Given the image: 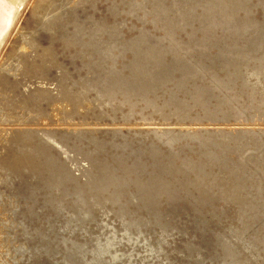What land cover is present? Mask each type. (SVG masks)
Listing matches in <instances>:
<instances>
[{"label":"rangeland","instance_id":"obj_1","mask_svg":"<svg viewBox=\"0 0 264 264\" xmlns=\"http://www.w3.org/2000/svg\"><path fill=\"white\" fill-rule=\"evenodd\" d=\"M40 1H41V0H32V3L30 2V3L28 4V6H26V7L23 9L22 14H21L22 16H20L21 18H19L20 20L18 19L19 22L17 21V22H18V23L16 24L17 26H15L16 28L13 29L11 35L8 37L9 41H8V39H7L6 42H5V44H4L3 47L1 48V51H0V54H1V55H0V58H1V60H0V61H1V62H0V69H1V70H0V72H2V73H6V74H10V73H13L15 70H16L17 72L19 71V70H18V69H19V66H18L19 64H18V63H15L14 61H15V55L20 54V51L22 50V48H19V46L22 45V43H20V42H21V40L23 41V38H22L23 36H24V38L27 36L26 39H29V38H30V39H33V38H35V36L38 37V39H39V37H40L39 40H41V42H42L43 44H44V43H45V45H47V44L49 45V44H50V42H49L48 39L45 40V37H47V36H46V33H45L43 30H41V31H42L45 35H44L43 33H41L40 28H37L36 25L34 24L33 11H34V9L36 8L37 3H39ZM84 1H85V2H84ZM84 1H83V0H82V1L79 0V2H78L77 0H73V2H72V0H67L68 5L71 4V3H72V5H73L74 2H75V4H74L73 7L77 9V12H78V9H79V8H80V10H82V9L84 8V10H82L81 12H84V11H85V13H86V11L88 12V10H89L90 13H87V14H85V13H81L80 10H79L80 13L78 12V15L80 14L82 17H87V15H88V16L91 15V18L94 16V18H96V19L93 18V19H90V20H93V21H96V20H97V21H98V22H97L98 24H96V22H94L95 25H96L95 28H96L98 25H99L98 27L100 28V26H102V24H103V23H101V21L103 20L102 22H104V20H106L107 22H106V21L104 22V24H103L104 26H105V24L108 23L106 26H107V28H110V29H111V28H112L111 26L113 25L112 23L115 22L114 25H117V26H116L117 28H115V26L113 25V29L115 28V29H117V30H115V29L113 30V29H112V30H110V32H109V29H106V26H105V27H102V28H104L105 30H108V32H109V36H108V32L103 31L104 29L102 30V28H100V32L103 31V34L101 33V36L103 35V36H104V40L107 41V42L109 41V42L112 44L113 48H112V46H110L111 44H110L109 42H108L109 44H108L107 42H104L105 44H104V43H103V44H98V46H99V45H102V46H99V47H101V48H97L98 46H97L96 44H97L100 40H101L100 42H103V41H104V40L102 39L103 36L101 37L100 35H98V34H100V32H98L99 30H98L97 32H93V31H94V30H93L94 26H91V25H94V24L91 23L90 20H89V21L86 20V19H88V18H90V17H88V18H86V19L84 18L85 21H88V22L91 23V24H89V23L87 22V23H88V24H87L86 22H83V21H84V20H82L83 18L79 15V18H80V17L82 18V19L80 18V20H81V22H82L81 25L83 24V25H82V26H83V27H82V30H83V31H82L83 36H84V32L87 31V33L85 32V33H86L85 36H86L87 38L84 36V39H85V40H88V41L85 42L86 45L88 44L87 42H91V44H93V45H92L93 47H96V46H97L96 48L98 49V51H100V53H101V49H102V50H103L102 53L104 52V53L106 54V56L103 55L104 53H103V54H102V53H101V54L99 53L100 55H99V54H98V55H95V53L97 52V49L94 48V50H93V47H92L91 45H90L91 47L88 46V45L90 44V43H89V44L87 45L88 47H87V46H84L85 49L82 48L81 52L78 54L79 56H77V57H78V60H76V58H73L74 56L71 57L72 54H70L69 51H68L67 49H65L66 47H65L61 42L58 43V41H57V42L55 43L56 46H55L54 43H53L54 45L51 44V45H52V48L55 47L54 50L56 51V53L59 54L60 58L62 57V58H61L62 64L64 63V64H63V67H64L63 69H66L67 71H65V72H66V73H69V74L67 75V74L64 72L65 76H69V75L72 73L70 76L72 77V79H73V77H74V83H73V80H71V77H70V78H69V77L67 78V79L69 80V82L72 81V82L69 84V86H67V87L69 88L70 85L72 84V85H71V88H69V89H71L70 91H71V92H75V90H76V92L80 91V94H81V95H82V92L84 91V92H83V95H84V96L82 95L83 100H82L81 103L79 104V107H78V109H77V112H76L75 114H74V112L69 113V112H70V108H69V106H70L69 104H70V103H69V101H65V100H66V97H65L64 100L61 101V102H59V101H58V102H57V101H54L55 103H54V102H50V103L46 104V109H47V110H45V113L40 114L39 112H34L33 115H32V117H30L28 120L25 119L26 121L24 120V118H22V119H20V120L18 119V120H19L18 122L15 121V122H13L14 124L12 123L13 125H15V127H14L9 121H7L6 119H4V118H0V119H2V120H0V121H1V122H0V126H2V127L4 126L3 128L0 127V129H1V130H0V133H1V134H0V135L7 133V130H8V134L2 135V136H3V140L1 139L2 136H0V144H1L2 142H4V141H7L9 138H14V137L17 136V135H21L20 132H22V131H23V134H24V132H26V131H28V132L30 133V135H31V133H32L31 137L34 136V137L32 138V139H33V140H32V145H36V144H37V141H39V139H41V138H43V137L46 138L48 135H50L49 137L52 136L51 138H53L54 140H56L55 138L60 137V138L57 139V142H59L60 145L62 144L61 146H63V147H62V148H63V151H62V153H61V155H63V157L60 156V158L63 159V160H61V159L59 158L58 155H60V154H59L56 150H54L53 147H51L52 150H51V148L49 149V154H50L51 151H53V152H51V154H52V153L54 154V151H56L55 153H58V154L49 155V158L52 159V158H53L52 156H54V158H53L54 160H57V159H58V161H59V160L63 161V162H61V164H60V161H59V163H58L59 166L64 165V164H65V165L69 164V165L72 167L71 170L69 169L70 166L65 167L66 169H67V168L69 169V170H68V169H67V170H68V173H69V174H72V178L74 177V178H73V181H72V180H71V181L74 182L75 185L72 184V182H71L70 184H72V185L69 184V185L72 187V188H71V187H68V186H69L68 184H66V183H69V181H70V177L68 176L69 179L67 178V176H66V175H67V170H66L64 167H62V168L65 169V170H63L62 168H59V169H58V168H55L56 166H53V167H52L51 165H48L47 163H45L46 161L43 160V159H39V160H38V158H37V159L35 160V163H37V164H35V167H36V169H37V174H36L35 176H34V175H31V176L34 177V179L36 178L34 181H33V178H32V182L35 183V181H37V179L40 177V178H41V181L43 180L41 183H42V184L45 183V184H44L45 187H44L41 183H39V182H40V178L38 179L39 182H37V184L35 183V184L33 185V183H32L33 187H34V186H35V187L37 186L36 189L39 190V191H38V194L40 193V195L37 194V190H35V187H34L33 189H34L35 193H33L34 196L31 198L32 200L29 201V204H30L29 207L31 206L30 208H31V209L33 208V209H32L33 212H36V214L38 215V217L32 215L33 212L31 211L30 213H31L32 217L30 216V213H29V215H27V218H26L27 221L25 220V221H26V224H25V225H28V222H29V225L31 226V227H29V225H28V226L26 227L27 230L29 231V235H30V239H29L28 242H27V247L35 246V245L37 244L38 241H40V242H47V241H48V242H47L48 245L51 246V247H49L50 251H49V253H47L46 256L44 255V256L41 258L42 260L40 259V261L42 262L41 264H44V262H45V264H47V263H49V264H51V263H52V264H56V262H57V264H58V263L60 264V262L64 264V263H65L64 261H66V263L68 262L67 264H72V263H73V264H74V263L76 264L77 262L80 261V262H79V264H80V263L82 262L81 258H82L83 256H84V257H83L82 259H83L84 262H82L81 264H85V263L88 262V261L92 262V260H90V259H92V256H93V255H89L88 253L93 254L92 251H93V249L95 248L94 246H96V245H98V244L100 243V242H98L100 239H102V241L100 240V241H101L100 244L104 245V242H106L107 240H109V241H111L110 244H112V245H110V247H108V248H110V250L106 249V250H105L106 253L103 252V255H102V259H103V260L100 259V260H101V263H100V262H99V263H95V262H97V261L94 260V261H93L94 264H107V261H108V260H109L108 263L110 264V262H111V264H112V260L110 261V259H106V258H110V257H112V254H113V257H116V259L118 260V261H117V260L115 259V263L113 262V264H116L117 262H120V261H122V262L117 263V264H122V263H123V264H128L129 261H130L129 259H132V260L134 261L135 264H137L138 261H139V264H140V263H141V264H142V263L144 264L145 262H147V261H145L147 258H148V259H147L148 262H147L146 264H148V263H149V258H150L151 255L153 256V257H151L153 261H152L151 258H150V261H151V262H150L149 264H151V263H152V264H155V263H156V264H163V262H164V264H177V263H178V264H181V263H182V264H188L189 262H190V264H191V262H192L193 259H195V258H196V262H195V260H194V261H193L194 263L192 262V264H199L197 260H199V262H201L200 260L205 261V256H206V259H208V260H206L205 262L202 261L203 264H208V261H210V260H211V261L209 262V264H210L211 262H213V263H211V264H214V262H215V264H216V263L218 264V263L221 261L220 258H222V257H221V253H220V252H221V248H220L219 246H218V247H219V248H218L217 245H215V244H216V242H215V241H216V240H215L216 237H215V236H216V235L220 236V234H221V232H222V235L220 236V238H221L222 236H223V237H222L221 239H227V240L229 239V240H230L231 238H233V239H231V241H230V242L233 243V247L238 248V249H239V250L237 249L238 251L241 250V251L244 252V253H243V252L240 251L241 253H240V252L238 253L240 257L244 255L243 258H246V257L249 255L251 258H253V256H251V255H252L253 252H255L256 255L259 254V256L257 255V257H258V258L260 257L259 259L256 260V262H258L259 264H264V263H263V262H264V257H262V256H264V253H262V252H264V249H263V248H264V242L260 243L262 240L264 241V235H263V234H264V231H263V230H264V226H262V225H264V221H263V220H264V217L261 216V215L264 216V212H263V211H264V209H263V207H264V205H263V204H264V203H263V202H264V201H263V200H264V198H263L264 195H263V194H264V193H261V192H264V191H263V190H264V185H263V184H264V163H263V162H264V158H261V157H262L261 155H264V150H263V149H264V144H263V141H264V136H263V135H264V115L261 114L262 112H260L258 109L253 108V107H252L253 105H250V104L252 103V101L250 100L251 98L249 99V96L247 95V92L245 91V92H246V93H245L243 88L240 87V90H239V89H238L239 86H236L237 84L231 86V88H232L231 91H232V92L234 91V90H233V89H235L234 87L237 88V91H238L239 93L236 92V91L233 92V93H234V95L237 93V94H239V95L241 96V99H242V101H243L244 106H243V104L240 105L242 101H240L241 99L239 98V95H235V96H236L235 98H236L237 101L239 100V101H238V102L240 103L239 105H240V107L242 106L243 108H245L244 110H246V108L248 107L247 110H248L249 112L246 111V113H249L250 115H249V114L246 115V117L248 118V119H247L245 116H243V117L241 116V118H240V116L237 117V116L231 114L230 109L228 110L229 113H228V112H224V111H225L224 109L226 108L225 106H227V108H226V111H227V109H228V105H226L225 103H221V102L219 101V99H218L219 97H218V93H217L218 91L215 90V88H214V87L212 86V84H211V81H213V80H215V79H216V80L219 79L218 81H220V78H221V81H222L223 83L227 81V79H226L227 76H225L226 73H223L224 70H223L221 64L219 63V65H220L221 67L218 66V62H217L216 65H213L214 62H215L214 59L212 58L213 55H214V54H218L217 52H219L220 54H225V53H226V55H227V52H228L229 50L232 51V50H234V49H238L239 47L243 49L242 45H235V44H234V45L237 46V47L233 46L232 49H231V46H230V45H232V44H230V45H229V49H228V48H226V47H228L227 44H226L227 41L224 42V40H222V37L218 38L219 36H218V37H214L215 39L213 38L212 40H213V41L216 40L215 42H212V40H210L211 42L209 41L208 44L205 43V45H204V46H206V45H208V46L215 45L214 47L212 46L213 49L215 48V49H214V52L216 51V52L214 53V52H213V49H212V48H209L208 46H207V47H208L209 49H208L207 47L205 48V47H203V46H202V47L200 46V47H199V50H198V46L190 45L191 47H189L190 49H188L187 47H188L189 45L186 46L185 44H182V43H181V44H180V43H179V44L176 43L178 46L180 45V46L186 47V48L188 49V50H187V49L185 48V50H187V53H188V52H189V53H188V54L185 53V54H184L185 56L182 57L183 59H185V60H184V61H185L184 65L186 64V61L188 60V61H187L188 64L190 63L192 66H196L195 68H198L197 66H200V65H201L199 69L201 70V69L203 68L201 71H202V72H203V70L205 71V72H204V73H205V77H203V78H205V79H203V78H201V79H203L202 81H204V82H205V81H210V83H209V82H206V83H205V84H207V86L204 84L205 86L200 87L201 84L204 83V82L202 83V81H200L201 83L199 82L200 85L198 86V85H197V84H198L197 81H198L199 79H197V80H196V79H191L192 81H193V80H195V81H194V82L190 81L189 83H190V84H191V83H192V84H195V82H197V84H196L197 87H198L200 90L202 89V90L205 92V96H204V95L201 96L200 94H201L203 91H200V90L198 91V90H196V87H195L196 85H195V86H192V85H191L192 87H190V90H192V88L195 87V89L192 91V94H193V96H194L193 98L197 97L198 99L200 98V100H202V101H203L204 99L207 100V101L209 100V102L212 100V102H210V103H212L213 106L211 105V108H210V106H209V108H210V110H211V111H210L209 108H208L207 106H206V107H203V106H205V102H206L205 100L202 102L204 105H203V106H200V105H202V104H198V103H201V102H199L200 100H198L197 98H195V99H196L198 102H196L195 99H194L195 101L192 100V99H193V98L191 97L192 95H191L190 93H188V92H190V91H189V86H190V85L187 84L188 81H189L187 75H189L190 78H191V76H190L189 73L187 74V71L183 68V67H184L183 63H182L183 67H181V68H183V69H181V68H179V66H182V65L179 64L180 61H178V64H179V65H178V64H177V61H175L176 59H172L171 54H168V53H167V54H168L167 56H166V55H163L164 51H165V50L167 51V48H169V47L167 46V44L169 45V44L171 43V46H172V44H175V43H173V42H171V41H172V40H174V41L176 40V42H179V39H180V42H182V41L184 42L185 40H187L188 35H187V33H186L185 31H181V30H179V31L176 32L177 34H175V35H173V37H171V39L168 38V41L171 40L170 42H168L167 39H166V41H167L168 43L165 41V39H164L165 42L163 41V38H164V37L161 38L162 40L159 39V38L162 36V33L158 32V29H154V27H153V25H152V23H151V20H152V19L150 18V16H152V18L154 17L156 20L159 19V16H160V15L156 14L157 12L155 13V10H156L157 7L159 6L158 4L161 3V2H159V1H161V0H159V1L156 0V3H157V1H158L157 4L154 2L155 0H154V1L150 0V1H152V2H150V1L145 2L146 0H144V1H142V0H140V1H139V0H136V1H135V0H126V1H128L129 3L132 2V1H133V3L135 2L137 7H138V6H139V7H143V5H145V4L148 5V6H149V4H150V7H151V5H152V7H154L153 5H155V7H156V9H155V8H152V7H151V8H150V7H147V6L145 5V6H144V9H143V8H140L141 11H140V9H138L139 11H135L136 14L139 13L138 15H135V12H133V14L135 15L134 17H132L133 14H130V13H124V12H123L122 15H120V14L122 13L121 11L124 10V7H123L122 5L127 3V2H126V3H124V2L120 3L121 0H113V1H111V0H108V1H107V0H103V1H102V0H96V1H95V0H92V1L95 2V3L93 2V4H96V3L98 2V3L96 4V5H98V6H96V5L93 6L91 0H90V2H91L92 5L89 4V3H90L89 0H84ZM87 1H88L89 3H87ZM99 1H100V2H99ZM104 1H107V2H104ZM109 1H110V2H109ZM114 1H115V3H114ZM123 1H125V0H123ZM205 1H208V2H209V1H214V0H203V1H200V2L203 3V2H205ZM217 1H219V0H217ZM223 1H225V0H220L219 2H223ZM226 1H227L228 6H227L226 3H222V6H220L219 9L221 10L222 7H223V8L226 7L225 9H222V11H223V10H226V11H225V15H227V18H228V16L231 17V15L234 16V17H232L233 20H231V18L229 19V22H231V24H233V25H237V24H238V21L242 22V21H247V20H248V21H249V20H250V21H255V20H256V21L253 22V23H256V24H257L256 26H257L258 28L255 27V30L253 29L251 32H248L249 34H246L244 38H248V40H250V41H252V39H254L253 41H258V42H259L261 39L263 40V39H264V35H262L261 32H262V30L264 29V26H263L264 24H262V23L264 22V21H263V20H264V16H261V15L264 14V11H262V13H263V14H262V13L260 12V10H263V9H264V7H262V6H264V4H263L264 1H263V0H254V1H257V2H254L253 0H246V1H244V0H235V2H234V0H226ZM226 1H225V2H226ZM237 1H238V2H237ZM241 1H242V2H241ZM243 1H244L245 3H243ZM248 1H249V3H252V1H253L254 4H252V6L254 5L253 7H255V10H254V9L252 10V8H251L252 6H251L249 3H247ZM250 1H251V2H250ZM258 1H259V2H258ZM262 1H263V2H262ZM77 2H78L79 4H78ZM116 2H117V3L119 2V3L121 4V8H120V5L117 6L119 3H118L116 6L114 5V4H116ZM138 2H139V3H138ZM168 2H170V0H168V1L166 2V4L169 5ZM81 3H83V4H82L83 6L81 5ZM85 3H87L88 5H86ZM99 3L102 4V6H101V5L99 6ZM104 3L107 4V5H108V4L110 5V3H112V5H113V7H114L115 9L111 7L112 5H110V7L112 8V9H111V8L109 7V5H108V7H107V5H105ZM113 3H114V4H113ZM141 3H142V4H141ZM147 3H149V4H147ZM151 3H153V4H151ZM201 3H200V5H197V8H199V6H201V7H200L199 9H197L198 11H196V12H199V11L201 12V10H202V11L204 10V7H203V5H202ZM242 3H243L244 5H245V4H247V5H246L245 7H243L244 5H243ZM255 3H257V4H255ZM76 4H77V5H76ZM84 4L86 5V7L84 6ZM223 4H224L225 7L223 6ZM261 4H262V5H261ZM68 5H67V6H68ZM72 5H70L71 8H73ZM80 5H81L82 9H81V7H79ZM141 5H142V6H141ZM156 5H157V6H156ZM237 5H238V6H237ZM240 5H241V6H240ZM249 5H250V6H249ZM259 5H260V6H259ZM34 6H35V7H34ZM76 6H78V8H77ZM87 6H88L89 8H91V6H92V9H94L95 11L92 10V9H89ZM230 6L232 7V9H231ZM239 6H240V7H239ZM248 6H249V7H248ZM256 6H258L259 8H262V9H259V8H257ZM93 7H94V8H93ZM116 7H118L119 10H120V9H121V10L119 11L118 8L116 9ZM122 7H123V8H122ZM145 7H146L147 9H145ZM160 7H161V4H160ZM242 7L244 8V10L241 9ZM68 8H69V7H68ZM86 8H88V9H86ZM97 8L102 9L101 11H100L99 9L97 10V12L100 11L99 14L96 12V9H97ZM106 8H107V9H106ZM108 8L111 9V10H114V11H111V10H109ZM148 8H149V9H148ZM186 8H188V9L185 10ZM201 8H203V9H201ZM228 8H229V9H228ZM235 8H236V9H235ZM249 8H251V9H250L249 11H247ZM85 9H86V10H85ZM150 9H151V10H150ZM152 9H155V10H153L154 12H152ZM183 9H184V10H182V11H185V12L189 11V12H190V13L188 12L189 14H187V13H186V14L188 15V17H190V20H191V21L189 20V24L192 25V30L194 31V33H196V31L194 30V28H195V27H196L195 29H198V28H197L196 24H195V25L192 24V23H196V22H194V21L192 20L193 17H192L191 14H194V15L196 14V15H198L200 12H199V13H196V12L191 13L192 11L189 10V9H191V7L189 8L188 6H185V8H183ZM200 9H201V10H200ZM237 9H238V10H237ZM107 10H109L110 13H109V11H107ZM116 10H118V11H116ZM142 10H145V11H142ZM146 10H147V11H146ZM148 10H149V12H151V13H153V14L150 15L151 13H148ZM228 10H229V12H227ZM235 10H236V11H235ZM239 10H240V11H239ZM93 11H94V12H93ZM156 11H157V10H156ZM164 11H165L164 15L168 12L167 15H165L166 17L169 16V17L167 18V20L170 18V19H169V21H170L171 19L174 18L173 20H171V21H174L176 18H178V17L176 16L177 14H174V13H176V12H175V10H174L173 8H172V9H168V11H166V10H164ZM242 11H243V12H242ZM251 11H252V12L254 11L253 14L255 13V15H253ZM92 12H93V13H92ZM113 12H117L118 14H119V12H121V13L119 14L121 17H119V15H118V17H119L121 20H120L118 17H117V18H118V20H117V18H116V16H115V15H117V13H115V14L113 15ZM142 12H144V13H142ZM146 12H147L148 14H145ZM226 12L229 13V14H226ZM244 12L248 13L247 16L244 15V14H246V13H244ZM91 13H92L93 15H92ZM94 13H95V15H94ZM100 13H101V14H100ZM250 13H251V14H250ZM84 14H85V15H84ZM128 14H130V15L127 16ZM155 14L158 15V16H156ZM99 15H100V16H99ZM131 15H132V16H131ZM143 15H145V17H146L147 19H146L145 17H144V19H143ZM147 15H149V16H147ZM154 15H155V16H154ZM164 15H163V16L161 15L162 18H161V16H160V20H161V21H163L164 19H165V21H167L166 18H164ZM111 16H112V18H111ZM113 16H114V19H113ZM122 16H125V17L127 16L128 18H127V17L124 18V17H122ZM136 16H137V17L140 16V17H138V18H136V19H133V20L131 19V18H135ZM173 16H174V17H173ZM184 16H185V18L187 17L185 14H184ZM236 16H237V18H236ZM255 16H256V17H255ZM129 17H131V18H129ZM188 17H187V18H188ZM252 17H253V18L255 17V19L253 20ZM99 18H100V19H99ZM109 18H110V19H109ZM123 18H124V19H127V20L124 21ZM163 18H164V19H163ZM191 18H192V19H191ZM108 19H109V20H108ZM137 19L139 20V22H138ZM145 19H146L147 21L143 22V20H145ZM149 19H150V20H149ZM162 19H163V20H162ZM237 19H238V20H237ZM262 19H263V20H262ZM100 20H101V21H100ZM114 20H116V21H114ZM128 20H129V23L126 22V21H128ZM131 20H132V21H131ZM136 20H137V22H136ZM140 20H142V21L140 22ZM230 20H231V21H230ZM236 20H237V21H236ZM241 20H242V21H241ZM109 21H110V22H109ZM117 21H122V22H120V24H121L120 26H119L118 24H116ZM123 21H124V22H123ZM130 21H131V23H132L133 26H134V25H137V23H138V25H137L138 28H137L136 26L133 27V26L131 25ZM134 21H135V22H134ZM232 21H233V22H232ZM31 22H32V23H31ZM111 22H112V23H111ZM142 22H143V24H142ZM85 23L87 24V26H84V25H86ZM99 23H100V24H99ZM118 23H119V22H118ZM123 23H124V24L126 23V24L124 25ZM127 23H128V24H127ZM133 23H135V24H133ZM234 23H235V24H234ZM258 23L260 24L261 28H259L260 26H258V25H259ZM29 24H30V25H29ZM261 24H262V25H261ZM32 25H34V27H32ZM89 25H90V26H89ZM110 25H111V26H110ZM123 25H124V27H126V25H127V26L129 25L128 27H130V28H127V27H126V28H124L125 30L123 29L124 31H122L121 29L123 28ZM142 25H143L144 28L142 27ZM88 26H89V27H88ZM139 26H140V30H139ZM35 27L37 28V30H36ZM86 27H88V28H86ZM90 27H91V28L93 27V28H92V31H91V30H90V31L94 33V36H93L94 39H92V38H93V37H92L93 34H92L90 31H89L90 33L88 32V30L90 29ZM98 27H97V28H98ZM118 27H120L121 33H119L120 30H119ZM131 27H132L133 29L136 27L137 29L135 28V29L133 30ZM150 27H151V28H150ZM28 28H29V29H28ZM97 28H96V30H97ZM99 28H98V29H99ZM262 28H263V29H262ZM38 29H39V30H38ZM86 29H87V30H86ZM144 29H146V31L148 30V31H147L148 34L145 32V35L143 36V34H144L143 31H145ZM256 29H260V30H258L259 32H258V31L255 32ZM261 29H262V30H261ZM29 30L32 31V33H31ZM96 30H95V31H96ZM118 30H119V31H118ZM136 30H139L140 33H138ZM141 30H143V31H141ZM152 30H154V31L151 32ZM155 30H156V32H155ZM111 31L114 32V33H112ZM116 31H117V33H115ZM28 32H29V33H28ZM33 32H35V33H33ZM38 32H40V33L37 34ZM104 32H106L107 34H106V33L104 34ZM136 32H137L138 34H137ZM150 32H151V34L149 35ZM26 33H28V34H26ZM97 33H98V34H97ZM118 33L121 34V35H119ZM142 33H143V34H142ZM199 33H200V32H199V29H198V33L195 34V37L198 38V39H200V37H201V35H200L201 33H200V34H199ZM250 33H251V34H250ZM254 33H255V34L257 33V34L255 35ZM19 34H22V35L19 36ZM25 34H26V35H25ZM30 34H33V35H30ZM34 34H35V36H34ZM88 34H92V35H91V36H90V35L88 36ZM95 34H96V35H95ZM110 34H115V35H118V36L115 37L114 35H111V38H110ZM136 34H137V35L141 34L142 36L139 35V36L136 37ZM153 34H154V35H153ZM198 34H199V35H198ZM253 34H254V35H253ZM37 35H39V36H37ZM146 35H147V36H146ZM148 35H149L151 38H152V35H153L154 37L151 39L150 37H148ZM160 35H161V36H160ZM257 35H259L260 37L257 36ZM28 36H29V37H28ZM33 36H34V37H33ZM96 36L99 38V40H98V38H95ZM157 36H158L159 38H158ZM198 36H199V37H198ZM16 37H17V38H16ZM91 37H92V38H91ZM112 37H114V38H112ZM118 37H120V38L123 37V38H121V39H122L121 43H119V42H120V38H118ZM138 37H141V38H140V39H141V44H137V43H136V42L140 43V41H138ZM143 37H144V39H143ZM147 37H148V38H147ZM174 37H176L177 39H176V38L173 39ZM252 37H253V38H252ZM256 37H257V38H256ZM261 37H262V38H261ZM20 38H21V39H20ZM90 38H91L92 40H95V39H96L95 42H94V41H90V40H91ZM130 38H131V40L134 38V39H133V40H134V43H133V41L130 40ZM146 38H147V39H146ZM149 38H150V40H151L150 45L147 44V43H149V42H148V41H149ZM156 38H158V39H159L158 41H161V42H158V41L156 42V40H157ZM217 38H218V39H217ZM15 39H16V40H15ZM89 39H90V40H89ZM135 39H136L137 41H136ZM140 39H139V40H140ZM145 39H146V40H145ZM155 39H156V40H155ZM169 39H170V40H169ZM223 39H224V38H223ZM97 40H98V42L96 43ZM102 40H103V41H102ZM116 40L119 41V42L117 41V43H119L120 45H119V44H117V45L114 44V42H116ZM127 40H129V43H128L127 45L130 44L129 46L132 45V47H129V46L126 45V43L128 42ZM144 40H145V41H144ZM154 40H155V43L152 44V41H154ZM262 40H261V41H262ZM14 41L16 42V45H15V42H14ZM18 41H20V42H18ZM130 41H131V43H133V44H131ZM142 41H143V42H142ZM146 41H147V42H146ZM222 41H223L224 43H222ZM261 41H260V42H261ZM46 42H47V43H46ZM100 42H99V43H100ZM122 42H125V44L122 43ZM185 42H186V41H185ZM106 43H107V44H106ZM142 43L149 45L148 47H147V45H146V47H145V48H146V51H145L144 46L141 47L142 45H144V44H142ZM156 43H157V44L160 43L161 46H162V45H164V46H162V47L160 48V45H159V46L157 47ZM209 43H210V45H209ZM212 43H213V44H212ZM215 43H216V44H215ZM13 44H14L16 47H15ZM18 44H19V45H18ZM121 44H122V45L124 44V46L126 45L128 48H127V47H124L125 49H124L123 47L121 48V47H120V46H122ZM134 44H135V45L137 44V45L134 46ZM151 44H152V45H151ZM263 44H264V43H263ZM263 44H262V46H263ZM84 45H85V44H84ZM94 45H95V46H94ZM106 45H108V46H106ZM140 45H141V46H140ZM155 45H156V46H155ZM225 45H226V46H225ZM12 46H13V47H12ZM61 46H62V47H61ZM104 46H105V48L107 47L106 49H109V50H108L109 52H111L112 50L114 51V48H116L115 46L120 47V48H116V49H115V53H112V52H111L112 54H111V53L109 54V52L106 53L107 50L104 51V50H105ZM153 46H154V47H153ZM171 46H170V47H171ZM180 46H179L180 49H179V48H178V49L181 50L180 52H181V54H182V53H184L185 50H184L183 47H180ZM193 46H194V48H193ZM218 46H219V47H218ZM5 47H6V48H5ZM17 47H18V48H17ZM58 47L61 48V49L63 48L62 50L65 49L67 52H66V51L64 52V51H62L61 49H58ZM86 47H87V48H86ZM89 47H90V48H89ZM102 47H103V48H102ZM110 47L112 48V50H110ZM133 47H134L135 49H138V47H139V49L136 50V51H138V52H139V50H140V51L142 50V51H141L140 53L135 52V51H134L135 49H134ZM166 47H167V48H166ZM195 47H196L197 50L195 49ZM257 47H258V48H253V51H254L255 54H260L259 52H262L261 49H263L264 46H263L261 49H259L260 46H257ZM16 48H17V51H18V52H16V50H15ZM129 48H130V49H129ZM142 48H144V49H142ZM164 48H166V49H164ZM202 48H203V49H202ZM222 48H223V49H222ZM225 48H226V49H225ZM19 49H20V50H19ZM95 49H96V50H95ZM118 49H119V50H118ZM121 49L125 50L126 52H128V51H130V52L125 53V51H123V50H121ZM126 49H127L128 51H127ZM182 49H183L184 51H183ZM191 49H192V51H191ZM200 49H202L201 52H200ZM205 49H206V50L208 49L209 51H206ZM217 49H218V50H217ZM2 50H4V51H2ZM117 50H118V53L116 52ZM158 50H160V51H158ZM162 50H163V52H162ZM204 50H205V52L207 53V54H206V53H204V54H205L206 56L208 55V56H207V59H209V53H210V55L213 53V54L211 55L212 57L210 56L213 60H211V59H209V60H205V58H206L205 55L202 54L203 57H202V55H200V53H203ZM211 50H212V51H211ZM220 50H221V51H220ZM226 50H228V51H226ZM248 50H249V49H248ZM12 51L14 52V53H13L14 56H13V54H12ZM61 51L64 52L65 54H62ZM93 51H94V53H93ZM121 51L124 52L123 55L121 54ZM166 51H165V53H166ZM195 51H196V53H195ZM223 51H224L225 53H224ZM3 52H4V53H3ZM134 52H135V53H134ZM142 52H143V53H142ZM156 52H158L157 56H156ZM167 52H168V51H167ZM185 52H186V51H185ZM197 52H198V53H197ZM208 52H209V53H208ZM8 53H9V54H8ZM60 53H61L62 55H61ZM67 53H68L69 55H68ZM92 53H93L96 57H95L94 55H92ZM119 53H120L121 55H120ZM137 53H138V54H137ZM152 53L155 54V57L153 56ZM159 53H160V54L162 53V55H161L162 57L159 56ZM165 53H164V54H165ZM190 53H191V55H190L191 57L189 56ZM228 53H230V52H228ZM250 53H251V52H250ZM96 54H97V53H96ZM107 54L110 55L109 58H110V61H112V62H110V61H109V58H108V62H107V60H106V63H105V61L102 60V61L104 62V64H103V62L101 61V59H103V58H104V59H105V58L107 59V57H108ZM114 54H115V55H116V54L119 55V56H118V59H117V57H116L117 55L114 56ZM149 54L152 55V56H149ZM192 54H194L195 56L192 55ZM230 54L233 55L232 52H231ZM230 54H228V55H230ZM11 55L13 56V60H11V59H12V56H11ZM64 55H66V56H64ZM70 55H71V56H70ZM111 55H113L114 58L116 57L117 61H115L116 59L113 60V59H112L113 57H112ZM136 55H139V56H137V57L140 59V62H141V60H143V59H141V58L147 59V58L151 57V58L147 59L148 62H149L150 60L153 61V60H155V58H157L158 60L156 59V60H157L156 62H155V61H153V62L150 61V62L153 63V67H154L153 69H154V70L157 68V67H156L157 65H159V69H156V71H153V69H152V63L149 62L150 65H151V66H150L149 63L147 62V60H145V61H146V63H145L146 66L144 65V62H145L144 60H143L144 62H141L144 66H142L141 63L138 64L137 61H139V59H137ZM146 55H148V57H147ZM182 55H183V54H182ZM197 55H198V56L200 55V57H198ZM1 56H2V57H1ZM5 56H7V57H5ZM8 56H9V57H8ZM97 56H99V57H97ZM100 56H103V57H100ZM104 56H105V57H104ZM120 56H122V57H120ZM140 56H141V57H140ZM10 57H11V58H10ZM64 57H65V58H66V57H67V58L70 57L69 59L72 58V59H71L72 62H73V63L76 62V64H73V63L71 64V63H70L71 61H69V65H68V61H67V60H69V59H67V58L65 59ZM91 57H93V58H91ZM94 57H95V58H94ZM111 57H112V58H111ZM135 57H136V58H135ZM145 57H146V58H145ZM153 57H154V59H152ZM159 57H160V59H159ZM165 57H166V58H165ZM189 57L191 58V60L193 59L194 61L192 60V61H193V62H192V61L190 60ZM193 57H194V58L196 57V58L194 59ZM63 58H64V59H63ZM97 58H100V59H99V61H101L100 64H103V66H105V67H106L105 64H108L107 67H109V68L106 69L105 67H102V65H101V66H100V64L98 65V62H97L98 60L96 61ZM163 58L166 59V62H167L168 65L166 64L165 60H163ZM187 58H188V59H187ZM203 58H204V59H203ZM7 59H8V62H7ZM62 59H63L64 61H63ZM111 59H112V60H111ZM135 59H136V61H135ZM186 59H187V60H186ZM198 59H199V60H198ZM202 59L204 60V61H203V63H204L203 65H202V62H201ZM9 60H11L12 62H10ZM73 60H74V61H73ZM189 60H190V61H189ZM196 60H197V62H195ZM4 61H5V63H7L6 65L3 64ZM94 61L97 62L96 65H98V67L100 66V67H99L100 69H99V68H98V69L96 68L97 66L95 65V62H94ZM114 61H115V63L117 62V65L115 64V66L112 64V63H114ZM134 61H135V62H134ZM158 61H159V62H158ZM172 61H173V62H172ZM198 61L200 62V65H198V64H197V65H194L195 63H199ZM210 61H211V62H210ZM13 62H14V64H12ZM66 62H67V63H66ZM93 62H94V64H93ZM157 62H158V64H157ZM160 62H161V63H160ZM163 62H164V64H163ZM77 63H78V64H77ZM110 63H111L112 65H111ZM136 63H137L138 65H140V67H139V66H138V67L141 68L143 71H142L141 69H139L138 67L135 66V65H137ZM154 63H156V65H155ZM208 63H209V64H208ZM212 63H213V64H212ZM215 63H216V62H215ZM16 64H17V65H16ZM70 64H71L74 68H73L72 66H71V68H70V67H69ZM109 64H110L112 67L109 66ZM147 64H148V65H147ZM165 64H166V66H165ZM171 64H172V66H174L175 64H177V65L174 66L173 70H171V69H172ZM190 64H189V65H190ZM207 64H208V65H207ZM211 64H212V65H211ZM3 65H5V66H3ZM7 65H9V66H7ZM14 65H15V66H14ZM64 65H65V66H64ZM66 65H67V66H66ZM74 65H75V66H74ZM78 65H79V66H78ZM162 65H164L165 67H162ZM205 65H206V66H205ZM2 66H3V67H2ZM6 66H7V69L9 68V70H10V67L12 66L11 68H12V70H14V71L11 70L12 72H10L9 70L6 69ZM16 66H18V67H16ZM77 66H78V70H79V69L81 70V71L79 70V71H80V72H78L79 74L75 73L76 71H78L77 69H75ZM176 66H178L179 71L182 70V72H178V68H177ZM186 66H187V64H186ZM203 66H204L205 68H204ZM208 66H209V67H208ZM211 66H213V67L211 68ZM215 66H218V67H215ZM1 67H2V68H1ZM65 67H68V68H65ZM81 67H82V69H81ZM93 67H95V68L97 69V71H96V69H94ZM101 67H102V70H103V71H105V70H110V69L112 70L113 67L115 68V69L113 68L114 71H115L116 68H117L118 71H117V70H116V71H117L118 74L120 75V78L122 77L121 79H120V78H119V79L121 80V82H122V80H123L124 83H128V82H125V81H129L128 79H129V77H131V74H133V76H136V77H135L136 79L134 78V81H135L134 84H132V82H134L133 80H132V82H131V79L133 78V76H132L131 79H130V81H129V82H131V83H129V85H128V84H125V85H128V87H130V86H131L130 84H132V87H130L129 89H130V90L133 89L134 91H135V90L137 91V88H139V87H142V88H143V89L140 88V90L142 89V91H137L138 96H137V94H135L136 91H135V93H134V91H133V93H134L136 96L133 94L135 97L132 98V101H133V104L135 103L134 106H135V107H136V106L138 107V108L136 107L137 110H135V108L133 107V110L135 111L134 114H136V115H138V116H135V115L133 114V115H134L133 117H132V115L128 117V114H126V112L128 113V110H127V108H126L125 106L123 107V109H122L121 107H119V110H117V108H114V111H115V112L112 111L113 109H112L111 107L105 105L103 102H100L99 100H97L96 97H95V99H94V96H95V94H96V92H97V90H98V89H96V88H94V89H96V91H95L94 89H93L94 91L92 90L93 92L89 89L90 92H92V93L94 94L93 97L91 96L92 93H90V92L88 93V96H87V94H86V95L84 94L85 92H86V93L88 92V88L85 87V86H87V84H91L92 81H93L94 79H95V80H94V83H92V84L95 85V83H96L95 81L97 80L96 78L99 76V73H102V74H101L102 76H100L101 78L98 77V80H97V83H96V84H100L101 81H102V79H106L105 76L107 77L106 81H107V80H111V79L114 78L115 76L117 77V75H118L117 72H116L117 75H114V74H115L114 71L111 72V70H110V72H109V71H107V72H106V71H105V72H102ZM110 67H111V68H110ZM142 67H148L149 69L144 68V69H145V72H144V69H143ZM160 67H161V68H160ZM214 67H215V68H214ZM4 68H5L6 70H5ZM15 68H16V69H15ZM103 68H104L105 70H104ZM136 68H137V69H136ZM216 68H217V70H214V69H216ZM219 68H220V70H219ZM3 69H4V71H2ZM88 69H89V71L87 72ZM90 69H91V71L94 69L92 72H94V74H95L94 77H95V76H96V77L93 78V79H92V77H91L93 73H90V72H91ZM138 69L141 71V73H142V72H143V73H142V74L139 73L138 75H136L135 72H136V70H138ZM176 69H177V70H176ZM206 69H207V70H206ZM212 69H213V70H212ZM231 69H232V68H231ZM99 70H101V72H100ZM119 70H120V73H119ZM164 70H165L166 72H165ZM210 70H211V71H210ZM218 70H219V71H218ZM221 70H222V71H221ZM69 71H71V72H69ZM95 71L98 73V75L96 74ZM98 71H99V72H98ZM121 71H122V72H121ZM140 71H138V72H140ZM163 71H164V74L166 73L165 75L162 73ZM209 71H210V72H209ZM220 71H221V74H220ZM7 72H8V73H7ZM108 72H109V73H108ZM131 72H133V73H131ZM138 72H137V73H138ZM146 72H147V73H146ZM172 72L174 73V75H175V73L184 74V76L187 74V75L185 76V78H184V79H187V83L185 82L186 80H183V77H184V76H182V79L180 80L181 75L179 74L180 76H178V74H176V75L174 76V75L172 74ZM183 72H184V73H183ZM185 72H186V73H185ZM104 73H106L105 76H103ZM107 73H108V74H107ZM123 73H124V74H123ZM161 73H162V75H161ZM170 73H171V74H170ZM222 73H223V74H222ZM0 74H1V73H0ZM76 74H77V75H76ZM87 74H90L91 76H90V75H87ZM109 74H111V75L113 74V75H112L113 77H110L111 75L108 76ZM121 74H122L123 76H122ZM134 74H135V75H134ZM143 74H144V76H145V74H146V77H144ZM206 74H207V75H206ZM214 74H215V75H214ZM11 75H12V74H11ZM75 75H76L77 77H76ZM124 75H125V76H124ZM163 75H164V76L167 75V76H166L165 78H163V77H164ZM168 75H169V76H168ZM212 75H213V76H212ZM217 75H218L220 78H218ZM78 76H79V77H78ZM80 76H81V77H80ZM86 76H88V79L86 78ZM161 76H162V78H161ZM170 76H171V77H170ZM75 77H76V79H77V78L79 79V83L76 81ZM89 77H90V78H89ZM102 77H103V78H102ZM108 77H109L110 79H109ZM116 77H115V78H116ZM123 77H124V78H123ZM125 77H127V79H126ZM140 77H141V78H140ZM142 77H144V78H142ZM157 77L159 78L158 80H157ZM177 77H178V78H177ZM186 77H187V78H186ZM206 77L208 78V80H207ZM215 77H217V78H215ZM81 78H82L83 81L86 82V83H83V81H80V80H82ZM85 78H86L88 81H87ZM115 78L112 79L111 81H113V80L115 81ZM139 78H140V80H138ZM154 78H156V79H155L156 82H157L156 85H157V86L159 85L158 87L155 86V87H157V88L154 87V85H155L154 83H153V84H154L153 86H152V84H151V81H152V82H153V81L155 82V80H153ZM160 78H161V79L169 78V79L167 80V81H168V84L170 83V86H169V87L171 88V87L173 86V87H172L173 89L171 88V90H170V88H169L168 85L166 84V80H163V81H164V84H165V85H164V84H163V85L165 86L166 89H167V87H168V88H169V91H170L171 93H170L168 90H167V91L165 90V88H164L163 85L161 84V83H163V81H162ZM176 78H177L178 80H180V81H183V83L185 82V84H181V85L178 84V82H179V83H182V82L178 81ZM212 78H214V79L212 80ZM223 78H225V79H223ZM252 78H253V77H250V79H252ZM78 79H77V80H78ZM89 79H91V80H89ZM99 79H100V80H99ZM119 79H118V77H117V78H116V81L118 82ZM125 79H126V80H125ZM174 79H175V80H174ZM201 79H200V80H201ZM222 79H223V80H222ZM253 79H255V77H254ZM68 80H67V85H68V83H69ZM85 80H86V81H85ZM120 80H119V81H120ZM136 80H137V81H136ZM159 80L161 81V83H160V82H159V83H160L162 86L158 83ZM171 80H172V81H171ZM75 81H76V82H75ZM89 81H90L91 83H90ZM98 81H99V82H98ZM116 81H115V82H116ZM170 81H171L172 83H171ZM253 81H254V82H253ZM253 81H252V80H248L247 84L250 83V85H251L253 88H252L250 85H248L247 89L249 90L248 93H251L252 95H254V94L257 95V96H256V98H257V97L259 96L258 94L261 93V89L263 88L262 90H264V82H263V81H257V79H255V80H253ZM256 81L259 83L258 86H259V85L261 86V87L259 86L260 89L257 88V82H256ZM81 82H82V83H81ZM87 82H88V83H87ZM104 82H105V81H104ZM156 82H155V83H156ZM260 82L263 83V86H262V84H260ZM102 83H103V82H102ZM122 83H123V82H122ZM124 83H123V84H124ZM175 83H176V84H175ZM254 83H256V85H255ZM73 84H74V85H73ZM76 84H77V85H76ZM79 84H80V86L83 85L84 88H82V87L79 88V87H80V86H78ZM84 84H85V85H84ZM150 84H151V85H150ZM210 84H211V85H210ZM252 84H253V85H252ZM148 85L154 87V89H158L159 87H160L161 89L164 88V90H162L164 93H165V91H166V93H167L168 95H170V94H172V93H173L174 95H170V98H169L168 95H165L163 92L159 91V90H161V89H158V91L154 90V92H153V94H152V89H153V88L151 89V87H148ZM175 85H176V86H175ZM178 85H179V86H178ZM188 85H189V86H188ZM254 85H255V86H254ZM74 86H75V88H74ZM77 86H78V87H77ZM143 86H146V87L144 88ZM166 86H167V87H166ZM177 86H178V87H177ZM180 86H184V89H185L184 92H185V93L183 92V89H182L183 87L181 88ZM72 87H73V88H72ZM179 87H180L182 90H181ZM209 87H210L211 90H210V89H207V88H209ZM212 87H213V88H212ZM254 87L256 88V90L254 89ZM77 88H78V89H77ZM86 88H87V89H86ZM186 88H187V90H186ZM198 88H197V89H198ZM203 88H204V89H203ZM205 88H206L207 90H206ZM74 89H75V90H74ZM79 89H81V90H79ZM83 89H84V90H83ZM145 89H147V90H145ZM148 89H149V90L151 89L150 94H152L151 96H154V99H156V101L158 100L157 103H155V100H153V97H151L149 94H147V93H149V92H148V91H149ZM251 89H253L252 92H250ZM258 89H259V90H258ZM73 90H74V91H73ZM82 90H83V91H82ZM85 90H87V91H85ZM143 90L147 91V92H146L147 95H146V94H145V95L143 94ZM175 90H177V91H176V93L178 92L177 94H179V93H180V90H181V92L184 93L185 95L183 94V95H184V96L182 95L183 97H182V96L179 97L177 94H175ZM208 90H210V91H208ZM241 90H243V91H241ZM257 90H258V91H257ZM81 91H82V92H81ZM98 91H99V90H98ZM155 91H156L157 93H155ZM172 91H173V92H172ZM187 91H188V92H187ZM196 91H198L199 93L196 92ZM255 91H257L258 93H255ZM259 91H260V93H259ZM76 92H75V93H76ZM138 92H142V94H143L144 96H146V97H147V96H150V97H147L148 100H149L150 102H147V101H146L147 99H146L143 95H142V96L144 97L145 100L142 98V96L139 97V94L141 95V93H138ZM160 92H161V93H160ZM193 92H196V93H195L196 95L199 94L198 96H201V97H203V98H204V97H207V98H210V99H207V98H204V99H203V98H201V97L195 96V94H194ZM206 92H209V94H210L212 97H211L210 95L208 96V93L206 94ZM213 92H214V93H213ZM240 92H242L243 94L240 93ZM75 93H73V95H75ZM154 93H155V94H154ZM182 93H181V94H182ZM187 93H188V94H187ZM253 93H254V94H253ZM89 94H91V95L89 96ZM156 94H157V95H156ZM181 94H180V95H181ZM189 94H190L191 96H189ZM203 94H204V93H203ZM241 94H242V95H241ZM251 94H250V95H251ZM155 95H156V97H157V96H158V97L156 98ZM160 95H161V96H160ZM164 95H165V96H164ZM175 95H176L177 97H176ZM206 95H207V96H206ZM246 95H247V96H246ZM255 95H254V96H255ZM85 96H86V97H85ZM172 96H173V97H172ZM185 96H187V97L185 98ZM188 96H189L190 99L188 98ZM216 96H217V98H216ZM254 96H253V97H254ZM138 97H139L140 99H138ZM164 97H165V100H164V101L166 102V104L164 103V101H162V99H164ZM171 97L173 98V102L171 101V100H172ZM175 97H176L178 100H177V102H175V105H174L173 103H174V101H175L174 99H176ZM178 97H179V98H178ZM181 97L183 98V100L185 99V100H184V104H185V106L183 105V102H182V98H181ZM243 97H244V98H243ZM247 97H248V100H247ZM134 98H137L138 100H137V99H134ZM141 98H142V101L144 100V101L146 102V104H145L144 101H143V102L139 101V100H141ZM158 98H159V99H158ZM180 98H181V102L179 103L178 101H179ZM238 98H239V99H238ZM256 98L254 97V99H256ZM160 99H161V102H162V103L159 101ZM167 99H169V100L171 99L170 101L168 100V104H169V105L167 104ZM186 99H188V100L186 101ZM252 99H253V98H252ZM0 100L2 101V97H1V95H0ZM135 100H136V101H135ZM152 100L154 101V105L156 104V106H157V104H158L159 107H156V106L152 105L153 109H151V108H152V107H151V104H153V103H151ZM249 100H250V101H249ZM138 101H139V104H141V106L138 104ZM185 101H186V103H185ZM191 101H192V102H191ZM214 101H215V102H214ZM244 101H245V102H244ZM56 102H57V103H56ZM136 102H137V104H136ZM158 102L161 103V104H163L162 107H161V104H159ZM169 102H172V104H170ZM188 102H189V103H188ZM193 102H196V103H194V106L196 107L197 105H199V106H197V107H199L200 109H199V108H195V107L192 105ZM209 102H206V105H207V103H208V105H210ZM247 102H248V103H247ZM51 103H53V104H51ZM100 103H101V104L103 103L104 107H102V105H101ZM143 103H144V105H143ZM149 103H150V105H149ZM176 103H177V104L179 103V105H180V106H179V105L177 106V107H179L177 110L175 109V108H177V107H176ZM181 103H182V104H181ZM187 103H188V105H187ZM245 103H246V104H245ZM92 104H93V105H92ZM195 104H197V105H195ZM221 104H223V106H224V104H225V106H224L225 108H224V107L222 108ZM253 104H254V103H253ZM51 105H52V106H51ZM53 105H54V107H53ZM145 105H146V106H145ZM170 105L172 106L171 108H170ZM181 105H183L184 107L187 106L186 108H188V109H184L183 106L181 107ZM190 105H191L192 107L195 108V109L193 108L192 111H193V110L196 111V109H197V111H196V112H194V111H193V112L190 111L191 108H192V107L190 108ZM248 105H250V106H248ZM49 106H51V107L49 108ZM56 106H57V107H56ZM90 106H92V107H90ZM100 106H101V107H100ZM144 106H145V108L147 107V111H146L145 108H143ZM165 106H167V108L169 107V109H166ZM99 107H100V109H99ZM106 107H107V108L109 107L108 109H110V110L112 111V112L109 113L110 115H108V113H107V112H109L110 110L107 109V111H105V110H106ZM149 107H150V109H149ZM160 107H161V110L163 109V107H165V108H164V109H165V112H164V111H162V112H164L165 114H167L168 117H170V119L168 118L169 120L166 121L167 116H166L164 113H162L161 111H159V110H160ZM173 107H175V108H173ZM202 107H203L204 109H202ZM213 107H215V109H216V110H215V112H216V116L213 115V117H212V114H213V112H214V108H213ZM242 107H241V108H242ZM250 107H252L254 110H253L252 108L250 109ZM51 108H52V109H51ZM54 108H55V109H54ZM64 108H65V109H64ZM104 108H105V109H104ZM155 108H156V109L159 108V109L157 110V114H158V112H159V114H158L159 116L156 115V113H154V112H156ZM172 108H173V109H172ZM180 108H181L182 111H184L185 114L182 113V111H180L181 113H179L178 110H180ZM207 108H208V109H207ZM220 108H222L224 111H221L222 109L220 110ZM49 109H50V112H49ZM101 109H102V111H101ZM103 109H104L105 112L103 111ZM121 109H122V110H121ZM144 109H145V110H144ZM171 109H172V110H171ZM174 109H175L176 112L178 113L177 116H176V118H175V115H173V114H176V112L172 113ZM183 109H184V110H183ZM189 109H190V110H189ZM198 109H199V110H198ZM64 110H65V111H64ZM139 110H140V111H139ZM143 110H144V111H143ZM151 110H152V112H151ZM166 110H170V111H166ZM175 110H174V111H175ZM185 110H186V111H185ZM187 110H188V112H187ZM200 110H201V112H200ZM203 110H204V111H203ZM257 110H258V112H257ZM99 111H100V112H99ZM119 111H121L122 114H120ZM142 111H143V112H142ZM145 111H146V112H145ZM148 111H150L151 114H148V113H149ZM153 111H154V112H153ZM171 111H172V112H171ZM198 111H199V112H198ZM202 111H203V113H202ZM212 111H213V112H212ZM217 111H218V113H217ZM220 111H221V112H220ZM252 111H253L254 113H253ZM46 112H47V113H46ZM64 112H66V114H64ZM116 112H117V113H116ZM123 112H124V113H123ZM136 112H137V113H136ZM167 112H169V113L171 114V116H169L170 114L167 113ZM197 112L200 113V115L198 114V118H199V119L196 118V117H197V114H196V115L194 114V113H197ZM211 112H212V113H211ZM67 113H68V114H67ZM105 113H106L107 115H106ZM142 113H143V114H142ZM152 113H154L155 115L153 114V116H152ZM161 113H162V115H160ZM189 113H190V114H189ZM191 113H192V115H194V116H196V117L194 118V116H191ZM208 113H210V114H208ZM224 113H225V116H224ZM226 113H227V117H226ZM37 114H38V115H37ZM45 114H48V115H45ZM73 114H74V115H73ZM76 114H77V115H76ZM101 114H102V115H101ZM103 114H105V115H103ZM123 114H125V116H124ZM147 114H148V115H147ZM180 114H181V115H180ZM201 114H202V115H201ZM214 114H215V113H214ZM221 114H222L223 117L221 116ZM228 114L231 115V116H230L231 118L228 117V116H229ZM252 114H253V115H252ZM258 114H259V115H258ZM40 115H41V116H40ZM62 115H63V116H62ZM64 115H65L66 118L64 117ZM66 115L69 116V117H67ZM139 115H140V116H139ZM142 115H143V116H142ZM146 115L149 116V117H147ZM163 115H165L166 117H165V116H164L165 118L162 117ZM178 115H179V116H178ZM183 115H184V117L181 118ZM205 115H206V116H205ZM260 115H261V116H260ZM33 116H34V117H33ZM42 116H43V117H42ZM47 116H48V119H47ZM107 116H109V117H107ZM122 116H123V117H122ZM126 116H127V117H126ZM151 116H152V117H151ZM160 116H161V117H160ZM173 116H174V117H173ZM204 116H205V118H204ZM220 116H221V117H220ZM250 116H251L252 118H251ZM256 116H257V117H256ZM259 116H260V117H259ZM40 117H42L41 121H40ZM143 117L145 118V119H143L144 122L141 121ZM158 117H159V118H158ZM171 117H172V118H171ZM215 117H216V118H215ZM217 117H218V119H217ZM236 117H237V119H235ZM258 117H259V118H258ZM261 117H262V119H260ZM44 118H45V120H44ZM129 118L132 119V120H130ZM140 118H141V119H140ZM146 118H147V121H145ZM162 118H163L164 120H163ZM177 118H178V119H177ZM179 118H181V119H179ZM192 118H194V119H192ZM202 118H203V119H202ZM211 118H212V119H211ZM219 118H220L222 121L219 120ZM227 118H228V119L230 118V119L228 120ZM243 118H245L246 120H245V119L243 120ZM250 118H251V119H250ZM30 119H31V120H30ZM133 119H134V120H133ZM216 119H217V120H216ZM223 119H225V120H223ZM239 119H240V120H239ZM241 119H242V120H241ZM4 120L7 121V122H5ZM22 120H24L25 122H24V121L22 122ZM42 120H44V121H42ZM137 120H138V121H137ZM212 120H213V121H212ZM261 120H262V121H261ZM27 121L30 122V123H28ZM4 122H5V123H4ZM26 122H27V123H26ZM42 122H45L46 124L43 125ZM147 122H148V123H147ZM16 123H17V124H16ZM21 123H22V124L24 123L23 125H26L27 128H26V126L24 127L23 125H21ZM31 123H32V125H30ZM40 123H41V124H40ZM3 124H4V125H3ZM18 124H19V125H18ZM27 124H28V125H27ZM5 125H6V126L9 125V126H10V127H8L9 129H8ZM16 125H18V126L21 125L20 127H22V129L19 128V127L17 128ZM11 126H13V128H12ZM29 126H33V127H34V130H33V127H30L31 130H33L32 132H31ZM39 126H40V127H39ZM44 126H46V127H44ZM149 126H153L152 128H155V129H151V128H149ZM42 127H43V128H42ZM147 127H148L149 129H147ZM4 128H5V129H4ZM10 128L12 129V131H11ZM14 128H15V129H14ZM16 128H17V131H16ZM25 128H26V129H25ZM35 128H36V129H35ZM45 128H47V130H45ZM157 128H161L162 130H161V129H157ZM13 129H14V130H13ZM19 129H20V130H19ZM42 129H43V131H42ZM156 129H157V130H156ZM187 129H189L188 132L186 131L187 133H184V132H185L184 130H187ZM18 130H19V131H18ZM35 130H37V132H36ZM49 130H50V131H49ZM112 130H114V131H116V132L113 133L114 131H112ZM153 130H155V131H153ZM158 130H159V131H158ZM181 130H182V131H181ZM245 130H247V131L250 130V131L247 132V131H245ZM5 131H6V132H5ZM41 131H42V132H41ZM54 131H55L56 134H58L59 132L62 133V134H58V135H56V134L54 133ZM56 131H57L58 133H57ZM71 131H72V132L74 131L73 134H72ZM80 131L82 132V134H81V133H80V134L83 135V136H84V134L87 132V134L85 135L87 138H85V136L82 138L81 135H78ZM109 131L112 132L111 135H112L113 137H111V135H109V134L111 133V132L108 133ZM117 131H118L119 133H118ZM143 131H145V132H143ZM164 131H166L167 133H165ZM168 131H169V133H168ZM170 131H171V132H170ZM183 131H184V132H183ZM190 131H191L190 134H192L194 131H196L197 133H198V131H199L198 135H199V134L201 135V131H203L202 134H204V138H203V135H202V137L200 138V137H199L200 135L198 136L197 134L195 135V132L193 133L194 136H196V137H194L195 140H197L198 137H199L200 139H203V140L206 139V138L208 139V136H209L208 143H209V142L212 143V144L209 143V147L211 148V149H208L209 152H207V150H205V148H203V149L205 150V151H203L201 145L198 144V141L193 140L194 142H197V143H194L193 141H191L190 139H193L192 137H191V138L189 137L190 139H188L187 134H189ZM218 131H219V132H218ZM220 131L224 132V133H225L224 135H226V136L224 137V136L222 135V132L220 133ZM2 132H5V133H2ZM9 132H10V133H9ZM11 132H13L14 135H13ZM16 132H17V133H16ZM33 132H34V133H33ZM44 132H45V133H44ZM50 132H51V134H50ZM65 132H67V135H69L68 133H71V134L69 135V137H67V135H66ZM130 132H131V133H130ZM136 132H137V133H136ZM141 132H142V133H141ZM146 132H147L148 134H147ZM153 132H154V133H153ZM155 132H157V133L160 132L161 134L159 133V134L157 135V133H155ZM162 132H163V133H162ZM215 132L218 133V134H216ZM240 132H243V133H240ZM244 132H245V133L247 132V133L245 134ZM15 133H16L17 135H15ZM19 133H20V134H19ZM43 133H44V134H43ZM52 133L54 134L55 138H54V136L52 135ZM74 133H75V134H74ZM76 133H77V134H76ZM89 133H90V135H91V138H90V136H89ZM106 133H108V134L106 135ZM132 133H133V134H132ZM143 133H144V134H143ZM172 133H173L174 135H173ZM175 133H176V134H175ZM178 133H180V135H179L180 139H182V140H184V141L181 140V141L179 142V137L177 138V136H178L177 134H178ZM182 133H183V134H182ZM208 133H209V135H208ZM211 133H212V134H211ZM227 133H228V136H227ZM236 133H237V135L240 133V134H239L240 136L238 135V136L236 137ZM248 133H249V135H248ZM250 133H251V134H250ZM11 134H12L14 137H12ZM40 134H41V135H40ZM46 134H47V135H46ZM64 134H65L66 136H65ZM113 134H114V135H113ZM115 134H116V135H115ZM119 134H121V135H119ZM145 134L147 135V137H145V136H146ZM153 134H154V136H152ZM155 134H156L157 136H159L160 139H161L162 136H165V137H163V139L160 140L161 142H159V138H158L157 136L155 137ZM162 134H164V135H162ZM210 134H211L213 137H210V136H211ZM215 134H216V136H214ZM219 134H221L222 136L219 135ZM234 134H235V135H234ZM243 134L245 135V137L242 136ZM252 134H253L254 136H256V137L258 136V137H257L258 140H257L256 137H254ZM6 135H7L8 137H9V135H11V136L8 138V137H6ZM43 135H46V136H43ZM60 135H63V136H60ZM71 135H72V136L74 135V139H72L73 137H72ZM77 135H78L79 137H78ZM133 135L136 136V137H137V136H140V135H142V136H140L139 138H138V137L135 138ZM144 135H145V136H144ZM169 135L173 136V141L175 140L174 142H170L171 144H173V148H174V149H171V148H172V147H171V146H172L171 144L168 145V147H170V149H169L168 147H166V143L169 144V142H166V141L169 140V139H168ZM175 135H176V136H175ZM185 135H186V139H184V138H185ZM205 135L207 136L206 138H205ZM229 135H230V136H229ZM233 135H234L235 137H234ZM246 135H247V136H246ZM106 136H107L108 138H110V139H106V138H107ZM109 136H110V137H109ZM114 136H115V138H114ZM118 136H119V138H122V139L124 138L125 141L122 140V139H119ZM120 136H121V137H120ZM122 136H123V137H122ZM132 136H133V137H132ZM149 136H151V138H150ZM160 136H161V137H160ZM174 136H175V137H174ZM183 136H184V137H183ZM219 136H220L221 138H220ZM231 136H232V139H231ZM248 136H250V137L253 136V138H249ZM62 137H63V139L68 138L69 141H68V139H66V140L61 139ZM92 137H94V139H93ZM104 137H105V138H104ZM125 137H126V139H125ZM144 137H145V138H144ZM148 137H149V138H148ZM181 137H183V138H181ZM214 137H215V139H217L216 137H219L220 141L223 139L222 137H224L223 142L227 139V140L224 142V143L226 144V146H225L224 143H223V144H224V146H223L222 142H220V141L215 142L216 140H214ZM238 137H239L240 140H236V138L238 139ZM247 137H248V138H247ZM260 137H261V138H260ZM35 138H36V139H35ZM77 138H78V139L80 138V139L78 140ZM88 138H89V140H88ZM98 138L102 141V143L104 142V141H103L104 139H105V141L107 140L108 144H109V142L112 141V138L116 139V141L113 139V141H112L111 143H113V142H118L119 144L121 143L120 145L122 146L124 153L121 152L122 150H119V149H121V147H119V149L117 148L116 145H119L118 143H115V144H116V145H115L116 147H113V148L111 147V146L114 144V143H113V144H110L111 146L108 145V146H109V148H108V146L105 147V146L107 145V144H106L107 142H104L103 144H102V143H99V142L97 141V140H99ZM103 138H104V139H103ZM133 138H134V139H133ZM152 138H154L155 140H154V139L152 140ZM156 138H158V140H157ZM164 138H166V140H165ZM210 138H212V139H210ZM225 138H226V139H225ZM228 138H229V141H228ZM233 138H235V140H234ZM242 138H243V139H242ZM244 138H245L246 140H244ZM254 138H255V140H254ZM259 138L262 139V142H261V140H259ZM5 139H6V140H5ZM60 139L63 140V142H64V141H65V142H64V143H61L62 141H61ZM70 139H71L72 141H73V140H74V141L76 140V142H72ZM83 139H84V140H83ZM95 139H97V140H95ZM102 139H103V140H102ZM117 139H119V140H117ZM127 139H128V140H127ZM140 139H143V141L140 140ZM145 139L148 141V143H151V145H152V143H154V142H155L156 144L154 143V144L152 145V148H151V145H150V147L148 148V146H147L148 144H147V141H145ZM148 139H151L153 142L150 141V140H148ZM200 139H198V140H200ZM207 139L204 140V141H207ZM249 139H250V140H249ZM35 140H37V141H35ZM91 140H92V141H91ZM94 140H95V141H94ZM109 140H110V141H109ZM121 140H122L123 142H122ZM185 140H186V142L188 141L187 144L185 143ZM203 140H202V141H203ZM211 140H212V141H211ZM217 140H218V139H217ZM247 140H248V141H247ZM1 141H2V142H1ZM34 141H35L36 144H33ZM70 141H71V142H70ZM81 141H83V142H81ZM86 141H88V142L91 141V142L88 143V142H86ZM93 141H94L95 145H94V143L92 144ZM101 141H100V142H101ZM141 141H142V142H141ZM149 141H150V142H149ZM157 141H158V142H157ZM164 141H165V142H164ZM169 141H170V140H169ZM232 141H233V142L236 141L237 144H240V145H239L240 147H241V146L243 147V149L237 147L238 145L236 144V142L233 143ZM251 141H252L253 143H252ZM256 141H258L259 143L261 142V143H260V144H259L258 142L256 143ZM66 142H67V143L69 142V145H68ZM79 142H80V144H79ZM178 142H179V144H177ZM189 142L192 143L191 145H192L193 147H191V145H190ZM199 142H201V141H199ZM240 142H241V143H240ZM244 142H245V143H244ZM70 143H71V144H70ZM97 143H99L100 146L106 144L105 146H103L104 148H103V147H100V148H103L104 150H103V149H100L99 147H97V145H98ZM122 143H123V145H122ZM124 143H125V146H124ZM127 143H128V144H127ZM139 143H140V144H141V143H142V144H143V143H146L145 145L143 144V147L146 146V149H145V147H144V149H143V147L140 148V147L138 146V145H140ZM159 143H160L161 147H160V145H158ZM162 143H164L165 145L162 144ZM174 143H176L177 145L174 144ZM180 143H182L183 146H181ZM183 143H185L186 145H184ZM188 143H189L190 146L188 145ZM213 143H214V145H216V146H214ZM251 143H252L254 146H253ZM74 144L76 145L77 148L75 147ZM83 144H84V145H83ZM87 144H89V145L91 144V145H90L91 147H90L89 145H88V147H85ZM129 144H130V145H129ZM142 144H141L140 146H142ZM195 144H196V145H195ZM227 144H228V145H227ZM230 144H231V145H230ZM233 144H236L235 146H236L237 148H239V149H237ZM241 144H242V145H241ZM248 144L251 146L250 148H249V145H248ZM73 145H74V146H73ZM78 145H81V146H78ZM99 145H98V146H99ZM131 145H132V146H131ZM134 145H136L137 147L134 146ZM154 145L159 146L160 149H159V147H156V149L158 148L159 150L154 149V147H155ZM174 145L180 147L179 149H180V153H181V154H179V149H178V147L176 148V146H174ZM197 145H199V146H197ZM218 145H221V147L219 146L221 149H219ZM232 145H233V146H232ZM247 145H248V147H247ZM259 145H260V147H258ZM261 145H263V146H261ZM0 146H1V145H0ZM66 146H68V147L70 146V147H69V148H68V147L66 148ZM113 146H114V145H113ZM126 146H127L128 149H129V150H128V153L124 150V149H127ZM153 146H154V147H153ZM186 146H187V148H185ZM188 146H189V148H188ZM194 146H196V147L194 148ZM212 146H213L214 148H216V149L212 148ZM231 146H232V147H231ZM71 147H72V148L75 147V148L72 149ZM80 147H81V149H79ZM89 147H90L91 151L93 150L92 153H91L90 149H88ZM92 147H93V148L95 147V148L92 149ZM129 147H130V148H129ZM132 147H133L134 150H135L134 147H136L138 150L136 149L135 152H134V151H130V149H131ZM162 147H163L164 149H166V150H163ZM181 147H184V148L182 149ZM222 147H223V148H222ZM253 147H254V148H253ZM255 147H256V148H255ZM261 147H262V148H261ZM86 148H87V149H86ZM96 148H97V149H96ZM105 148H107L108 150L105 149ZM111 148H112V149H111ZM114 148H115V150H113ZM150 148H151V151L153 150V152H154V150H155V153H156V151H157L156 155L154 154V155H155V157H153L154 160H151L152 157H150V156H153V155H152L153 152L149 153V152H150ZM175 148H176V149H175ZM191 148H192V150L194 149L193 151H194L195 153H194L193 151H191V154H192V155L194 154V155H193L194 157H189V155L191 156L190 153L187 154L188 151H190V150H188V149H191ZM251 148H252L253 150H252ZM71 149H72V150H71ZM75 149L77 150V151H76L77 153H78V152H81V151H79V150H83V149H84L85 152H86V154L84 153V150H83V151H82V152H83V153H82V156H83V157H80V156H81V153H78V155H77L75 152H74V153L72 152V151H75ZM98 149H100V150H98ZM133 149H131V150H133ZM139 149H140V150H139ZM142 149H143V151H144V150H145V151L148 150L149 152L147 151L146 153L144 152L145 154H141V153H143V151H141ZM185 149H187V150H185ZM197 149L200 150V152H199ZM201 149H202V150H201ZM206 149H207V148H206ZM213 149H214L215 151H214ZM218 149H219V151H218ZM247 149H249V150H247ZM254 149H256V150H254ZM259 149L262 150V151H259ZM50 150H51V151H50ZM64 150H66V152H67L68 155L71 154V155H70L71 157H72V156L74 157V155H75V160H77V161H76V165H75L76 167L74 166V164H75V162H74L75 160H73L74 158L72 157V158H73V159H72V158H70V156H68V157H69V159H68L67 154H66V156L64 155V152H65ZM67 150H68V151H67ZM86 150L89 151V154H87L88 151H86ZM94 150H95V151H94ZM101 150H102V151H101ZM105 150H106V154H105ZM116 150H117V151H116ZM161 150H162L163 152H160ZM167 150H168V151H167ZM172 150H174V152L177 150V152H175V153H178V154H177L178 156H177V155H174L175 153H174V152H171ZM182 150H183L184 152H183ZM211 150L215 152V153H213V154H215V155H214L215 157L217 156L216 159H217L218 162H219V158H220V159L223 158V159L220 161L221 163H222V161H223V163L221 164V163L216 162V159L213 157V159H214V161H215V163H216V164H215L214 161L212 162V163L214 164V166H216V167H217V166H220L221 168L219 167V168H217V169H216V168L214 169L213 164H212L211 162H209L210 160H211V161L213 160L212 158H208L209 155L207 156V154L210 153ZM221 150H222V151H221ZM238 150H239V152H238ZM243 150H244V151H243ZM251 150H252V151H251ZM97 151H98V152H97ZM103 151H104V152H103ZM113 151H114V152H113ZM115 151H116V152H115ZM118 151L121 152L122 154H120ZM129 151H130V152H129ZM137 151H139V152L141 151L140 154H139V152H138L139 156H138L137 154H135V153H137ZM158 151H159V154H158ZM166 151H167V152H166ZM169 151H170V153H169ZM186 151H187V153H186V157L188 156L189 159L194 158V159H192V160H195V162L192 161V160H190L191 163H190V161H189V163H190L191 165H193L192 162H193L194 164H199V163L201 164V163H202V164L199 165V166H203V165L205 164V165H204V167L206 168V170H205V168H204V171H205V174H204V175H205V177L209 174V173L207 174L206 172H210V169H208L207 167L210 166L209 168H211V165H212V168H213V169L211 168V169H212L211 172H213V170H214V172H213L214 174H213V177H212L213 179L211 178V175H212V174H210L209 177L207 176L208 178L206 177L208 180L204 177L203 180L205 181V179H206V180H207L206 182L208 183V186L206 185L207 187L204 186V189H205L204 191H203V190L201 191V190L198 189V190H199V192H198V190H197V185L195 186L194 183H193V187L195 186V187H196V190L192 189V188H193V187H191V186H192V183L189 182V181H191V179H192V177H190V175H188V176H189V177H188L189 180H188L187 178H186V180H185V181L188 180V181H187V182H188L187 184L185 183V181H184L183 179H182L183 182H181L182 180L179 181L180 183H178V181H177L179 178L181 179V176H182V178L185 179V176H184V175H185V173H187V171L185 170V167H183V168H184L183 170L186 171L185 173H184L183 171H181L182 168L179 167V166H180L179 164H181L183 158L185 157V155H183V153L185 154ZM196 151H197L198 153H197ZM216 151H218V153H220V154H218ZM220 151H221V152H220ZM245 151H246V153H245ZM249 151H250V152H249ZM258 151H259V152H258ZM70 152H71V153H70ZM96 152L99 154L98 157H101V158H98L97 156H94V155H96ZM109 152H111V153H115L116 155H117V154H120L121 157H123L124 154H125V152H126V154H128L127 156H128L131 160L128 161L129 158L126 156V154H125V157L128 158V160H124V159H126V158L123 157L122 159L125 161V162H124L119 156H116L117 159H118V160H117L116 157L114 156L115 154L111 155V153H109ZM132 152H134V153H132ZM203 152L206 153V156H205V154H204ZM243 152H244V153H243ZM69 153H70V154H69ZM93 153H95V154H93ZM103 153H104V154H103ZM148 153H149L150 155H148ZM168 153H169L172 157H173V155H174V157H173V158L170 157ZM172 153H173V155H172ZM202 153H203V154H202ZM239 153H242V154H239ZM262 153H263V154H262ZM92 154H93V156H92ZM109 154L111 155V157L114 156L115 159L117 160V162L114 163V161H113L114 158H111V157L109 156ZM130 154H131V155H130ZM134 154H135V157H136V158L138 157L137 159L134 158ZM157 154H158V155H157ZM160 154H162L161 157H159ZM165 154H167V155H165ZM199 154H200V155H199ZM217 154H218V155H217ZM244 154H245V155L247 154V156L245 157L246 159H245V158L242 159V158L244 157V156H243ZM260 154H261V155H260ZM85 155H87V156H86L87 159L85 158V159L87 160V162H88V160H90V161L88 162V164H87L86 160L84 159ZM89 155H90V156H89ZM102 155H103V156H102ZM107 155H108V157H107ZM132 155H133V157H130V156H132ZM140 155H142V157L145 156L146 158L149 156L150 159L147 158L148 161H149V163H148V161H147V162H144V160L146 161L145 157H144V159H141L142 157H140ZM143 155H144V156H143ZM196 155L200 156V157L202 158V159H201V158H200V159H201V161H203V162H200V159H199V163H198V160H197V162H196V159L199 158V157H195ZM201 155H202V156H201ZM219 155H220L221 157H218ZM237 155H239V156L241 155V156L238 157ZM248 155H249V156H248ZM253 155L255 156L256 159L254 158ZM259 155H260V156H259ZM156 156H157L158 158H160L161 160L158 159ZM166 156H169L168 158H170L171 160H170V161L168 160V162H167V160H166L167 157H166ZM251 156H252V157H251ZM57 157H58V158H57ZM66 157H67V158H66ZM90 157H92L93 160H91ZM93 157H95V158H93ZM104 157H106V159H105ZM118 157H119V158H118ZM162 157H164V158H162ZM175 157H177L178 159L180 158V159L178 160V159L175 158ZM188 157H187V158H188ZM65 158H66V159H65ZM76 158H78V159H76ZM81 158H83V159H82V160H79V159H81ZM97 158H98L99 160L102 159V160H104L105 162H102V160H101V163H100L99 160H98V161L95 160V159H97ZM103 158H104V159H103ZM108 158H109V159H108ZM110 158H111V159H110ZM133 158L136 160V161H134L136 164H133V163H134V162H133V160H134ZM156 158L159 160V162H158V160H157ZM224 158H225V160H224ZM248 158H249L250 160H249ZM253 158H254V159H253ZM119 159H120V160H119ZM132 159H133V160H132ZM140 159H141V162H140ZM162 159H163V160H162ZM174 159H175L176 161L178 160V161H177L178 163H179L180 161H181V162L177 165V162H176ZM181 159H182V160H181ZM227 159H228V160H227ZM236 159H237V160H236ZM239 159H240V160H239ZM247 159H248V160H247ZM252 159H253V160H252ZM262 159H263V160H262ZM41 160H42V161H41ZM65 160H67V161L70 160L71 162H70V161L66 162ZM78 160H79L80 162H79ZM111 160H112V162H111ZM121 160H122L123 162H122ZM156 160H157V162H158V165L156 164V166H155V162H156ZM164 160H165L166 163L163 162ZM173 160L175 161V165H177V166L181 169V170H180V169L176 166V169H177V168H178V169H177V170L175 169V170H176V171H179V170H180V172H183V173H182L183 175H182L180 172H178L180 175H178L179 177H178V176L176 177V175H177L178 173H176V171H173L174 168H175V167L172 168L173 165H174ZM185 160H187V159L185 158ZM185 160H183V161H185ZM226 160L228 161V163H227ZM232 160H233V161H234V160H236V161L239 160L237 163L240 162V164H241V163L243 164V162H244L245 170L248 171V172L244 173L245 171H244V167H243V165H240V164H239L240 167L242 166L241 168H243V169H241V168L238 166V164L235 163V161H234V163H235V165H234V163L232 162ZM242 160H243V161H242ZM255 160H256V161H255ZM258 160H259V161H258ZM44 161H45V162H44ZM58 161H57V162H58ZM64 161H65L66 163H64ZM81 161H82V164H81V165L79 164L80 167H79V165H78L79 168H77V164H78V162L81 163ZM84 161H85V162H84ZM92 161H93V162L97 161V162L99 163V165H100V164H101V165H100V166L97 165L98 163H97V164H96V163L92 164V163H93ZM118 161H119V162H118ZM126 161H128V163H126ZM131 161H132V162H131ZM153 161H154V162H153ZM161 161H162V162H161ZM171 161H172V162H171ZM229 161H230V164H229ZM241 161H242V162H241ZM247 161H249V162H248V164L250 163L249 165L247 164ZM39 162L42 163V164H40ZM73 162H74V163H73ZM90 162H91V165H90L91 168H90V166H89ZM106 162H108L109 164L106 163ZM120 162H121V164L119 165ZM137 162L140 163V167H141V163H143V162L145 163V165H146V163H147V165H146L147 167H148V165L150 166V164H151V166L148 167V168H149L148 170H149V171L151 170L150 173L152 172L151 174H153V175H154L156 172H158L157 174H158L159 177H160L159 174H160V172H161V171H160V170H161L160 168H162V166H163V169H165V168H164L165 166L162 165V163H164V164L166 165V169L168 168V166H171V167H169V168H170L169 170L173 169L172 172H173V175H175L174 177L171 175L172 173H170L171 171H169V170L161 172V173H163V174H165V173L167 172L166 174H168V171H169V174L171 175V179H170V180H168L170 177L167 178V180H168L169 182H167L166 177H164V178H165V181H166V183H165L164 180L161 181V180H162V177H161V180H160V178H159L158 176L155 177V175H157V174H155L154 176L152 175L153 180L156 178L155 180H156V181H161V184H163L162 182H164V184H168V183H170L169 186H171V184L173 183L172 177L174 178V182H175V179L177 178V179H176V181H177L176 184H177V185L174 184V183L172 184L173 186H176V188H175V187H170V188H172V192L170 193L171 195L173 194V190H174V189H176V190H174V193H175V191H177V186H178V184H179V185L182 184L181 188H179L178 190L183 189L186 193H188V189L185 190L184 187H185L186 185H189V188L191 189V191H189V192H191V193H188V195L185 193V194L187 195V197L184 196L185 194L183 193V190H181L183 195L181 194L180 191H177V192H176V194H178V192H180L178 195H180V196L182 195V197H183V196L186 197L185 200H182V199H184V197H183V198L181 197V202L179 201L180 204H177V203H178L177 200L180 199V196H178V197H179V198H178L177 195H176V196H175V194H174V196L172 195L173 198H174V197H175V198L177 197V198H176L177 200L174 198L173 201H172V199H171L172 197H169V198L171 199L172 203H175V202H176L175 205H176V206L179 205V208H178V206H177V207H176V210H177V209L180 210V209H181V206H182V208L184 207V208H183V209H184V213H183V210H182V209H181L182 211L180 210L181 213H180V212L178 213L179 210H177V211L174 210L175 207L170 206V205H172V203H170V199H167V200H162V199H161V200H160V198H162V196H161L160 198L158 197L159 200H158V198H157V201H158V202H161V201H168V202L170 203V205L168 204V205L166 206V204H167L166 202H162L163 204H161V203H158V202L156 201L158 206L156 205V207H155V204H154V207L157 208V210H155V213L152 212V211H154V210H152V209H154V208H151V209H150V208L148 207L147 209H148L149 211H148L147 209H144V208H146V207H143V204H141V203H143V202L140 203V200H142V197H141L140 193L137 194V192L135 191V190H136V187H135V188H132V187H134L135 185H139V184L142 183L144 180H146L145 182H148V181H149V182H152V183H149V182H148L147 184H154V185H155V180H154V183H153V181L150 180V179H152L151 176H150L149 179H146V178H148V176H149V174H150V173H148V170H146L147 167H146V168L143 167V166H145L144 163H143V164H142L143 166L140 168ZM152 162H153V163H152ZM185 162H186V161H185ZM187 162H188V161H187ZM255 162H256L257 165L255 164ZM62 163H64V164H62ZM102 163H103L104 165L107 164V165L104 166L105 168L109 165L108 168H106V169H108V170L111 169L112 167H115V168L117 169L118 165H119V166L122 165V167H124V166H123V163H124V165H125L124 170H126L127 167H128V169H129V166H132L131 164H133L135 167L138 165V167H136L137 169H135L134 166L130 167V168L132 169V170H130V173H131V171H134V169H135V170H138L139 173H138V171H137V173L135 172L134 175L139 174L140 178L143 177V181L140 182V178H139V176H137L139 179H138L136 176L133 177V175L129 173V170H128V169L126 170V171H127V174L124 176V174H125L126 172H124V170H121V169H123L122 167H120V169L117 170V171H116V169L114 168V172H113V168H112V170L109 171L111 176H110V175H106V177L109 176L111 179H109V177L105 178V176H102V175H103V174H102V173H103L102 170H103V168H104ZM117 163H118V165H116ZM125 163H126V164H125ZM129 163H131V164H129ZM170 163H173V164H170ZM208 163H209L210 165H208ZM231 163H232L233 165H232ZM253 163H254L255 165H254ZM95 164H96V165H95ZM110 164H111V165H110ZM112 164H113V165H112ZM168 164H169V165H168ZM217 164H218V165H217ZM223 164H224V165H223ZM246 164H247V165H246ZM87 165H88V167L92 170V171H90L91 174H92V173L95 174V173L99 172L98 170H100V169H96V168H97V167L99 168V167H101V166L103 167V168H101V170H100V171H102V172L97 173L96 176L93 175L95 179L92 177V175H91V177L88 176V178H87V177H86L87 174H88V175L90 174V173H87V172H89V170H90V169H89V170L86 169ZM92 165H94V169H92ZM159 165H161V166L159 167ZM175 165H174V166H175ZM181 165L183 166L184 163L182 162ZM229 165H230V168L233 170V172H232L231 169L229 168ZM231 165L233 166V168H234V167H236V168L233 169ZM236 165H237L238 168H239L238 170H236V169H237V166H236ZM260 165H262V166H260ZM37 166H39V167H37ZM41 166H42V167H41ZM44 166H45V167L48 166V168L46 167L45 171L48 170V169H50V170H48V171H51V172H47V171H46L47 173H45V172L43 171V170H44ZM49 166H50V167H49ZM85 166H86V167H85ZM95 166H96V167H95ZM110 166H112V167L110 168ZM126 166H127V167H126ZM152 166H153V167H154V166H155V167H159L160 170L158 169V170H159V171H158L157 169H154L155 167L152 169ZM222 166H223V167H222ZM226 166H228V167H226ZM247 166H248V167H247ZM259 166H260V167H259ZM81 167H82V169H83V168H85V169L82 170ZM38 168H39V169H38ZM51 168H52V169L55 168V169H53V171H54V170H55V171L53 172V175H52V176H51V174H52V169H51ZM74 168H75V171L71 172L72 170H74ZM139 168L142 169V170H145L148 174H147L145 171H142L143 173H145V174H142V173H141V170H140ZM143 168H145V169H143ZM150 168H151V169H150ZM225 168H228V169L225 170ZM76 169H77V170H76ZM163 169H162V170H163ZM259 169H260V170H259ZM39 170H40V171H39ZM56 170H57V171L59 170L60 172L64 173V175L61 173V175H63L64 178H63L62 176H59V175H60V172H59V171L57 172ZM61 170H63V171H61ZM86 170H88V171L86 172ZM94 170H95L96 172H95ZM207 170H208V171H207ZM217 170L220 171V172H219V173H220V176H219V177H221V178L218 177L219 173L217 172ZM240 170H241V175H240V173H239ZM41 171H42V173L44 172L43 175H42ZM64 171H65V172H64ZM79 171H80V172H81V171H83V172L85 171V172H84V173L81 172L80 175H79ZM104 171H105V169H104ZM106 171H107V170H106ZM106 171L104 172V174H106ZM111 171H112V172H111ZM118 171H121V172L123 171V173L119 172V175H118V176H120V175L122 174L123 176L118 177V176H117ZM155 171H156V172H155ZM228 171H229L230 173H228ZM237 171H238V172H237ZM243 171H244V172H243ZM55 172H57V173H59V174H58L57 176H55V175H56ZM109 172H108L107 174H109ZM115 172H116L117 174H116ZM153 172H155V173H153ZM164 172H165V173H164ZM174 172H175L176 174H175ZM231 172H232V173H231ZM236 172L238 173L239 176H237V173H236ZM242 172H243V173H242ZM253 172L255 173V175H253V174H254ZM48 173H49V174H48ZM50 173H51V174H50ZM73 173H74V174H73ZM82 173H83V174H82ZM128 173H129L132 177L129 178V177L127 176ZM132 173H133V172H132ZM215 173H216V174H215ZM224 173H225L226 175H224ZM248 173H249V174H248ZM250 173H252V174H250ZM38 174H39V176H38ZM69 174H68V175H69ZM98 174H99V175L102 174V175H101V179H98V178L100 177V176L97 177ZM114 174H115V176H114ZM140 174H141V175H140ZM146 174H147L148 176H147ZM163 174H162L161 176H164ZM166 174H165V176H166ZM169 174H168V175H169ZM187 174H189V173H187ZM187 174H186V177H187ZM228 174H229V175H228ZM230 174H232V175L230 176ZM235 174H236V175H235ZM242 174H243V175H242ZM246 174H247V175H246ZM44 175H46V176H44ZM48 175L50 176V179L48 180L49 182L47 183V179L49 178ZM81 175H86V176H81ZM112 175H113V176H112ZM130 175H129V176H130ZM143 175H144V176H143ZM168 175H167V177H168ZM170 175H169V176H170ZM215 175H216L218 178H216ZM248 175H249V176H248ZM250 175H251V176L253 175V176H252V177H253L252 180H251L252 177H251ZM31 176H29V175H25V177H28L29 179H31V178H30ZM37 176H38V178H37ZM42 176H43V178H42ZM47 176H48V177H47ZM58 176H59V178H58ZM65 176H66V177H65ZM183 176H184V177H183ZM223 176H225V178H224ZM226 176H227V178H228V177H232V176H233V177H232V179H231V178H230V179L228 178V179H229V180H228V179L226 178ZM235 176H236V178L238 177L237 179H238V182H239V183H238V182H233V181H235V179H236ZM240 176H241V179H242V180L240 179L241 181H239ZM246 176L248 177V181H247V183L250 182V185L247 184L246 181H245V180L247 179ZM255 176H256V177H255ZM51 177H53L54 180H56V181L59 183V184L57 183L58 185L61 186V184L63 183L62 186L64 185V192H63V190H60V189H59V188H61L60 186H59V188H55V187H58V185H57V184H54V183H56V182H52L53 178H51ZM61 177H62V178H61ZM82 177H83V178H82ZM84 177H86V178H84ZM89 177H90V178H89ZM96 177H97V178H96ZM103 177H104V178H103ZM114 177H115V178H114ZM122 177H123L124 179L128 177V180L130 179V181H128V180H126V179L123 180ZM135 177H136L138 180H136ZM154 177H155V178H154ZM242 177H243V178H242ZM258 177L261 178V179H258ZM44 178H45V179H44ZM46 178H47V179H46ZM65 178H66L67 180H69L68 182H66V181H67V180H66V181H65V184L68 185L67 187H68L69 189H71L70 192H69V189H67L68 191L65 189L66 185L64 184V180H63V179H65ZM81 178H82L83 180H84V179L86 180V182L84 181L85 184H83L84 182L81 183V181H82ZM91 178H93L94 180H97V179H98V181H99V180L101 181L102 179H104V180H102V183H101V182H98V181L93 182L94 180L91 179ZM112 178H113V179H112ZM116 178H117V179L121 178V179L123 180V183H122V182H120V181H122V180L119 179L120 181H119V183L116 184V185H118V186L121 185L120 187H121L122 189H124V191H126V190L128 189V186H129V185L126 186V184H125L126 182H127V184H131L130 182H132V184L135 183L133 186H129V188H130V189H129V190H130V191H129L130 194H129L128 190H127V192H128L127 195H128V196L126 195V192H125V197H126V198H132V199H130V200H135V202L132 201L131 204H130V200H128V199L126 200V198H123L124 200H122L121 202H124V203H123V204H124V207H125V205H127L126 208L129 209V210H126V211H128V216H129V212H130V214H131L132 216H134V214H135V216H136V215L138 216V217L136 216V218H135V216H134V218H133L134 220H137L138 218H139V220H140V219H142V218L145 216V217H146V221H147V222L145 221V218H143V219H144L143 222H142V220L139 221V222H142V223L145 222V223H144L143 225H140V226L137 228V232L135 231V229H136L135 227H134V229H131V230L133 231V234H134V235H132V231L130 230V233H131V234L128 235L130 238H129V237L126 238V236L123 235V234H124L123 232H125L124 229H126L125 227H127V226H125V225H127V222H124V221L121 219V217H120V213L117 211L119 208H118L117 210H115V211L113 210V209H115V207H117V206H113V207H112L109 203H106L107 205L111 206L113 209H109V206H106V204H105L106 209L104 208L105 206H104V207H101L100 209H99V208H95V209H93V210H92L91 218H90V219L88 218L89 221H88V219H86L85 222L83 221V223L80 225L81 221H78L79 218L76 219V215H75L76 208L74 207V205H73V203H72V202H74V201H73V200H74V197L77 196L78 192H79V193H83L84 191H87L86 193L84 192V194H86V195L88 194L87 196H90L91 192L93 193V197H94V196H98V195H99L98 192H99V191H102V190H99L98 188L101 187L100 189H103V188L105 187V184H103V182H104L105 180H107V179H109L110 181L112 180V181L115 182V180H117ZM164 178H163V179H164ZM215 178H216V180H217V179H218V180L216 181ZM245 178H246V179H245ZM58 179H60V180L58 181ZM61 179L63 180L62 183H61ZM74 179H75V180H74ZM76 179H78V182L76 181ZM87 179H88L89 181L93 180V181H91V182L93 183V187L91 186L92 183H90V182H89V183H90V187H89V185H88V180H87ZM131 179H135V180L133 181V180H131ZM209 179L212 181L213 184H214V182H218V183H215V184H214V185H216L215 187H217L218 190H217V188L215 189V187H214L215 190L211 191V193L208 192V194H206V193H207L206 191L212 190V189H210V188H213V186H214L212 183H209V182H211V181H209ZM237 179H236V180H237ZM244 179H245V180H244ZM254 179H255V181H254ZM256 179H258L257 181L260 182V183H257V182H256ZM54 180H53V181H54ZM109 180H107V182H108ZM171 180H172V183H171ZM222 180H223V181L225 180V181H224V184L222 183ZM230 180H231V181H230ZM232 180H233V181H232ZM243 180H244V181H243ZM250 180H251V181H250ZM260 180H261V181H260ZM79 181H80V184H79ZM117 181H118V180H117ZM117 181H116V182H117ZM124 181H125V183H124ZM138 181H139V184L136 183V182H138ZM204 181H202V182H204ZM213 181H214V182H213ZM228 181H230V182H232V183H236V185H237L236 187H239V188H240V185H241V188H243V189H241V188H240V189H241L242 191H241L239 188H237V189H236V187L233 188V187H232L233 184L230 183V182H228ZM107 182H105V183H107ZM116 182H115V183H116ZM133 182H134V183H133ZM145 182H143V183L145 184ZM192 182H193V180H192ZM227 182H228L229 184L226 185ZM242 182H243V183H242ZM252 182H254V183H252ZM261 182H262V184H261ZM49 183H50V185H51V183H53V184L55 185V186H54V189H53V187H52L53 184L50 186ZM95 183H97V184H95ZM98 183L101 184V185L103 184V185H102L103 188H102V186L99 187V186H98ZM108 183H109V182H108ZM108 183H107L106 185H108ZM143 183H142V184H143ZM159 183H160V182H157L156 184H159ZM183 183L185 184L184 186H183ZM207 183H206V184H207ZM244 183L247 184V185H249V186H248V187H247V185L245 186ZM255 183H256L257 185H259V187L256 186ZM46 184H47V187H46ZM86 184H87L86 189H87V188H88V189L86 190L85 187H83V188L85 189V190H84L81 186H83V185L86 186ZM94 184H95V186L97 185L96 187H98V188H95ZM122 184H124V185H122ZM132 184H131V185H132ZM190 184H191V186H190ZM198 184H199V183H198ZM202 184L204 185L205 183H202ZM209 184H211V185H209ZM218 184H219V186H217ZM221 184H223V185H221ZM239 184H240V185H239ZM260 184L263 185V188L260 187V186H261ZM40 185H41V187H40ZM48 185H49L50 187H52V189H53L52 191H51V188H50ZM76 185H77V186H76ZM79 185H80V186H79ZM140 185H141V184H140ZM145 185H146V184H145ZM199 185H200V189H202L203 187H201V186H203V185H201V184H199ZM199 185H198V186H199ZM224 185H225V186H224ZM229 185H230V186H229ZM231 185H232V186H231ZM242 185H243V186H242ZM254 185L256 186V187H255L256 189H253ZM38 186H39V187H38ZM109 186H111V185H108V186H106L105 188H108ZM122 186H123V187H122ZM167 186H168V185H167ZM209 186H212V187H209ZM48 187H49V188H48ZM91 187H92L94 190L96 189L97 191H98V190H99V191L96 193V191L94 192V190H91ZM124 187H126V188H124ZM138 187H139V186H138ZM138 187H137V191H139V190H138ZM179 187H180V186H179ZM195 187H194V188H195ZM221 187H222V188L224 187V188L226 189V192H225V190H224V197H223V192H222V194H220V193H221L220 191H223V189H224V188L221 189ZM250 187H252V189H251ZM257 187H258V188H257ZM38 188H39V189H38ZM43 188H44V189H43ZM46 188H48V191H49V192L46 191ZM73 188H74V190H73ZM75 188H76V189H75ZM112 188H115V190H117V187H115V185L112 186ZM112 188H110V187L108 188V189H110V190L108 191L109 193H110L111 190L115 191V190L112 189ZM186 188H188V186H186ZM207 188H209V190H208ZM232 188H233V189H232ZM246 188H247V189H246ZM261 188H262V189H261ZM40 189H41V191H40ZM55 189H56V190H55ZM57 189H59V190H57ZM61 189H63V187H62ZM79 189H80V190H79ZM125 189H126V190H125ZM132 189H133V190L135 189L133 192H134V194H136V195H138V196H136V195H135V196L132 195V194H133V193H132ZM206 189H207V190H206ZM219 189H220V190H219ZM228 189H229V190L232 189V191L230 190L231 192H234V191L236 190L237 192L235 191V192H236L235 194L238 195V196H234V197H233V195H235V194H234V193H231ZM245 189H246V190L249 189L248 191L251 190L249 193L252 194V196L255 195V194H257L258 191H259L260 189H261L262 191L260 190L261 192L259 191V193H258L257 195H255V196H258V195H260V196H258V198H257V197L255 198V196L252 197L251 195H249L248 191H247L248 194L245 193V192H246ZM42 190H43V191H42ZM65 190H66V192L71 193V194H73L72 191H75V192H74V195H75V196H74V195L72 196L71 194H68V193H67V197H69V198H67V197L62 198V197H63L62 194H63V193L66 194ZM76 190H78V191H76ZM193 190H194V191H193ZM227 190H228V193H227ZM238 190H239L241 193H240ZM243 190H244L245 192H244ZM252 190H254V191L257 190V191H255L256 193H254V191L252 192ZM34 191H33V192H34ZM44 191H46V192H44ZM54 191H58V192H57L58 194H57L56 192H54ZM60 191H61V197H60ZM80 191H82V192H80ZM192 191H193V192H192ZM41 192H43V194H42ZM52 192L55 194L56 197L54 196V194H53ZM62 192H63V193H62ZM76 192H77V194H76ZM89 192H90V193H89ZM106 192H107V190H106ZM108 192H107V194H105V195H107V196H108V195H112V194H109ZM111 192H112V191H111ZM135 192H136V193H135ZM200 192L202 193L201 198H200V199H197L196 197H198V196L200 197V195H199ZM204 192H205V194H206L207 196H206V195H203ZM213 192H217V193H213ZM238 192H239V194H241V195H239ZM243 192H244L245 195L247 194V195L250 197V198H249V197L246 195V196L250 199V202H251V201L254 202V201L256 200L255 204L253 203V206H254V207L256 206L255 208H257V206H258V208H257L258 210L256 211V209H255V210L252 209V211H256V212H255L256 215H257V214H260V211H261V215H257V217H256V218L259 220L260 223H259L258 220H256V218H255V219H254L255 222H254V221L252 222L253 225H252L251 223L249 224L250 229H249V227H248L249 230L247 229V231L244 232V233H245L244 235L241 234V235H242V236H241V239H242V240H244V236H245V240H244V242L241 240V241L243 242V244H242V242H240V241L237 242V240L234 239V238H236V237L228 238V236H230V232L236 230V228H239V229H240L239 226H241V222H240V220H238V219H239V218H238V217H239V213H238V210H236L235 208L238 209V206H236V205H238V203H239V202H237L238 200H240L239 196L244 198V194H243ZM45 193L48 194L49 196H48V195H45ZM50 193H52V195H50ZM95 193L98 194V195H94ZM99 193H100V192H99ZM226 193H227L228 195H227ZM253 193H254V194H253ZM64 194H63V195H64ZM170 194H169V196H170ZM191 194H192V195H191ZM197 194H198V195H197ZM211 194H212V196H211ZM213 194H215L214 197H213ZM219 194H220L222 197H220ZM225 194H226V197H225ZM230 194H231V195H230ZM41 195H42L43 197H41ZM69 195H70V196H69ZM91 195H92V194H91ZM101 195H102V194L99 195L100 198H101ZM130 195H131V197H130ZM139 195H140V198H139ZM216 195H217V197H216ZM242 195H243V196H242ZM262 195H263V197H262ZM37 196H39V198H38ZM50 196H52V197L54 196V197L52 198V197H50ZM64 196H66V195H64ZM99 196H98V199L100 200ZM132 196H134L135 198L137 197L138 199H134ZM164 196H165V194H164ZM164 196H163V199H164V198H165V199L168 198V197H167L168 195H166V197H164ZM202 196H203V197H202ZM209 196H210V198H211V197H213V198L216 197V198H215V199L211 198V202H210V203H207V202L210 201V200H209L210 198H208ZM44 197H46V200H45ZM57 197H59L60 199H59V198L57 199ZM204 197L206 198V203H207V204L204 203V202H205V200H204L205 198H204ZM219 197H220V199L229 197V200H230V201L226 199V200H227V202H226V200L223 199V200L226 202V204L229 203V206L227 207L226 204L224 205L225 202H224L223 200H222V201H223V202H222V201L219 199ZM231 197H232V198H231ZM235 197H236V200H235ZM237 197L239 198L238 200H237ZM247 197H245V198H247ZM33 198H34V199H33ZM37 198H38V199H37ZM48 198H49L51 201H49ZM61 198H62V199H61ZM96 198H97V197H96ZM195 198H196V199H195ZM248 198H247V199H248ZM253 198H254L255 200H254ZM259 198H261L262 200H261V199L259 200ZM64 199H66L65 201L68 202V203H66V202L64 201ZM71 199H73V200L71 201ZM194 199H195V200H194ZM207 199H208L209 201H207ZM233 199H234L236 202L233 201ZM247 199H246V200H245V199L242 200V198H241L242 201L246 202L247 204L249 203V204H248L249 206L252 205V204H251L252 202L250 203V202H249V199H248V200H247ZM251 199H253V200H251ZM33 200H34V203H36V206L38 205L37 207L35 206V204H31V203H30V202H33ZM39 200H40V201H39ZM41 200H42V201H41ZM56 200L59 201V203H58V201H57V204H60V205H63V206H64V208H63V206H62V209H61L62 211H58V212H57L56 209H55V205L52 204V202L56 204ZM61 200L64 201L65 205H64L63 202H60ZM67 200H68V201H67ZM96 200H97V199H96ZM125 200H126V202H125ZM137 200H139V201H137ZM193 200H194L195 202H194ZM196 200H200V203H199V202H196ZM214 200H215V202H214ZM37 201H38L39 203H38ZM45 201H46V202L48 201V202L46 203ZM70 201H71V202H70ZM136 201L139 202L140 205H139ZM174 201H175V202H174ZM182 201H183V203H182ZM184 201H186L185 203L188 204V205H185ZM190 201H191V202L193 201L194 204L197 203L196 205L199 204L198 207H197L196 205H194V204L191 205V204L189 203ZM203 201H204V202H203ZM218 201H219L220 203H221V202H222V203H221V204H218ZM247 201H248V202H247ZM257 201H258V203H257ZM259 201L262 202V203H259ZM40 202H42V204H40ZM44 202H45V203H44ZM49 202H51V203H49ZM69 202H70V203H69ZM156 202H155V203H156ZM193 202H192V203H193ZM231 202H232V204H231ZM233 202H235V203H233ZM25 203H26L25 200L22 198V196H21L20 194L17 193V191H14V192H13V191H10V190H8V189H3V188L0 189V264H22V263H21V256H20L19 252L17 251L18 247H19V246L21 245V243L23 242V240H22V239H23V235L21 234L22 230L19 228L18 219L21 217L20 214H19L20 209L22 208V205H25ZM37 203H38V204H37ZM48 203H49V204H48ZM62 203H63V204H62ZM127 203H128L129 205H132V204H133L132 207L129 206ZM164 203H165V206H164ZM256 203H257V204H256ZM45 204H46V205H45ZM51 204H52V205H51ZM57 204H56V205H57ZM160 204L164 206V209H161V210H163V213H160V209L158 208V207L163 208V206H161ZM201 204H202V205H201ZM213 204H215V206H214ZM230 204H231V205H230ZM235 204H236V205H235ZM260 204H262V205H260ZM32 205L35 207V209H37V208L39 209L40 207H41V208L43 207V208H42V209L40 208L39 210L37 209V210L35 211V209H34V207H33ZM49 205H50V206H49ZM114 205H115V204H114ZM120 205H121V204H120ZM120 205H118V206L120 207ZM135 205H137V207L140 206V207L142 208V210H143V209H144V210L142 211L140 207H139V208H136ZM138 205H139V206H138ZM159 205H160V206H159ZM175 205H174V206H175ZM183 205H185V206H183ZM206 205L208 206V209H207V206H206ZM209 205H210V206H211V205L213 206L211 210H214V211H211V213H210V208H211V207H209ZM217 205H218V206H217ZM221 205H222V206H221ZM234 205H235L236 207H235ZM239 205H240V203H239ZM46 206H48V207H46ZM121 206H123V205H121ZM133 206H134V208H133ZM193 206H196L197 208L195 207V209H194ZM201 206H202V207H201ZM219 206H220V207H219ZM223 206H224V207L226 206L229 210H230V208H231V210L233 209V211H234V210H236V211L233 212V211L230 210V211H231V212H230L226 207L224 208ZM232 206H233V207H232ZM253 206H251V207H253ZM261 206H262V208L260 209ZM52 207H53V210H52ZM86 207H88V206L85 205L83 208L86 210V209H87ZM111 207H110V208H111ZM128 207H129V208H128ZM170 207H171V209H172V207L174 208V209H172V210H174V212H173L172 210H170V213L173 212L175 215H173V214H172V215H171V214H168V213H169V210H168V209H170ZM186 207H187V208L189 207L190 209H189V208L187 209ZM191 207L194 209V211H192L193 209L191 210ZM217 207H218L219 209H217V211H216V208H217ZM229 207H230V208H229ZM234 207H235V208H234ZM50 208H51V209H50ZM71 208H72V209H71ZM107 208L109 209L110 212L107 211ZM132 208H133V209H132ZM135 208L138 209V210H136ZM167 208H168V209H167ZM221 208H222V209H221ZM43 209H47V210L49 209V211L47 212V210H45V213L43 214V212H44ZM74 209H75V210H74ZM97 209H98V212H96ZM101 209H103V210H101ZM158 209H159V212H158ZM197 209H198V210H197ZM202 209H203V210H202ZM259 209H260V210H259ZM40 210H42V211H41L42 214H38V213H40ZM51 210H52V211H51ZM54 210H55V212H54ZM63 210H64V211H63ZM67 210H68V211H67ZM70 210H72L73 213H72V211H70ZM100 210H101V211H100ZM130 210H131V211H130ZM134 210H136V211H134ZM139 210H141L143 213H142V212H137V211H139ZM151 210H152V211H151ZM164 210H166V213L164 212ZM185 210H187L186 213H188V214L185 213ZM206 210H207V211H206ZM220 210H221V211H220ZM223 210H224V211H223ZM227 210H228V211H227ZM262 210H263V211H262ZM99 211L102 212V213H104V212H107V213L103 214V215H104V216H103V215H100V214H99V213H100ZM103 211H104V212H103ZM111 211H112V212H111ZM113 211H114V212H113ZM132 211H133V212H137V214H136V213H133ZM144 211H146L147 214H149L150 212H151V213H154V214H156V212H157V214H156V215H154V214L151 215V213H150L149 216H148V215L146 214V212H144ZM190 211H191V212H190ZM197 211H198V212H197ZM225 211H226V212H225ZM258 211H259V212H258ZM46 212H47V213H46ZM49 212H50V213H49ZM61 212L64 213V214H63V215L65 216V218L63 217L64 219L62 218L63 215H60ZM67 212H69V213H67ZM108 212H109V213H113V215H112V214L109 215ZM116 212H118V213L116 214ZM131 212H132L133 214H132ZM167 212H168V213H167ZM192 212H193V214H195V213H196V214L193 215ZM205 212H208V215H209V214L212 215V212H213V215L208 217L207 213H205ZM227 212H228V213H227ZM229 212H230V213H229ZM235 212L237 213V214L235 215L236 217H234ZM262 212H263V213H262ZM94 213L97 215V216H96V219H95V217H92L93 215L95 216ZM139 213H140V215H141V214H142V215L140 216ZM158 213L162 216V217L160 218V220H161V219L163 220V216L165 217V214H166V215H168V216H166L167 219L164 218L166 221H170V220L172 221V220L174 219L173 221L175 222V224H174L173 221H172V222L170 221V223H169V222L167 223L165 220H164V221H165L166 223L163 222L162 220L160 221V223H161V224L164 223L165 226L168 224L167 226L171 229V230H169V231H171V232H169V233H170V236H169V235H168V236L166 235V239H165V236H164V235H161L162 232H163V228H161V227H162L161 224H160L161 226L159 225V218L157 219V217H156V218L153 220V217H154V216H157ZM177 213H178V214H177ZM203 213H204V215H203ZM221 213H222V214H221ZM225 213L228 214V216H226ZM233 213H234V214H233ZM34 214H35V213H34ZM47 214H49V215H47ZM50 214H51V215H50ZM72 214H74L75 218H73L74 216H73ZM98 214H99V215H98ZM114 214H115V215H114ZM118 214H119V215H118ZM143 214H144V215H143ZM176 214H177V216L179 215V217H180L179 221H177L178 218H177ZM185 214H186V215H185ZM216 214H217L218 216H216ZM223 214H224V215H223ZM229 214H230V215H229ZM40 215H41V216H40ZM44 215H45V216H44ZM67 215H69V216H67ZM107 215H108V218H106ZM116 215H117V216H116ZM160 215H158V217H160ZM169 215L172 216L173 219H172V217H169ZM181 215H183V216H181ZM184 215H185V217L188 216L189 218H190V216H191L190 219L188 218L190 222H188L187 218H185ZM189 215H190V216H189ZM231 215H233V216H231ZM237 215H238V216H237ZM51 216H52V218H51ZM111 216H113V217H111ZM115 216H116L117 220H118V218L120 217L119 219H121L123 222H122L121 220H120V221H119V220L116 221ZM139 216H140V217H139ZM142 216H143V217H142ZM150 216H153L151 220H152L153 222H156V223H153V222L150 221ZM174 216H175L177 219L174 218ZM192 216H194L193 219H192ZM195 216H196V219H195ZM203 216H204V217H203ZM220 216H222V217H220ZM223 216H224V217L226 216V218L224 219ZM258 216H259V217H260V216L262 217L261 220L259 219ZM29 217H30L33 221H32ZM35 217H36L37 219H36ZM45 217H46V218H45ZM66 217H67V218H66ZM97 217H98V218H97ZM103 217H104L105 219H107V220H106V223H105V219H104ZM129 217H130L131 221H133L132 217H131V216H129ZM141 217H142V218H141ZM148 217H149V218H148ZM217 217H218V218H217ZM230 217H231V219H229ZM232 217H233L234 219H233ZM24 218H25V217H24ZM38 218H40V222H41V223L39 222ZM43 218H44L45 221H43ZM57 218H58V219H57ZM60 218H61L62 220H61ZM70 218H71V219H70ZM102 218H103V219H102ZM110 218H111V219H110ZM147 218H148V219H147ZM181 218H182V221L180 222ZM183 218H184V219H183ZM203 218H204V219H203ZM207 218H208V220H207ZM212 218H213V219H212ZM216 218H217V220H218V219H219V220H218V221L214 220V219H216ZM236 218H237V219H236ZM28 219L31 220L32 222L29 221ZM34 219H35V221H34ZM72 219H73V220H72ZM93 219H94V221H93ZM98 219H99V220H98ZM100 219L102 220L103 224H102V222H101V224H100V226H99V223H98V222L101 221ZM113 219H115V220H113ZM128 219H129V218H128ZM156 219H157V220H156ZM168 219H169V220H168ZM185 219L187 220L186 222H184ZM194 219H195L196 221H197L198 219H200V220L196 222V221H194ZM205 219H206V220H205ZM211 219H212L213 222L211 221ZM222 219H223L224 221H222ZM226 219H227V220H226ZM37 220H38V221H37ZM56 220H57V221H56ZM68 220H69V221H68ZM90 220H92V221H90ZM96 220H97V222H95ZM103 220H104V221H103ZM108 220H109V221H108ZM202 220H203V221H202ZM209 220H210V221H209ZM225 220H226L227 222H226ZM228 220H229V221H228ZM230 220H231V221H230ZM233 220H234V221H233ZM237 220H238V222H237ZM54 221H55V222H54ZM58 221H59V223H58ZM63 221H64V222H63ZM71 221H72L73 223H72ZM74 221H76V222H74ZM86 221H88V222H86ZM137 221H138V220H137ZM193 221H194V223H193L194 226L191 224ZM206 221H208V223H206ZM232 221H233V222H232ZM256 221L260 224V227H261V228L259 227V225L257 224ZM34 222H35V223H34ZM42 222H43V223H42ZM45 222H46V224H45ZM69 222H70V223H69ZM79 222H80V223H79ZM89 222H91V225H89ZM93 222H94V224H95V223H96V224H95V225H94V224L92 225ZM107 222H108V223H107ZM112 222H113V223H112ZM118 222H119V223H118ZM179 222H180L181 224L184 223V226H183V225H182V226H183V227H186L187 229H186V230H183L184 228L180 226L181 224H178ZM200 222H201V224H203V223H204V224L201 225V224H199ZM214 222H215V224H214ZM221 222H222V223H221ZM32 223H34V224H32ZM39 223H40V224H39ZM48 223H49L50 228H49V226H48ZM53 223H55V226L53 225ZM65 223H66V224H65ZM74 223H75V224L78 223L79 225L76 224V227H75V224H74ZM84 223H85V224H84ZM86 223H88V224H86ZM104 223H105V224H104ZM114 223L116 224V227H115V224H114ZM120 223H121V224H120ZM123 223H124V224L126 223V224H125V225H122ZM148 223H149V224H148ZM151 223H152V224H151ZM157 223H158V224H157ZM189 223H190V224H189ZM211 223L214 224V225H211ZM235 223H240V224H236V225H235ZM261 223H263V224H261ZM56 224H57L58 226H57ZM67 224H68V225H67ZM69 224H70V225H69ZM73 224H74V225H73ZM109 224H111V225H109ZM117 224H119L121 227H120L119 225H117ZM147 224H148V225H147ZM153 224H156V225H154V226H156L155 228H151V227H154V226H152ZM164 224H163V227H164ZM170 224H172L173 226L170 225ZM176 224H178V225H177L178 227L176 226ZM185 224H186V226H185ZM208 224H210L211 227L208 226ZM216 224H217V225H216ZM223 224H224L225 226H224ZM230 224H231V226H229ZM34 225H35L36 228H35V227H32V226H34ZM36 225H37L38 227H37ZM41 225H42V227H41ZM45 225H46V226H45ZM62 225H63V226H62ZM65 225H66V226H65ZM72 225H73V226H72ZM85 225H86L87 227H85ZM88 225H89V226H88ZM107 225L110 226V229H111V228H112V229L110 230L109 227H108ZM112 225H114V226L112 227ZM144 225H145V226L147 225V226H149V227L151 226V227H150L151 229H150L149 227H147V229L149 228L148 230H150V231H148L147 229H145L146 227H145ZM158 225H159V226H158ZM174 225H175L176 228H177V232H178V231L180 230V228H181V231H179L180 233L178 232V234H177ZM189 225H190V226L192 225L191 228H190ZM198 225H200V227H199ZM215 225H216L217 227H216ZM219 225H220V226H219ZM232 225H233V226H232ZM255 225H256V226H255ZM51 226H52V227H51ZM53 226H54V227H53ZM60 226H61V227H60ZM64 226H65V227H64ZM67 226H68V227H67ZM71 226H72V227H71ZM93 226H94L96 229H97V227H98V228H100L101 230H104V231H101V230L97 229V230L100 231V232H99V231H97ZM104 226H105L106 228H104ZM117 226L119 227L120 230L117 228ZM171 226H172V227H171ZM179 226H180V227H179ZM197 226L200 228V230L203 228L202 230H203L204 234H202V233H203L202 230L200 231V230L198 229ZM206 226H207V228H206ZM236 226H237V227H236ZM252 226H254L255 228L252 227ZM57 227H58V228H57ZM66 227H67V228H66ZM78 227H79V229H77ZM81 227H83V228L81 229ZM91 227H92V228H91ZM102 227H103V228H102ZM114 227H115L116 229H115ZM122 227H123V228H122ZM140 227H141V228H140ZM142 227H144V228H143L144 230L142 229ZM158 227L162 229V230L160 229L161 233H160ZM188 227H189V228H188ZM201 227H202V228H201ZM221 227H222V228H221ZM226 227H229L231 231H229V229L226 230V229H227ZM232 227H234V228H232ZM257 227H258L257 230H259V229L261 230V229H262L261 231L259 230V233H260L259 235L256 234V236H257V241H258V239L261 238L262 236H263V237H262L263 239L261 238L262 240H259V242H256V243H257V244L259 243V245L261 244L260 246L262 247V249H261V247H260L259 245H258L259 248L255 247V246H256V243H255V242H254V244H255L254 246H253V243H252V241L254 240V238H256L255 235H254V233H255V232L258 233V231L255 230ZM262 227H263V228H262ZM29 228H31V229H29ZM34 228H35L36 230H34ZM40 228H41V229H40ZM43 228H44V229H43ZM51 228H52V229H51ZM56 228H57L58 230H57ZM89 228H90V229H89ZM113 228L115 229V231H113ZM121 228H122V229H121ZM139 228H140V229H139ZM173 228L175 229V232L172 231V230H174ZM192 228H193V231H192ZM205 228H206V229H205ZM208 228H209V230H207ZM212 228H213V229H216V230H214L216 234L212 231V230H213ZM219 228H220V229H219ZM231 228H232V229H231ZM251 228H252V229H251ZM37 229H38V230H37ZM50 229H51V231H52L53 233L50 232ZM53 229H54V230L56 229L57 232H56V231L54 232ZM59 229H60V231H59ZM65 229H66V230H65ZM76 229H77V230H76ZM87 229H88L89 231H91V232H89ZM94 229H95V230H94ZM154 229H155V230H154ZM157 229H158V230H157ZM190 229H191V230H190ZM239 229H237V231H240ZM32 230H34L35 232L32 231ZM42 230H43V231H42ZM69 230H70V233H69ZM73 230H74L75 233L73 232ZM75 230H76V231H75ZM78 230H79V231H78ZM80 230H81L82 232H81ZM92 230H94V231H92ZM106 230H107V232H109V236H110V234L112 235V233H110V231H113V234H114V232H116V231H117V232L120 231V232H118V234H119V233L121 234V230H122V235H121V237H123L122 240L125 241V242H124L125 244H123L120 235L117 236V235H118V234H116L117 232H116L115 235H114V236H116V237H114V236H110V237H111V238H110V237H108V233L106 232ZM138 230H139V231H138ZM142 230H143L144 232H143ZM146 230H147V231H146ZM152 230H153V231H152ZM182 230H183V232H182ZM188 230L191 231V232L189 231V234H188ZM195 230L197 231L196 234H195ZM210 230H211L212 232H211ZM217 230H218V233H217ZM251 230H252V231H251ZM30 231H32V232H30ZM37 231H38V233H37ZM41 231H42V233H41ZM58 231H59V232H58ZM84 231H85V232H84ZM86 231H87V233H86ZM145 231H146V234L149 236L150 239L148 238L147 235H144V234H145ZM158 231H159V232H158ZM184 231H187L186 234L189 235V236L186 235V237H188V239H187L185 236H184V237L181 236L182 233H184L183 235H185V232H184ZM207 231H208L209 234H208V233L206 234ZM209 231H210V232H209ZM224 231H228V232H225V233H224ZM248 231H250L249 234H248ZM253 231H254V233H253ZM39 232H40L41 234H39ZM44 232H46V233H44ZM49 232H50V233H49ZM77 232H78L79 234H80V233H82V234L79 235ZM102 232H104V233L106 232V233H107V236H105L104 233H102ZM140 232H141V233H140ZM148 232H149V234H148ZM150 232H151V233H150ZM152 232H153V233H157L158 237H156L157 235H156V234L154 235ZM172 232H173V233H172ZM192 232H193L194 234H193ZM201 232H202V233H201ZM251 232H252V233H251ZM262 232H263V234H262ZM30 233H32V234H34V235H31ZM43 233L45 234V239H43V240L41 241V239L44 238V234H43ZM59 233H60V234H59ZM61 233H62L65 237H64ZM72 233H73V235H72ZM93 233H94V234H93ZM101 233H102L103 235H101ZM106 233H105V234H106ZM135 233H136V234H135ZM169 233H168V234H169ZM174 233H175V234H174ZM211 233H212L213 235H211ZM228 233H229V234H228ZM47 234H48L49 236H51V235H52V236L48 238ZM50 234H51V235H50ZM53 234H54L55 236H54ZM76 234H77L78 236H76ZM89 234H90V235L92 234L91 237H92V238L94 237L93 239H95V237H97L96 240L92 241L93 239H91V237L89 236ZM99 234H100L102 237L104 236L105 240H104V238H102V237L99 238V237H100ZM137 234H139V235H137ZM140 234L142 235L141 238H142L143 240H142L140 237H138V236H141ZM151 234H152V237H150ZM173 234H174V235H173ZM176 234L178 235V237L176 236ZM179 234H180V235H179ZM192 234H193L194 236L196 235V237H197V236H198V237L196 238V237H194ZM227 234H228V236H227ZM21 235H22V237H21ZM37 235H39V236H37ZM40 235H41V236H40ZM56 235H57V236H56ZM74 235H75L76 237H75ZM82 235H83V236H84V235L86 236V237L84 236V237L86 238V240H85V238H84ZM87 235L89 236V238H88ZM171 235H173L172 237H174V238H171ZM206 235H207V236H206ZM261 235H262V236H261ZM31 236H33L34 238L31 237ZM42 236H43V237H42ZM46 236H47V240H46ZM59 236L61 237V239H60ZM62 236H63V237H62ZM66 236H67L68 238H67ZM72 236H73V237H72ZM79 236H80V238H79ZM81 236H82V238H83L84 240L81 238ZM132 236H133V238H135V239H133ZM134 236H135V237H134ZM136 236H137V237H136ZM154 236H155V238H154ZM160 236H164V237H160ZM192 236H193V237H192ZM199 236H200V237H199ZM205 236H206V237H205ZM213 236H214L215 239L213 238ZM246 236H247V237H246ZM260 236H261V237H260ZM35 237H36V240H35ZM37 237H38V238H37ZM54 237H55L58 241L55 240ZM70 237H71V238H70ZM143 237H144V238H143ZM168 237H170L171 239L168 238ZM176 237H177V238H176ZM207 237H208L209 240H207ZM209 237H210V238H209ZM242 237H243V238H242ZM248 237H250V239L248 240V242H246L247 239H248ZM40 238H41V239H40ZM52 238H53V239H52ZM65 238H67V240H66ZM77 238H78V239H77ZM114 238H118V239L120 240L121 243H119L118 240H117V239H114ZM131 238H132V240H131ZM137 238L140 239V240H138ZM161 238H163V240H161ZM179 238H180V239H179ZM181 238H182V239H181ZM184 238H185L186 240H183ZM191 238H193V239L191 240ZM212 238H213V239H212ZM220 238L217 237V240L220 239ZM32 239H33L34 242L32 241ZM37 239H38V241H37ZM48 239L50 240L51 244L49 243V240H48ZM64 239L66 240V242H65L66 246H65L64 241H63ZM98 239H99V240H98ZM111 239H112V240H116V241H112ZM126 239H127V241H126ZM136 239L138 240V244H139V242H140V243L143 244V245H142V246H140L141 244L138 245ZM144 239H145V240H144ZM146 239H147V240H146ZM148 239H149V241H148ZM164 239H165L166 241H165ZM172 239H173V240H172ZM177 239H178V241H176ZM194 239H195V241H193ZM211 239H212V241H211ZM237 239H238V238H237ZM251 239H252V240H251ZM30 240H31L32 242H30ZM54 240H55L56 242H54ZM74 240H75L76 242H78L79 244H81L82 246H85V247H84V248H85V253L83 254V256H80V257H79V255H77L78 257L76 256V257H77L76 259H75V256L71 257V255H72V253H73V251H72V250H73V249H72L73 247H72V246L79 245V244H77V243L73 244V243H74ZM77 240H78V241H77ZM97 240H98V241H97ZM103 240H104V241H103ZM129 240H130V242H128ZM134 240H135V241H134ZM141 240H142L143 242H142ZM158 240H159V241H158ZM180 240H181V241H180ZM182 240H183V241H182ZM187 240H188V241H187ZM204 240H205V241L207 240V242H205ZM233 240H234V242H233ZM250 240H251V243H250ZM35 241H37V242H35ZM72 241H73V242H72ZM82 241H83V242H82ZM85 241H87V243H89V242L91 241L89 244L92 243V245H90V246H92V247H90L89 244H88V246L86 247L87 244L85 243ZM131 241H132V242H131ZM156 241H158V243H157ZM169 241H170L171 244L169 243ZM186 241H187V242H186ZM200 241H201V242H200ZM58 242H59V243H58ZM60 242H61V244H60ZM62 242H63V243H62ZM80 242H81V243H80ZM95 242H97L98 244H97V243H96V244H93V243H95ZM115 242H116L117 244H116ZM127 242H128L129 244H131L132 246L134 245V244H132V243H135V244H137V245H136V246H133L134 249L131 250V249H132V246L129 245ZM145 242H146V243H145ZM160 242L163 243V245L161 244V246H163V247L160 246ZM166 242L169 243L168 246H169L170 248H167L168 246H167V243H166ZM174 242H175L176 244H175ZM177 242H179L181 245H182L183 242H184L185 244H187L186 247H187L188 250L185 249L186 247H185V244H184V243H183V245L181 246V245H179V243L177 244ZM190 242H192V243L194 242V245H195V244H197V245L199 244V245H198L199 248H198L197 245H195V246L193 245V246L190 247V245H192ZM196 242H197V243H196ZM198 242H199V243H198ZM208 242H209V245H208ZM212 242H213V243H212ZM235 242H237V243H235ZM30 243H31V244H30ZM32 243H33V244H32ZM52 243L55 244V248H54V249L52 248V247L54 246ZM106 243H107V242H106ZM148 243H150L151 245L149 244V245H147V247H148V248H151V249L148 250V248L145 247V248L147 249V250H145L144 245L146 246V244H148ZM156 243H157V244H156ZM165 243H166V244H165ZM188 243H189V244H188ZM234 243H235V244H234ZM238 243H239V244H238ZM247 243H249V244H247ZM34 244H35V245H34ZM72 244H73V245H72ZM113 244L115 245V247H114ZM119 244H121V245H119ZM126 244H128L129 246H127ZM200 244H201V245H200ZM236 244H238V245L236 246ZM245 244H247V245H245ZM250 244H252V245H250ZM28 245H29V246H28ZM63 245H64V246H63ZM71 245H72V246H71ZM93 245H94V246H93ZM105 245H106V244H105ZM118 245H119V247H117ZM122 245H124L123 247H125V245H126V249L123 248ZM156 245H157V246H156ZM164 245H165V247L167 246L166 249H164V248H165ZM175 245H178V248H180L181 251H180V249H177V246L174 247ZM211 245H212V246H211ZM213 245L215 246V249H216V247H217L218 250L220 249V250L218 251L219 253L217 252V249H216V250L214 249V246H213ZM234 245H235V246H234ZM240 245H242V246H240ZM262 245H263V246H262ZM56 246H57V247H56ZM58 246H59V247H58ZM60 246H62V247H60ZM69 246H71V247H69ZM120 246H121V249H122V250L124 249L125 252L123 251V252L120 253V251H121V250H120ZM149 246H150V247H149ZM152 246H153V247H152ZM158 246H159V247H158ZM171 246H172V247H171ZM180 246H181V247H180ZM209 246H211L212 248L209 247ZM238 246H239V247H238ZM248 246H249V247H248ZM252 246H253V250H252ZM67 247H68V248H67ZM89 247H90V248H89ZM111 247H112V248H111ZM128 247H131V248L129 249ZM154 247H155L156 249H155ZM173 247H174V248H173ZM183 247H184V248H183ZM194 247H196V248H194ZM206 247H208V248H206ZM245 247H247L246 249H248V250H249V248L251 247V248H250V251L248 252V250H246ZM254 247L257 248V249H255ZM70 248H71V249H70ZM116 248H117V249L119 248V249H118L119 251H118ZM139 248H140V249H139ZM141 248H142V249H141ZM152 248H153V249H152ZM157 248H159L160 250L162 249V250H161L162 253H160V255H161L160 257H158L157 254H159L158 252H161V251H160L159 249H157ZM182 248H183V249H182ZM189 248L192 250L193 255H192V253H191V250H189ZM193 248H194V249H193ZM210 248H211V249H210ZM241 248H242V249H241ZM52 249H53V251H52ZM56 249H57V250H56ZM58 249H60V250H58ZM64 249H65V250H64ZM111 249H113L114 252H113ZM135 249H136V250H135ZM163 249H164V250H163ZM169 249H172V250L169 251ZM196 249H198V251H196ZM200 249H202V250H200ZM209 249H210V250H209ZM243 249L246 250V251H244ZM254 249H255V250H254ZM69 250H70L71 255H70V253H69ZM88 250H90V251H88ZM137 250H138V251L142 250V251L139 252V253H137V252H138ZM143 250L147 251L146 254H145V251H143ZM151 250H152V252H151ZM153 250H154V251H153ZM155 250H157V252H156ZM167 250L169 251V252H168L169 254H168L167 252H165V251H167ZM174 250H175V251H174ZM178 250H179L180 252H179ZM182 250L185 251V255H184V251L182 252ZM199 250H200V252H199ZM257 250H258V251H257ZM259 250L262 251V252H260ZM57 251H58V252H57ZM59 251H60V252H59ZM61 251H62V252H61ZM107 251H108V252L110 251V254H109ZM130 251L132 252V255H131V252H130ZM134 251H135V252H134ZM171 251H172L173 253L175 252L176 255L174 254V255H173L174 257L172 256L173 253L171 254ZM176 251L178 252V255H177ZM187 251H188V252H187ZM189 251H190V252H189ZM202 251H204V252H202ZM214 251H216L217 255H216V253H214ZM251 251H253V252H251ZM51 252H52L53 254H52ZM55 252H56V253H55ZM86 252H87V253H86ZM116 252L119 253V255L121 254V255L119 256V259L121 258L120 260L117 258V257H118V254H117ZM133 252H134V253H133ZM142 252H144V253H142ZM148 252H149L150 254H151V253H152V254L149 255ZM154 252L157 253V254H155L156 256H154ZM186 252H187V253H186ZM201 252H202V253H201ZM246 252H247V253H246ZM256 252H257V253H256ZM64 253H65V254H64ZM107 253H108V254H107ZM122 253H124V256H123ZM125 253H126V254H127V253L130 254V255L132 256V258H131V256L126 255ZM135 253H136V254H139L138 257L135 256ZM140 253H141V254H144L145 257H144V255H141ZM147 253H148V254H147ZM179 253H180V254H179ZM181 253H182V254H181ZM196 253H197V254H196ZM200 253H201V254H200ZM213 253H214L215 255H214ZM245 253H246V254H245ZM260 253H261V254H260ZM49 254H51V255H49ZM54 254H55V256H54ZM59 254H60V255H59ZM87 254H88L89 256H88ZM116 254H117V255H116ZM164 254H165L166 257H165V256L162 257V255H164ZM189 254H191V255H189ZM194 254H196L198 257L195 256ZM198 254H199V255H198ZM202 254H203V256H202ZM212 254L214 255L213 258H212ZM218 254H219V255H218ZM241 254H242V255H241ZM48 255H49V258H47ZM63 255H65L66 257L63 256ZM105 255H108V256H105ZM115 255H116V256H115ZM140 255L143 256L144 258L141 257ZM147 255H148V257H147ZM168 255H169V256H168ZM180 255L183 256V257L185 256V257H184L185 260H184V258H181ZM187 255H188V257H187ZM204 255H205V256H204ZM207 255H208V256H207ZM260 255H262V256H260ZM51 256L54 257V258H51ZM59 256H61V257L59 258ZM90 256H91V257H90ZM109 256H110V257H109ZM121 256H123V257H121ZM127 256H128V257H127ZM133 256H134V258L137 257V258H135L137 262L135 261V259L133 258ZM167 256H168V257H167ZM175 256H176V258H175ZM178 256H180V258H181L182 260H181ZM199 256H200V257H199ZM201 256H202V257H201ZM217 256H219V260H220V261H219L218 259H216V260H218L219 262H218V261L216 262V260L214 261V259H215ZM249 256H248V257H249ZM87 257H88V258H87ZM103 257H104V258H103ZM105 257H106V258H105ZM126 257H127V258H126ZM154 257H155V259H154ZM157 257L159 258V260L157 259ZM170 257L172 258V260L170 259ZM186 257H187V258H186ZM189 257H191V259H190ZM192 257H193V258H192ZM194 257H195V258H194ZM210 257H211V258H210ZM250 257H249V259H251ZM44 258H47V259H44ZM58 258H59V259H58ZM64 258H65V259H64ZM66 258H67V260H66ZM69 258H70V259H69ZM78 258H79L80 260H79ZM86 258H87V259H86ZM122 258H124V261L122 260ZM138 258H139V259H138ZM142 258H143V259H142ZM161 258H163V259L165 258V259L163 260V259H161ZM188 258H189L190 260H189ZM197 258H201V259H197ZM202 258H203V259H202ZM217 258H218V257H217ZM49 259H50V260H49ZM56 259H57V260H56ZM62 259H63V260H62ZM71 259H72V260L75 259V260H73L74 262H71V261H72ZM84 259H86V260H84ZM88 259H89V260H88ZM93 259H94V258H93ZM104 259H105V261H104ZM125 259H127L128 261L125 260ZM160 259H161V261H160ZM167 259H168V260H167ZM176 259H177V260H176ZM179 259H180V261H179ZM246 259H248V258H246ZM260 259H261V260H260ZM48 260H49V261H48ZM51 260H52L53 262H51ZM100 260H99V261H100ZM132 260H131V261H132ZM142 260H144V261H142ZM173 260H174V261H173ZM259 260H260V261H259ZM40 261H38V262H37V261L33 262V261L31 260V262H33V264H35L36 262L39 264ZM43 261H44V262H43ZM47 261H48V262H47ZM75 261H76V262H75ZM102 261H103V263H102ZM116 261H117V262H116ZM125 261H127V262L125 263ZM133 261H132V264H133ZM140 261H142V262H140ZM156 261H157V262H156ZM159 261H160V263H159ZM166 261H167L168 263H167ZM169 261H171V262H169ZM185 261H187V262H185ZM252 261H253V263H255V262H254V258L252 259ZM29 262H30V261H29ZM29 262H28V263H29ZM46 262H47V263H46ZM90 262H89V263H90ZM93 262H92V264H93ZM161 262H162V263H161ZM202 262H201V264H202ZM206 262H207V263H206ZM25 263L28 264L27 262H25ZM37 263H36V264H37ZM130 263H131V262H130ZM130 263H129V264H130ZM258 263H256V264H258ZM29 264H32V263H29ZM86 264H87V263H86ZM90 264H91V263H90Z\"/></svg>","mask_w":264,"mask_h":264},{"label":"bare ground","instance_id":"obj_2","mask_svg":"<svg viewBox=\"0 0 264 264\" xmlns=\"http://www.w3.org/2000/svg\"><path fill=\"white\" fill-rule=\"evenodd\" d=\"M77 1L79 2V0H77ZM81 1H82V0H81ZM83 1H84V0H83ZM91 1H92V0H91ZM95 1H96V0H95ZM102 1H103V0H102ZM107 1H108V0H107ZM107 1H104V2H107ZM111 1H113V0H111ZM135 1H136V0H135ZM139 1H140V0H139ZM142 1H144V0H142ZM148 1H150V0H146L145 2H148ZM152 1H154V0H152ZM152 1H150V2H152ZM158 1H159V0H158ZM158 1H157V3H158ZM167 1H168V0H161V1H159V2H161V3L158 4L159 6L157 7V9H156L155 5H153L154 7H152V5H151L152 8H155V9L157 10V11H156L155 9H152V12H154L153 10H155V13L157 12L156 14H158V15H160V16H161V15L163 16L164 13H165L164 10L168 11V9H172V8H173V9L175 10V12H176V13H174V14H177L176 16H177L178 18H176L174 21H171V20H173L174 18L171 19L170 21H169L170 18L167 20V18H168L169 16L166 17L165 15H167L168 12L164 15V18H166L167 21H165L164 18H163L164 20L162 19L163 21H161V20H160V16H159V19H157V20H156L154 17L152 18V16H150V18L152 19V20H151V23H152L154 29H158V32L162 33V36L160 35V36H161L160 38H159L158 36H157V37H158L160 40H162L161 38L164 37V38H163V41H164V39H165V41H166V39H167V41H168V38L171 39V37H173V35L177 34V33H176L177 31L181 30V31H185V32L187 33L188 38H187V40H185L186 42H185V41H184V42H183V41L180 42V39H179V42H176V40H175V41H174V40L171 41V40L169 39L171 42H173V43H175V44H172V46H171V43H170L169 45L167 44V46L169 47V48L166 47L168 52L165 50L166 53H165V51H164L165 54L163 53V55H166V56H167L168 54H171L172 59H176L175 61H177V64H178V61H180L179 64L182 65V63H183V65H184V63H185L184 60H185V59H183L182 57L185 56L184 54L187 53V50H188V49H190V48H189V47H191L190 45L198 46V50H199V47H200V46H201V47L203 46V47L206 48L208 45L204 46L205 43L208 44V42H209L210 40H212L214 37H218V36H219L218 38L222 37V40H224V42L227 41L226 44H227L228 47H226V48H228V49H229V45H230V44H232V45H230V46H231V49H232V47L235 46V45H242L243 49L239 47L238 49H234V50H232V51H231V50H229V51L226 50V51H228V52H230V53L232 52L233 55H231V54L228 53V52H227V55H226V53L223 51L225 54H220L219 52H217L218 54H214L213 57H212L211 55H212L213 53L210 55V53L208 52V53H209V59H211V60L214 59V61L216 62V63L214 62V64H213V63H212V64H213V65H216L217 62H218V66H219V67L222 66V68H223V70H224L223 73H226L225 76H227V78H226L227 81L223 83V82L221 81V78L217 75L218 78H220V81H218L219 79H217V80H216V79L213 80L214 78H212L213 81H211V84H212V86L215 88V90L218 91L217 93H218V97H219L218 99H219V101H220L221 103H225L226 105H228V109H227V111H226L227 106H225V104H224V106L226 107V108H225V107L223 106V104H221L222 108H223V107L225 108V109H224L225 111H224L222 108H220V110L222 109L221 111L228 112V110L230 109L231 114H233V115H235V116H237V117L240 116V118H241V116H242V117H243V116L246 117V115L249 114V113H246V111H248V110H247L248 107L246 108V110H244L245 108H243L242 106H241L242 108L240 107V105L243 104V101H242V99H241V96H240L239 94H237V93L235 94V95H239V98L241 99L240 101H242L241 104L238 102L239 100L237 101L236 98H235L236 96L234 95L233 92H235V91L238 92V91H237V88L234 87V88H235V89H233L234 91H233V92L231 91V89H232L231 86L237 84L236 86H239L238 89L240 90V87L243 88V89H244V92H245V91L247 92V95L249 96V99L251 98L250 100L252 101V103H251L250 105H253V106H252L253 108L258 109L260 112H262L261 114L264 115V90H262L263 88L261 89V93H260V91H259L260 94H258L259 96H258L257 98H256L257 95H255L254 93H253V94H254L255 96L252 95L251 93H248L249 90L247 89L248 85H250V83L247 84L248 80H252V81H253V80L257 79V81H263V82H264V47H263V46H264V44H263V43H264V39H263V40L261 39L262 41L260 40L261 42H260V41L258 42V41H253L254 39H252V41H250V40H248V38H244L246 34H249L248 32H251L253 29L255 30V27H257V26H256L257 24H256V23H253V22H255L256 20H255V21H250V20H249V21H248V20H247V21H242V20H241L242 22L238 21V24H237V25H233V24H231V22H229V19L231 18V20H233L232 17H234V16L231 15V17L228 16V18H227V15H225V11H226V10H223V11H222V9H225V8H226V7L224 6V4H223V6H224L225 8L222 7L221 10L219 9L220 6H222V3H226V4H227V1H226V0H225L226 2H225V1H223V2H219L220 0H219V1L214 0V1H209V2H208V1H205V2H203V3L200 2V1H203V0H170V2H168L169 5L166 4ZM244 1H246V0H244ZM244 1H243V3H245ZM253 1H254V0H253ZM253 1H252V3H249V1H248L247 3H249V4L252 6V4H254ZM263 1H264V0H263ZM263 1H262V2H263ZM30 2L32 3V0H0V51H1V48L3 47V45L5 44L6 40L8 39V37L11 35L13 29L16 28L15 26H17L16 24L19 22L18 19L21 18L20 16H22L21 14H22L23 9H24L26 6H28V4H29ZM72 2H73V0H72ZM78 2H77V3H78ZM84 2H85V1H84ZM89 2H90V0H89ZM89 2L87 1V3H89ZM93 2H94V1H92V4H93ZM99 2H100V1H99ZM109 2H110V1H109ZM122 2H124V3L127 2V3L122 5V6L124 7V10L121 11L122 13L119 12V14L121 13L120 15H122L123 12H124V13H130V14H133V12H135V11H139L138 9H140V8H143V9H144V6L146 5V4L143 5V7H139V6L137 7V6H136V3H135V2L133 3V1L129 3V2L126 1V0H125V1L121 0L120 3H122ZM154 2L156 3V0H155ZM234 2H235V0H234ZM237 2H238V1H237ZM241 2H242V1H241ZM250 2H251V1H250ZM254 2H257V1H254ZM258 2H259V1H258ZM87 3H85V4L88 5ZM94 3H95V2H94ZM97 3H98V2H97ZM97 3H96V4H97ZM114 3H115V1H114ZM114 3H113V4H114ZM118 3H119V2H118ZM118 3L116 2V4H114V5L116 6ZM120 3H119L117 6L120 5V8H121V4H120ZM138 3H139V2H138ZM157 3H156V4H157ZM200 3L203 5L204 10L202 11L201 9H203V8H201V9H200L201 12L199 11V12H200V13H199V12H196V11H198L197 9H199V8L201 7V6H199V8H197V5H200ZM243 3H242V4H243ZM74 4H75V2H74ZM74 4L72 5V3H71V4L68 5L67 0H41L39 3H37L36 8H35L34 11H33L34 24L36 25L37 28H40V31L43 30V31L46 33V36H47V37H45V40L48 39L49 42H50V44H49V45H48V44L45 45V43L43 44V43L41 42V40H39L40 37H39V39H38V37H36L35 34H34L35 38H33V39H30V38H29V39H26L27 36H26L25 38H24V36H23V37H22V38H23V41H22V40H21V42L18 41V42L22 43V45L19 46V48H22V50L20 51V54L15 55V61H14V62L19 64V65H18V66H19V69H18L19 71L17 72L16 70H15V71L12 70V68H11L12 66L10 67V70H9V68L7 69V66H9V65H7V66H6V69L9 70L10 72H12V71H14V72H13V73H10V74H6V73H2V72H0V73H1V74H0V95H1V97H2V101L0 100V118H4V119H6V120L9 121L11 124H12L13 122H15V121L18 122V121H19L20 119H22V118H24V120H25V119L28 120L30 117H32V115H33L34 112H39L40 114L45 113V110H47V109H46V104H48V103H50V102H54V101H57V102L59 101V102H61V101L64 100L65 97H66V100H65V101H69V103H70V104H69V105H70V106H69V108H70V112H69V113L74 112V114H75V113L77 112V109H78V107H79V104H80L81 101L83 100L82 95H83V92H84L83 90H84V89L82 90L83 92L81 91V92H82V95L80 94V91L76 92L75 89H74V90H75L76 93L70 91L71 89H69V88H71V85H72V84L70 85L69 88H68L67 86H69V84H70L72 81L69 82V80H68L67 78H68V77L70 78V77H71L70 75H71L72 73H71L69 76H65L64 72L67 71V70H66V69H63V68H64V67H63V64H64V63L62 64V61H61V58H62V57L60 58L59 54L56 53V51L54 50L55 47L52 48V45H54L57 41H58V43L61 42V43L66 47L65 49H67V50L69 51V53L72 54V56H71V55H70V56H71V57L74 56L73 58H76V60H78V57H77V56H79L78 54L81 52L82 48H84V46H87L89 43H90V44H89L88 46H90V45L92 46V45H93V44H91V42H87V43H88L87 45H86V43H85L86 41H88V40H85V39H84V36L86 35L87 31H85L86 33L84 32V36H83V33H82V31H83V30H82V27H83L82 25H83V24L81 25L82 22H81V20H80V18H81L82 16L79 14V15L81 16V17L79 18V15H78V12H79L80 8L78 9V12H77V9L73 7ZM78 4H79V3H78ZM82 4H83V3H81V5H82ZM85 4H84V6L86 7ZM89 4H91V2H90ZM92 4H91V5H92ZM96 4H93V6L96 5ZM104 4H105V3H104ZM141 4H142V3H141ZM147 4H149V3H147ZM151 4H153V3H151ZM160 4H161V7H160ZM255 4H257V3H255ZM263 4H264V2H263ZM67 5H68V6H67ZM70 5H72L73 8H71ZM76 5H77V4H76ZM81 5H80L79 7H81ZM100 5L102 6V4L99 3V6H100ZM105 5H107V4H105ZM108 5H109V4H108ZM108 5H107V7H108ZM110 5H112V3H110ZM110 5H109V7H110ZM243 5H244V4H243ZM246 5H247V4H245L243 7H245ZM250 5H249V6H250ZM261 5H262V4H261ZM82 6H83V5H82ZM96 6H98V5H96ZM141 6H142V5H141ZM146 6H147V7H150V4H149V6H148V5H146ZM156 6H157V5H156ZM185 6H188L189 8L191 7V9H189L190 11H192L191 13H194V12L199 13L198 15H196V14H195V15H194V14H191L192 17H193V19H192V18H191V19H192L194 22H196V23H192V24H193V25L196 24L197 28L199 29V32L201 33V34L199 33V34L201 35L200 39H198V38L195 37V34L198 33V29H195V28H196V27H195L194 30L196 31V33H194V31L192 30V25L189 24L190 17H188L187 14H189L190 12H189V11H187V12L182 11V10H184L183 8H185ZM227 6H228V4H227ZM237 6H238V5H237ZM240 6H241V5H240ZM240 6H239V7H240ZM249 6H248V7H249ZM253 6H254V5H253ZM253 6H252L251 8H252V10H253V9L255 10V7H253ZM259 6H260V5H259ZM34 7H35V6H34ZM68 7H69V8H68ZM76 7L78 8V6H76ZM87 7H88V6H87ZM111 7L114 8L113 5H112ZM111 7H110V8H111ZM123 7H122V8H123ZM151 7H150V8H151ZM230 7H231V6H230ZM243 7H242L241 9L244 10ZM256 7L259 8L258 6H256ZM262 7H264V6H262ZM88 8H89V7H88ZM88 8H86V9H88ZM93 8H94V7H93ZM112 8H111V9H112ZM117 8H118V7H116V9H117ZM251 8H249L247 11H249ZM81 9H82V7H81ZM86 9H85V10H86ZM89 9H92V6H91V8H89ZM98 9H99L100 11L102 10V9H100V8H97V9H96V12H97ZM106 9H107V8H106ZM108 9H109V8H108ZM111 9H109V10H111ZM114 9H115V8H114ZM145 9H147V8L145 7ZM148 9H149V8H148ZM187 9H188V8H186L185 10H187ZM228 9H229V8H228ZM231 9H232V7H231ZM235 9H236V8H235ZM259 9H262V8H259ZM82 10H84V8H83ZM82 10H80V12H81ZM92 10H94V9H92ZM109 10H107V11H109ZM118 10H119V8H118ZM118 10H116V11H118ZM120 10H121V9H120ZM120 10H119V11H120ZM150 10H151V9H150ZM237 10H238V9H237ZM94 11H95V10H94ZM94 11H93V12H94ZM100 11H98L97 13L99 14ZM111 11H114V10H111ZM140 11H141V9H140ZM142 11H145V10H142ZM146 11H147V10H146ZM235 11H236V10H235ZM239 11H240V10H239ZM262 11H264V9H263V10H260L261 13H262ZM80 12H79V13H80ZM93 12H92V13H93ZM188 12H189V13H188ZM227 12H229V10H228ZM227 12H226V14H229V13H227ZM242 12H243V11H242ZM251 12H252V11H251ZM253 12H254V11H253ZM253 12H252V14H253ZM81 13H85V11H84V12H81ZM87 13H90L89 10H88V12L86 11L85 14H87ZM92 13H91V14H92ZM109 13H110V11H109ZM115 13H117V12H113V15H114ZM142 13H144V12H142ZM148 13H151V12H149V10H148ZM148 13L146 12L145 14H148ZM186 13H187V14H186ZM244 13H246V12H244ZM85 14H84V15H85ZM100 14H101V13H100ZM119 14L117 13V15H115L116 18L118 17ZM130 14H128L127 16H129ZM138 14H139V13H138ZM138 14H136V12H135V15H138ZM152 14H153V13H151L150 15H152ZM156 14H155V15H156ZM184 14H185L188 18H187V17L185 18ZM247 14H248V13H246V14H244V15L247 16ZM250 14H251V13H250ZM262 14H263V13H262ZM92 15H93V14H92ZM94 15H95V13H94ZM120 15H119V17H121ZM135 15L133 14V16H132V15H131V16L134 17ZM155 15H154V16H155ZM158 15H156V16H158ZM253 15H255V13H254ZM99 16H100V15H99ZM127 16H126V17H127ZM147 16H149V15H147ZM162 16H161V18H162ZM261 16H264V14L261 15ZM88 17H90V18H88ZM119 17H118V18H119ZM122 17L126 18L125 16H122ZM138 17H140V16H138ZM138 17L136 16L135 18H131V17H129V18H131V19L133 20V19H136V18H138ZM144 17H145V15H143V19H144ZM173 17H174V16H173ZM255 17H256V16H255ZM255 17H254V18L252 17L253 20L255 19ZM82 18H83V19H82ZM82 18H81L82 20H84V18H85V19L88 18V19H86V20L89 21L90 19H93L94 16L91 18V15H90V16L87 15V17H82ZM111 18H112V16H111ZM118 18H117V20H118ZM124 18H123L124 21L127 20V19H124ZM127 18H128V17H127ZM145 18H146V17H145ZM236 18H237V16H236ZM94 19H96V18H94ZM99 19H100V18H99ZM109 19H110V18H109ZM109 19H108V20H109ZM113 19H114V16H113ZM119 19H120V18H119ZM146 19H147V18H146ZM146 19L143 20V22L147 21ZM19 20H20V19H19ZM120 20H121V19H120ZM132 20H131V21H132ZM137 20H138V19H137ZM137 20H136V22H137ZM149 20H150V19H149ZM231 20H230V21H231ZM237 20H238V19H237ZM237 20H236V21H237ZM262 20H263V19H262ZM17 21H18V22H17ZM88 21H85V20H84L83 22H86V23H87ZM90 21H91V23L94 24V25H91V26H94V28L92 27L93 30H94L93 32H97L98 30H99L98 32H100V28L105 27V26L108 24V23H107V24H105V26H104L103 24H104V22H105L106 20H104V22H102L103 20H102V21L100 20L101 23H103V24H102V26H100V28L98 27V26H99V25H98L97 27H98L99 29L96 27V28H97V30H96V28H95L96 25H95L94 22H96V24H98V23H97L98 21H97V20H96V21L90 20ZM114 21H116V20H114ZM124 21H123V22H124ZM131 21H130V23H131ZM141 21H142V20H140V22H141ZM190 21H191V20H190ZM263 21H264V20H263ZM106 22H107V21H106ZM109 22H110V21H109ZM118 22H119V23H118ZM120 22H122V21H117L116 24H118V25L120 26V25H121ZM126 22L129 23V20L126 21ZM134 22H135V21H134ZM138 22H139V20H138ZM143 22H142V24H143ZM232 22H233V21H232ZM31 23H32V22H31ZM86 23H85V24H86ZM88 23L91 24L90 22H88ZM88 23H87V24H88ZM111 23H112V22H111ZM128 23H127V24H128ZM87 24L84 25V26H87ZM99 24H100V23H99ZM112 24L114 25L115 22H113ZM123 24H124V23H123ZM125 24H126V23H125ZM125 24H124V25H125ZM133 24H135V23H133ZM234 24H235V23H234ZM258 24H259V23H258ZM262 24H264V22H263ZM262 24H261V25H262ZM29 25H30V24H29ZM113 25H112V26L110 25V26L112 27L111 29H110V28H107V26H106V29H109V32H110V30L113 29ZM124 25H123V28L121 29L122 31H124V30H125L124 28H126V27H127V28H130V27H128L129 25H128V26L126 25V27H124ZM131 25H132V23H131ZM137 25H138V23H137ZM137 25H134V26H136V27L138 28ZM89 26H90V25H89ZM89 26H88V27H89ZM114 26H115V28H117V27H116L117 25H114ZM132 26H133V25H132ZM134 26H133V27H134ZM258 26H260V24H259ZM263 26H264V25H263ZM32 27H34V25H32ZM36 27H35V28H36ZM88 27H86V28H88ZM136 27H135V28H136ZM142 27H143V25H142ZM37 28H36V30H37ZM92 28L90 27V29L88 30V32H89L90 30L92 31ZM115 28H114V29H115ZM118 28H119V30H120V27H118ZM131 28H132V27H131ZM135 28H134V29H135ZM137 28H136V29H137ZM143 28H144V27H143ZM150 28H151V27H150ZM257 28H258V27H257ZM259 28H261V26H260ZM28 29H29V28H28ZM103 29H104V28H102V30H103ZM114 29H113V30H114ZM123 29H124V30H123ZM132 29H133V28H132ZM134 29H133V30H134ZM262 29H263V28H262ZM262 29H261V30H262ZM38 30H39V29H38ZM86 30H87V29H86ZM95 30H96V31H95ZM115 30H117V29H115ZM119 30H118V31H119ZM121 30L119 31V33H121ZM139 30H140V26H139ZM139 30H136V31H137L138 33H140ZM144 30H145V31L141 30V31L144 32V34L142 33L143 36L145 35V32L147 33V31H148V30L146 31V29H144ZM258 30H260V29H256L255 32H257ZM29 31H30V30H29ZM91 31H90V32H91ZM103 31L108 32V30H105V29H104ZM103 31L100 32V34H98V33H97V34L101 36V33L103 34ZM153 31H154V30H152L151 32H153ZM30 32L32 33V31H30ZM90 32H89V33H90ZM93 32H91L93 35H92V34H88V36H89V35H90V36L92 35V37H93V36H94V33H93ZM106 32H104V34H105ZM109 32H108V36H109ZM111 32H112V31H111ZM137 32H136V33H137ZM151 32L149 33V35L151 34ZM155 32H156V30H155ZM258 32H259V31H258ZM28 33H29V32H28ZM28 33H26V34H28ZM33 33H35V32H33ZM39 33H40V32H38L37 34H39ZM41 33H43V32L41 31ZM112 33H114V32H112ZM115 33H117V31H116ZM119 33H118V34H119ZM138 33H137V34H138ZM26 34H25V35H26ZM43 34H44V33H43ZM106 34H107V33H106ZM137 34H136V37L139 36V35L142 36L141 34H139V35H137ZM147 34H148V33H147ZM199 34H198V35H199ZM250 34H251V33H250ZM254 34H255V33H254ZM254 34H253V35H254ZM256 34H257V33H256ZM256 34H255V35H256ZM261 34L264 35V29L262 30ZM20 35H22V34H19V36H20ZM30 35H33V34H30ZM44 35H45V34H44ZM95 35H96V34H95ZM111 35H114L115 37L118 36V35H115V34H110V38H111ZM119 35H121V34H119ZM149 35H148V37H150ZM153 35H154V34H153ZM153 35H152V38L154 37ZM34 36H33V37H34ZM37 36H39V35H37ZM102 36H103V35H102ZM102 36H101V37H102ZM146 36H147V35H146ZM257 36H259V35H257ZM28 37H29V36H28ZM85 37H86V36H85ZM92 37H91V38H92ZM148 37H147V38H148ZM198 37H199V36H198ZM259 37H260V36H259ZM16 38H17V37H16ZM86 38H87V37H86ZM91 38H90V39H91ZM95 38H98V37L96 36ZM112 38H114V37H112ZM118 38H120V37H118ZM121 38H123V37H121ZM121 38H120V42H119L118 40H116V42H114V44L117 45V44L121 43V41H122ZM140 38H141V37H138V41H140V43L136 42L137 44H141V39H140ZM147 38H146V39H147ZM150 38H151V37H150ZM150 38H149V41H148L149 43H147V44H149V45H150V42H151ZM152 38H151V39H152ZM158 38H156L157 40L155 39L156 42L159 40ZM175 38H176V37H174L173 39H175ZM218 38H217V39H218ZM223 38H224V39H223ZM252 38H253V37H252ZM256 38H257V37H256ZM261 38H262V37H261ZM20 39H21V38H20ZM90 39H89V40H90ZM92 39H94V37H93ZM92 39H91L90 41H94V42H95L96 39H95V40H92ZM102 39L104 40V36L102 37ZM133 39H134V38H133ZM133 39L131 40V38H130V40L133 41V43H134V40H133ZM139 39H140V40H139ZM143 39H144V37H143ZM146 39H145V40H146ZM176 39H177V38H176ZM214 39H215V38H214ZM15 40H16V39H15ZM98 40H99V38H98ZM98 40L96 41V43L98 42ZM103 40H102V41H103ZM135 40H136V39H135ZM145 40H144V41H145ZM155 40L152 41V44L155 43ZM8 41H9V39H8ZM100 41H101V40H100ZM100 41H99V42H100ZM117 41H118L119 43H117ZM127 41H128V42L126 43V45L129 43V40H127ZM131 41H130V43H131ZM136 41H137V40H136ZM165 41H164V42H165ZM167 41H166V42H167ZM170 41H168V42H170ZM215 41H216V40H215ZM215 41L212 40V42H215ZM14 42H15V41H14ZM99 42L96 44L97 46H98V44H103L104 42H107V41L104 40L103 42H100V43H99ZM108 42H109V41H108ZM108 42H107V43H108ZM142 42H143V41H142ZM146 42H147V41H146ZM158 42H161V41H158ZM168 42H167V43H168ZM210 42H211V41H210ZM224 42L222 41V43H224ZM46 43H47V42H46ZM53 43H54V44H53ZM107 43H106V44H107ZM109 43H110V42H109ZM109 43H108V44H109ZM122 43L125 44V42H122ZM133 43H131V44H133ZM176 43H178V44H179V43H180V44L182 43V44H185L186 46L189 45V46L187 47L188 49H187L186 47H183V46H180V45H179L180 47H183L184 50H185V48L187 49V50H185L186 52L182 49V50L184 51V53H182L183 55L181 54V52H180L181 50H179L180 48H179V46H178ZM51 44H52V45H51ZM84 44H85V45H84ZM104 44H105V43H104ZM110 44H111V43H110ZM124 44H123V45L121 44L122 46H120V47H121V48H122V47L124 48V47H127V46L130 45V44H129V45H127V46H126V45L124 46ZM137 44H136V45H137ZM142 44H144V43H142ZM147 44H144V45H142V46L140 45V46H141V47L144 46V48H145ZM152 44H151V45H152ZM212 44H213V43H212ZM215 44H216V43H215ZM234 44H235V45H234ZM262 44H263V46H262ZM13 45H14V44H13ZM15 45H16V42H15ZM15 45H14V46H15ZM18 45H19V44H18ZM119 45H120V44H119ZM136 45L134 44V46H136ZM149 45H147V47H148ZM156 45H157V47L160 45V48H161L162 46H164V45L161 46L160 43H158V44L156 43ZM156 45H155V46H156ZM209 45H210V43H209ZM55 46H56V44H55ZM88 46H87V47H88ZM91 46H90V47H91ZM94 46H95V45H94ZM97 46H96V47H97ZM99 46H102V45H99ZM99 46H98L97 48H101V47H99ZM106 46H108V45H106ZM110 46H112V44H111ZM170 46H171V47H170ZM194 46H193V48H194ZM212 46L214 47L215 45H212ZM212 46H208V47L213 49ZM225 46H226V45H225ZM257 46H260L259 49H261V48L263 47V49H261L262 52H259L260 54H255L254 51H253V48H258ZM12 47H13V46H12ZM15 47H16V46H15ZM61 47H62V46H61ZM87 47H86V48H87ZM90 47H89V48H90ZM92 47H93V46H92ZM96 47H93V50H94V48H96ZM115 47H116V48H120V47H117V46H115ZM129 47H132V45L129 46ZM153 47H154V46H153ZM208 47H207V48H208ZM218 47H219V46H218ZM235 47H237V46H235ZM5 48H6V47H5ZM17 48H18V47H17ZM17 48L15 49L16 52H18V51H17ZM97 48H96V49H97ZM102 48H103V47H102ZM104 48H105V46H104ZM106 48H107V47H106ZM106 48H105L104 51L107 50L106 53H108V52H109V51H108L109 49H106ZM112 48H113V46H112ZM112 48L110 47V50H112ZM116 48H114V51L112 50L111 52H112V53H115V49H116ZM127 48H128V47H127ZM133 48H134V47H133ZM144 48H142V49H144ZM166 48H164V49H166ZM178 48H179V49H178ZM209 48H208V49H209ZM226 48H225V49H226ZM58 49H61V48L58 47ZM62 49H63V48H62ZM62 49H61V50H62ZM65 49L62 50V51L65 52V51H66ZM84 49H85V48H84ZM96 49H95V50H96ZM124 49H125V48H124ZM129 49H130V48H129ZM134 49H135V48H134ZM138 49H139V47H138ZM138 49H135L134 51H135V52H138V51H136V50H138ZM195 49H196V47H195ZM202 49H203V48H202ZM202 49H200V52H201ZM208 49H207V50L205 49V50H206V51H209ZM214 49H215V48H214ZM214 49H213V52H214ZM222 49H223V48H222ZM248 49H249V50H248ZM19 50H20V49H19ZM118 50H119V49H118ZM118 50L116 51L117 53H118ZM121 50H123V49H121ZM126 50H127V49H126ZM196 50H197V49H196ZM205 50L203 51V53H200V55L206 53ZM217 50H218V49H217ZM2 51H4V50H2ZM62 51H61V52H62ZM102 51H103V50L101 49V53H102ZM123 51H125V50H123ZM123 51H121V54H122V55H123V53H124ZM127 51H128V50H127ZM141 51H142V50H141ZM141 51L139 50L138 53H140ZM145 51H146V48H145ZM158 51H160V50H158ZM191 51H192V49H191ZM211 51H212V50H211ZM220 51H221V50H220ZM64 52H62V54H65ZM66 52H67V51H66ZM111 52H109V54H110ZM128 52H130V51H128ZM128 52L125 51V53H128ZM135 52H134V53H135ZM162 52H163V50H162ZM215 52H216V51H215ZM215 52H214V53H215ZM250 52H251V53H250ZM3 53H4V52H3ZM13 53H14V52L12 51V54H13ZM93 53H94V51H93ZM93 53H92V55H94ZM96 53H97V54H96ZM96 53H95V55H98V54L100 53V51H98V49H97V52H96ZM101 53H100V54H101ZM103 53H104V52H103ZM103 53H102V54H103ZM112 53H111V54H112ZM138 53H137V54H138ZM142 53H143V52H142ZM167 53H168V54H167ZM188 53H189V52H188ZM188 53H187V54H188ZM195 53H196V51H195ZM197 53H198V52H197ZM8 54H9V53H8ZM60 54H61V53H60ZM62 54H61V55H62ZM67 54H68V53H67ZM100 54H99V55H100ZM119 54H120V53H119ZM121 54H120V55H121ZM152 54H153V53H152ZM157 54H158V52H156V56H157ZM206 54H207V53H206ZM228 54H230V55H228ZM0 55H1V54H0ZM68 55H69V54H68ZM95 55H94V56H95ZM103 55L106 56L105 53H104ZM107 55H108V54H107ZM116 55H117V56H116ZM116 55L114 54V56H116L117 59H118V56H119V55H118V54H116ZM161 55H162V53H161V54L159 53V56H160V57H162ZM190 55H191V53L189 54V56H190ZM192 55H194V54H192ZM200 55H199V56L197 55V56L200 57ZM204 55H205V54H204ZM11 56H12V55H11ZM13 56H14V54H13ZM13 56H12V59H11V60H13ZM64 56H66V55H64ZM105 56H104V57H105ZM111 56L113 57V55H111ZM137 56H139V55H136V57H137ZM146 56L148 57V55H146ZM149 56H152V55L149 54ZM153 56L155 57V54H153ZM194 56H195V55H194ZM207 56H208V55H207ZM207 56L205 55V57H206L205 60H209V59H207ZM210 56H211L213 59H212ZM1 57H2V56H1ZM5 57H7V56H5ZM8 57H9V56H8ZM95 57H96V56H95ZM95 57H94V58H95ZM97 57H99V56H97ZM100 57H103V56H100ZM109 57H110V55H108L107 59H106V58H105V59L103 58V59H101V61L103 60V61H105V63H106V60H107V62H108V58H109ZM112 57H111V58H112ZM116 57H115V58L113 57L112 59L114 60V59H116ZM120 57H122V56H120ZM136 57H135V58H136ZM140 57H141V56H140ZM154 57H153L152 59H154ZM160 57H159V59H160ZM190 57H191V56H190ZM190 57H189V58H190ZM202 57H203V55H202ZM10 58H11V57H10ZM64 58H65V57H64ZM64 58H63V59H64ZM66 58H67V57H66ZM66 58H65V59H66ZM69 58H70V57H68L67 59H69ZM91 58H93V57H91ZM145 58H146V57H145ZM149 58H151V57H149ZM149 58H147V59H149ZM165 58H166V57H165ZM165 58H163V60H165V62H166V59H165ZM193 58H194V57H193ZM195 58H196V57H195ZM195 58H194V59H195ZM63 59H62V60H63ZM71 59H72V58H71ZM71 59L67 60V61H68V65H69V61H71V62H70L71 64L73 63ZM99 59H100V58H97V59H96V61L98 60V61H97V62H98V65L101 63V61H99ZM112 59H111V60H112ZM117 59H116L115 61H117ZM137 59H139V58L137 57ZM141 59H143L144 61L147 60V59H144V58H141ZM156 59H157V58H155V60H153V61L156 62V61L158 60V59H157V60H156ZM187 59H188V58H187ZM187 59H186V60H187ZM203 59H204V58H203ZM203 59H202V61H201V62H202V65L204 64V63H203V61H204ZM0 60H1V58H0ZM11 60H9V61L12 62ZM143 60H141V62H144ZM190 60H191V58H190ZM190 60H189V61H190ZM192 60H193V59H192ZM192 60H191V61H192ZM198 60H199V59H198ZM63 61H64V60H63ZM73 61H74V60H73ZM103 61H102V62H103ZM109 61H110V58H109ZM115 61H114V63H112L114 66H115V64L117 65V62L115 63ZM135 61H136V59H135ZM135 61H134V62H135ZM150 61H152V60H150ZM150 61H149V62H150ZM153 61H152V62H153ZM187 61H188V60H187ZM187 61H186L187 66H186V64H185L184 67H183V65H182V66H179V68L183 67V68L187 71V74H188V73L190 74L191 78L189 77V75L186 74V75L188 76V80H189L188 83H187V79H184L186 75L184 76V74H180V73H175V75H176V74H178V76L181 75L180 80L182 79V76H184V77H183V80H186L185 82H186L187 84L190 85V86L188 85V86H189V91H190V92H188V91H187V92L190 93L192 96H191L190 94H189V96H191V97L193 98L194 96H193V94H192V91L195 89V87H196V90H198V91L200 90V89L197 87V85L199 86V85H200L199 82L202 81L203 79H205V78H203V77H205V73H204L205 71H204V70H203V72L201 71L203 68H202L201 70L199 69L200 66H201L199 61H198L199 63H195V64H194V65H197V64L200 65V66H197L198 68H195L196 66H192L190 63H189L190 65H189V64L187 63ZM193 61H194V60H193ZM193 61H192V62H193ZM0 62H1V61H0ZM7 62H8V59H7ZM14 62H13L12 64H14ZM94 62H95V61H94ZM94 62H93V64H94ZM97 62H95V65H96ZM110 62H112V61H110ZM137 62H138V64H140V63H141V62H140V59H139V61H137ZM147 62H148V60H147ZM149 62H148V63H149ZM152 62H150V63H152ZM158 62H159V61H158ZM158 62H157V64H158ZM172 62H173V61H172ZM195 62H197V60H196ZM210 62H211V61H210ZM66 63H67V62H66ZM145 63H146V61L144 62V65H145ZM150 63H149V65H150ZM160 63H161V62H160ZM219 63L221 64V66L219 65ZM3 64L6 65L7 63H5V61H4ZM71 64H70V66H69L70 68H71V66H72ZM73 64H76V62H74ZM77 64H78V63H77ZM103 64H104V62H103ZM103 64H100V66L102 65V67H105V66H103ZM110 64H111V63H110ZM110 64H109V66L112 65V64H111V65H110ZM136 64H137V63H136ZM138 64L135 65V66H136V67H138V66L140 67V65H138ZM141 64H142V63H141ZM154 64L156 65V63H154ZM163 64H164V62H163ZM166 64H167V62H166ZM166 64H165V66H166ZM177 64H175V65H177ZM179 64H178V65H179ZM208 64H209V63H208ZM208 64H207V65H208ZM212 64H211V65H212ZM5 65H3V66H5ZM16 65H17V64H16ZM98 65H96V66H97V67H96L97 69L100 67V66L98 67ZM105 65H106V67H105L106 69L109 68V67H107L108 64H105ZM144 65L142 64V66H144ZM147 65H148V64H147ZM167 65H168V64H167ZM175 65H174V66H175ZM3 66H2V67H3ZM14 66H15V65H14ZM18 66H16V67H18ZM64 66H65V65H64ZM66 66H67V65H66ZM74 66H75V65H74ZM78 66H79V65H78ZM78 66H77L75 69L78 70ZM145 66H146V65H145ZM150 66H151V65H150ZM165 66L162 65V67H165ZM171 66H172V64H171ZM174 66H172V69H171V70H173ZM205 66H206V65H205ZM218 66H215V67H218ZM2 67H1V68H2ZM72 67H73V66H72ZM102 67H101V70H102ZM111 67H112V66H111ZM111 67H110V68H111ZM139 67H138V68H139ZM156 67H157L156 69H159V65H157ZM176 67L178 68V66H176ZM203 67H204V66H203ZM208 67H209V66H208ZM212 67H213V66H211V68H212ZM215 67H214V68H215ZM65 68H68V67H65ZM73 68H74V67H73ZM93 68L96 69L95 67H93ZM113 68H114V67H113ZM113 68H112V70L110 69L111 72L114 71L115 68H114V69H113ZM142 68H143V69H144V68L149 69L148 67H142ZM153 68H154V67H153V63H152V69H153ZM160 68H161V67H160ZM179 68H178V72H182V70L179 71ZM183 68H181V69H183ZM204 68H205V67H204ZM231 68H232V69H231ZM4 69H5V68H4ZM4 69H3L2 71H4ZM6 69H5V70H6ZM15 69H16V68H15ZM81 69H82V67H81ZM94 69H93V70H94ZM97 69H96V71H97ZM99 69H100V68H99ZM103 69H104V68H103ZM136 69H137V68H136ZM139 69H141V68H139ZM139 69L136 70V72H135L136 75H138L139 73H141V71H140ZM156 69H155V70L153 69V71H156ZM0 70H1V69H0ZM11 70H12V71H11ZM79 70H80V69H79ZM79 70L76 71L75 73L79 74L78 72L81 71V70H80V71H79ZM93 70H92V71H93ZM101 70H99V71L101 72ZM104 70H105V69H104ZM110 70H105V71H106V72H107V71L110 72ZM116 70H117V68H116ZM116 70L114 71V73H115L114 75H117V74H118V72H117L118 70H117V71H116ZM141 70H142V69H141ZM176 70H177V69H176ZM206 70H207V69H206ZM212 70H213V69H212ZM214 70H217V68L214 69ZM219 70H220V68H219ZM219 70H218V71H219ZM88 71H89V69L87 70V72H88ZM90 71H91V69H90ZM92 71L90 72V73H93L92 76H91L90 74H87V75H90V76L92 77V79H93V78H95L96 76L94 77L95 74H94V72H92ZM96 71H95V72H96ZM99 71H98V72H99ZM105 71L102 70V72H105ZM138 71H140V72H138ZM142 71H143V70H142ZM164 71H165V70H164ZM164 71L162 72L163 74H164ZM210 71H211V70H210ZM210 71H209V72H210ZM221 71H222V70H221ZM221 71H220V74H221ZM69 72H71V71H69ZM109 72H108V73H109ZM116 72H117V74H116ZM121 72H122V71H121ZM137 72H138V73H137ZM144 72H145V69H144ZM165 72H166V71H165ZM7 73H8V72H7ZM65 73H66V72H65ZM108 73H107V74H108ZM119 73H120V70H119ZM131 73H133V72H131ZM142 73H143V72H142ZM142 73H141V74H142ZM146 73H147V72H146ZM162 73H161V75H162ZM183 73H184V72H183ZM185 73H186V72H185ZM223 73H222V74H223ZM11 74H12V75H11ZM66 74L68 75L69 73H66ZM77 74H76V75H77ZM96 74L98 75L97 72H96ZM101 74H102V73H99V76H98V77L102 76ZM105 74H106V73H104L103 76H105ZM123 74H124V73H123ZM135 74H134V75H135ZM165 74H166V73H165ZM165 74H164V75H165ZM170 74H171V73H170ZM172 74L174 75L173 72H172ZM179 74H180V75H179ZM76 75H75V76H76ZM110 75H111V74H109L108 76H110ZM112 75H113V74H112ZM112 75H111L110 77H113ZM121 75H122V74H121ZM164 75H163V76H164ZM175 75H174V76H175ZM206 75H207V74H206ZM214 75H215V74H214ZM122 76H123V75H122ZM124 76H125V75H124ZM132 76H133V74H131V77H132ZM143 76H144V74H143ZM166 76H167V75H166ZM166 76H164L163 78H165ZM168 76H169V75H168ZM212 76H213V75H212ZM76 77H77V76H76ZM76 77H75V79H76ZM78 77H79V76H78ZM80 77H81V76H80ZM98 77L96 78L97 80H98ZM115 77H116V76H115ZM115 77H114V78H115ZM117 77H118V79H119V78H120V75L118 74ZM117 77H116V78H117ZM131 77H129V79H128L129 81H130ZM135 77H136V76H133V78L131 79V82H132V80L134 81V78H135ZM144 77H146V74H145ZM144 77H142V78H144ZM170 77H171V76H170ZM250 77H253V78L255 77V79H253V78L250 79ZM86 78L88 79V76H86ZM86 78H85V79H86ZM89 78H90V77H89ZM100 78H101V77H100ZM102 78H103V77H102ZM105 78L107 79L106 76H105ZM108 78H109V77H108ZM114 78H112V79H114ZM116 78H115V81H116ZM121 78H122V77H121ZM121 78H120V79H121ZM123 78H124V77H123ZM125 78L127 79V77H125ZM140 78H141V77H140ZM140 78H139L138 80H140ZM161 78H162V76H161ZM161 78H160V79H161ZM177 78H178V77H177ZM177 78H176V79H177ZM186 78H187V77H186ZM201 78H203V79H201ZM206 78H207V77H206ZM215 78H217V77H215ZM77 79H78V78H77ZM77 79H76V81L79 83V79H78V80H77ZM81 79H82V78H81ZM87 79H86V80H87ZM106 79H102V81H101L100 84H96V83H97V80H96V81H95V82H96L95 85L92 84V83H94V80H95V79L92 81V83L89 81L91 84H87V86H85V87L88 88V92H87V93L85 92L84 94H85V95L87 94V96H88V93L90 92V90L92 91L94 88H96V89H98L99 91L97 90L95 96H94V94H93L92 92H93L94 90L96 91V89H94L92 92H90V93H92V95L89 94V96H90V95H91L92 97L94 96V99H95V97H96L97 100H99L100 102H103L105 105L111 107V108L113 109L112 111H114V108H117V110H119V107H121V108L123 109V107L125 106V107L127 108V110H128V113L126 112V114H128V117L131 116V115H132V117H133L134 115H135V116H138V115L134 114L135 111L133 110V107L135 108V110H137V109H136L137 106H136V107L134 106L135 103L133 104L132 98L136 96L135 94H137V91H142L143 88H142V87L137 88V91L135 90V91H136V93H135V91H134L133 89H132V90L129 89L130 87H132V84H134L135 81L132 82V84H130V85H131L130 87H128L129 83H131V82H129V81H125V82H128V83H124V81L122 80V82L124 83V84H123V83L121 82L120 79H119L120 81L118 80V82H117V81L115 82L114 80L111 81L112 79L106 81ZM109 79H110V78H109ZM126 79H125V80H126ZM135 79H136V78H135ZM155 79H156V78H154L153 80H155ZM158 79H159V78L157 77V80H158ZM168 79H169V78L161 79V80H162V81H163V80H166V84H167L168 87H169V86H170V83L168 84V81H167ZM191 79H196V80L199 79V80L197 81L198 84H197V82H195V84H192V83L190 84L189 82L192 81ZM200 79H201V80H200ZM223 79H225V78H223ZM223 79H222V80H223ZM67 80H68V82H69L68 85H67ZM71 80H73V83H74V77H73V79H72V77H71ZM86 80H85V81H86ZM89 80H91V79H89ZM99 80H100V79H99ZM174 80H175V79H174ZM177 80H178V79H177ZM180 80H178V81H180ZM207 80H208V78H207ZM76 81H75V82H76ZM80 81H83V79L80 80ZM87 81H88V80H87ZM104 81H105V82H104ZM136 81H137V80H136ZM171 81H172V80H171ZM171 81H170V82H171ZM194 81H195V80H193L192 82H194ZM257 81H256V82H257ZM98 82H99V81H98ZM102 82H103V83H102ZM155 82H156V80H155ZM155 82H154V81H153V82L151 81L152 86L155 84L154 87L157 86V85H156L157 82H156V83H155ZM159 82L161 83L160 80L158 81V83H159ZM180 82H182V83H179V82H178V84H180V85H181V84H185V82L183 83V81H180ZM203 82H204V81H202V83H203ZM206 82H209V83H210V81H205L203 84H201L200 87L205 86V85L207 86V84H205ZM253 82H254V81H253ZM81 83H82V82H81ZM83 83H86V82L83 81ZM87 83H88V82H87ZM153 83H154V84H153ZM160 83H159V84H160ZM171 83H172V82H171ZM200 83H201V82H200ZM125 84H128V85H125ZM151 84H150V85H151ZM161 84L163 85V84H164V81H163V83H161ZM161 84H160V85H161ZM175 84H176V83H175ZM196 84H197V85H196ZM204 84H205V85H204ZM211 84H210V85H211ZM254 84L256 85V83H254ZM258 84H259V83L257 82V88H259V86H260V85L258 86ZM260 84H262V86H263V83L260 82ZM73 85H74V84H73ZM76 85H77V84H76ZM84 85H85V84H84ZM162 85H161V86H162ZM164 85H165V84H164ZM164 85H163V87L165 88ZM191 85H192V86H195V85H196V86L193 87L192 90H190V87H192ZM252 85H253V84H252ZM255 85H254V86H255ZM78 86H80V84H79ZM78 86H77V87H78ZM152 86H149V85H148V87H151V89L153 88V89H152V94H153L154 90L158 91V89H161L160 87H159L158 89H154V87H152ZM158 86H159V85H158ZM158 86H157V87H158ZM175 86H176V85H175ZM178 86H179V85H178ZM178 86H177V87H178ZM250 86H251V85H250ZM81 87L84 88L83 85L80 86L79 88H81ZM143 87L145 88L146 86H143ZM157 87H155V88H157ZM166 87H167V86H166ZM168 87H167V89L165 88L166 91H167V90L169 91V88H170V87H169V88H168ZM172 87H173V86H172ZM172 87H171V88H172ZM180 87H181V88L183 87L182 89H183V92H184V91H185L184 86H180ZM180 87H179V88H180ZM213 87H212V88H213ZM251 87H252V86H251ZM260 87H261V86H260ZM72 88H73V87H72ZM74 88H75V86H74ZM87 88H86V89H87ZM140 88H142V89L140 90ZM164 88H162V89L159 90V91L163 92L162 90H164ZM171 88H170V90H171ZM181 88H180V89H181ZM197 88H198V89H197ZM252 88H253V87H252ZM77 89H78V88H77ZM89 89H90V90H89ZM151 89H150V90L148 89V90H149V91H148L149 93H147V94H149L150 96L152 95V94H150ZM172 89H173V88H172ZM182 89H181V90H182ZM203 89H204V88H203ZM205 89H206V88H205ZM207 89H210V87L207 88ZM207 89H206V90H207ZM254 89L256 90L255 87H254ZM259 89H260V88H259ZM259 89H258V90H259ZM74 90H73V91H74ZM79 90H81V89H79ZM145 90H147V89H145ZM145 90H143V94H144V95H145L146 92H147V91H145ZM181 90H180V93H179V94H177L178 92L176 93L177 90H175V94H177L179 97L182 96V95L185 93V92L182 93ZM186 90H187V88H186ZM210 90H211V89H210ZM210 90H208V91H210ZM258 90H257V91H258ZM85 91H87V90H85ZM133 91H134L135 94L133 93ZM156 91H155V93H157ZM166 91H165V93H164V92H163V93H164L165 95H168V94L166 93ZM198 91H196V92H198ZM200 91H203V90L201 89ZM241 91H243V90H241ZM252 91H253V89H251L250 92H252ZM257 91H255V93H258ZM161 92H160V93H161ZM169 92H170V91H169ZM172 92H173V91H172ZM196 92H193V93L195 94ZM246 92H245V93H246ZM73 93H75V95H73ZM138 93H141V95L139 94V97L143 95L142 92H138ZM155 93H154V94H155ZM170 93H171V92H170ZM181 93H182V94H181ZM188 93H187V94H188ZM198 93H199V92H198ZM203 93H204V94H203ZM207 93H208V96H209V95H210L209 92H206V94H207ZM213 93H214V92H213ZM238 93H239V92H238ZM240 93H242V92H240ZM133 94H134L135 96H134ZM147 94H146V95H147ZM180 94H181V95H180ZM242 94H243V93H242ZM242 94H241V95H242ZM250 94H251V95H250ZM144 95H143V96H144ZM156 95H157V94H156ZM156 95H155V97H156ZM165 95H164V96H165ZM170 95H174V94L172 93V94H170ZM170 95H168L169 98H170ZM184 95H185V94H184ZM184 95H183V96H184ZM198 95H199V94H198ZM198 95L195 94V96H198ZM200 95H201V96H203V95L205 96V92L203 91ZM247 95H246V96H247ZM83 96H84V95H83ZM137 96H138V94H137ZM143 96H142L143 99H144V97H145V98L147 99L146 101H147V102H150V101L148 100V98H147V97H150V96H147V97H146V96L143 97ZM160 96H161V95H160ZM175 96H176V95H175ZM183 96H182V97H183ZM189 96H188V98H189ZM201 96H198V97H201ZM206 96H207V95H206ZM210 96H211V95H210ZM253 96H254L256 99H254ZM85 97H86V96H85ZM139 97H138V99H140ZM151 97H153V100H155V103H157L158 100L156 101V99H154V96H151ZM157 97H158V96H157ZM157 97H156V98H157ZM172 97H173V96H172ZM172 97H171V98H172ZM176 97H177V96H176ZM176 97H175V98H176ZM179 97H178V98H179ZM182 97H181V98H182ZM186 97H187V96H185V98H186ZM211 97H212V96H211ZM142 98H141V100H139V101L143 102V101L145 100V99H144V100L142 101ZM181 98H180L179 101H178L179 103L181 102ZM195 98H197V97H195ZM195 98H193L192 100H194ZM201 98H203V97H201ZM204 98H207V97H204ZM204 98H203V99H204ZM216 98H217V96H216ZM239 98H238V99H239ZM243 98H244V97H243ZM252 98H253V99H252ZM134 99H137V98H134ZM138 99H137V100H138ZM158 99H159V98H158ZM189 99H190V98H189ZM197 99H198V98H197ZM207 99H210V98H207ZM153 100L151 101V103H153V104H151V107H152V105H154V101H153ZM164 100H165V97H164V99H162V101H164ZM168 100H169V99H167V104H168ZM170 100H171V99H170ZM170 100H169V101H170ZM174 100H175V101H174L173 104L175 105V102H177L178 99L176 98V99H174ZM184 100H185V99H184ZM184 100H183V98H182L183 105L185 106V104H184ZM187 100H188V99H186V101H187ZM195 100H196V99H195ZM195 100H194V101H195ZM198 100H200V98H199ZM204 100H205V99H204ZM204 100H203V101H204ZM247 100H248V97H247ZM250 100H249V101H250ZM135 101H136V100H135ZM139 101H138V104H139ZM159 101L161 102V99H160ZM171 101L173 102V98H172ZM186 101H185V103H186ZM203 101L200 100L199 102H201V103H198V104H202V105H200V106H203V105H204V104L202 103ZM205 101H206V102H209V100H208V101L205 100ZM57 102H56V103H57ZM144 102H145V101H144ZM172 102H169V103L172 104ZM191 102H192V101H191ZM196 102H198V101L196 100ZM196 102H193L192 105L194 106V103H196ZM206 102H205V106H203V107H206V106H207V107L209 108V106H210V108H211V105L213 106V104L210 103V102H212V100L209 102L210 105H208V103H207V105H206ZM214 102H215V101H214ZM244 102H245V101H244ZM54 103H55V102H54ZM103 103H102V104L100 103V104L102 105V107H104ZM158 103H159V102H158ZM161 103H162V102H161ZM161 103H159V104H161ZM164 103L166 104L165 101H164ZM179 103H178V104L176 103V107L179 105ZM188 103H189V102H188ZM188 103H187V105H188ZM247 103H248V102H247ZM253 103H254V104H253ZM51 104H53V103H51ZM136 104H137V102H136ZM145 104H146V102H145ZM181 104H182V103H181ZM239 104H240V105H239ZM245 104H246V103H245ZM92 105H93V104H92ZM139 105L141 106V104H139ZM143 105H144V103H143ZM149 105H150V103H149ZM162 105H163V104H161V107H162ZM168 105H169V104H168ZM183 105H181V107H182ZM195 105H197V104H195ZM250 105H248V106H250ZM51 106H52V105H51ZM51 106H49V108H50ZM145 106H146V105H145ZM145 106H144L143 108H145ZM154 106H156V104H155ZM179 106H180V105H179ZM184 106H183L184 109H188V108H186L187 106H186V107H184ZM197 106H199V105H197ZM197 106H196V107L194 106V107H195V108H199V107H197ZM243 106H244V104H243ZM53 107H54V105H53ZM56 107H57V106H56ZM90 107H92V106H90ZM100 107H101V106H100ZM100 107H99V109H100ZM109 107H108V108H109ZM156 107H159L158 104H157ZM161 107H160V110H159V111H161V112H162V111L165 112V109H164L165 107H166V109H169V107L167 108V106H165V107H163V109L161 110ZM171 107H172V106L170 105V108H171ZM191 107H192V106L190 105V108H191ZM194 107H192L191 110H190V109H189V110L192 111V109H193ZM203 107H202V109H204ZM252 107H250V109H251ZM108 108L106 107V110H105V111H107ZM137 108H138V107H137ZM173 108H175V107H173ZM173 108H172V109H173ZM178 108H179V107H177V108H175V109L177 110ZM195 108H194V109H195ZM208 108H207V109H208ZM210 108H209V110H210ZM213 108H214V112L212 111V112H213L212 117H213V115L216 116V112H215L216 109H215V107H213ZM253 108H252V109H253ZM51 109H52V108H51ZM54 109H55V108H54ZM64 109H65V108H64ZM104 109H105V108H104ZM104 109H103V111H104ZM122 109H121V110H122ZM145 109H146V111H147V107H146ZM145 109H144V110H145ZM149 109H150V107H149ZM151 109H153V107H152ZM158 109H159V108H157V109L155 108L156 112L153 111L154 113H156V115L159 114V112H158V114H157V110H158ZM172 109H171V110H172ZM175 109H174V110H175ZM184 109H183V110H184ZM199 109H200V108H199ZM199 109H198V110H199ZM108 110H110V109H108ZM144 110H143V111H144ZM174 110H173V112H172V111H171V112H172V113L176 112V110H175V111H174ZM253 110H254V109H253ZM258 110H257V112H258ZM64 111H65V110H64ZM101 111H102V109H101ZM105 111H104V112H105ZM112 111L110 110L109 112H107L108 115H110L109 113L112 112ZM139 111H140V110H139ZM143 111H142V112H143ZM146 111H145V112H146ZM166 111H170V110H166ZM178 111H179V113H181V112H180V111H182L181 108H180V110H178ZM185 111H186V110H185ZM193 111H194V110H193ZM193 111H192V112H193ZM196 111H197V109H196ZM196 111H194V112H196ZM203 111H204V110H203ZM203 111H202V113H203ZM210 111H211V110H210ZM221 111H220V112H221ZM49 112H50V109H49ZM99 112H100V111H99ZM114 112H115V111H114ZM119 112H120V114H122L121 111H119ZM148 112H149L148 114H151L152 110H151V112H150V111H148ZM164 112H162V113H164ZM187 112H188V110H187ZM198 112H199V111H198ZM198 112H197V113H194L195 115L197 114V117L194 116V115H192V113H191V116H194V118H195V117L198 118V114L200 115V113H198ZM200 112H201V110H200ZM212 112H211V113H212ZM248 112H249V111H248ZM252 112H253V111H252ZM46 113H47V112H46ZM116 113H117V112H116ZM123 113H124V112H123ZM136 113H137V112H136ZM154 113H152V116H153ZM162 113H161L160 115H162ZM167 113H169V112H167ZM182 113H184V111H182ZM214 113H215V114H214ZM217 113H218V111H217ZM228 113H229V112H228ZM253 113H254V112H253ZM64 114H66V112H64ZM67 114H68V113H67ZM74 114H73V115H74ZM105 114H106V113H105ZM105 114H103V115H105ZM133 114H134V115H133ZM142 114H143V113H142ZM148 114H147V115H148ZM164 114H165V113H164ZM169 114H170V113H169ZM177 114H178L177 112H176V114H173V115H175V118H176ZM184 114H185V113H184ZM189 114H190V113H189ZM208 114H210V113H208ZM37 115H38V114H37ZM45 115H48V114H45ZM76 115H77V114H76ZM101 115H102V114H101ZM106 115H107V114H106ZM123 115L125 116V114H123ZM147 115H146V116H147ZM154 115H155V114H154ZM165 115L167 116V114H165ZM165 115H163L162 117H164ZM180 115H181V114H180ZM201 115H202V114H201ZM228 115H229V114H228ZM249 115H250V114H249ZM252 115H253V114H252ZM258 115H259V114H258ZM40 116H41V115H40ZM62 116H63V115H62ZM66 116H67V115H66ZM139 116H140V115H139ZM142 116H143V115H142ZM152 116H151V117H152ZM158 116H159V115H158ZM166 116H165V117H166ZM169 116H171V114H170ZM178 116H179V115H178ZM205 116H206V115H205ZM205 116H204V118H205ZM221 116H222V114H221ZM221 116H220V117H221ZM224 116H225V113H224ZM230 116H231V115H229L228 117H230ZM260 116H261V115H260ZM260 116H259V117H260ZM33 117H34V116H33ZM42 117H43V116H42ZM42 117H40V121H41ZM64 117H65V115H64ZM67 117H69V116H67ZM107 117H109V116H107ZM122 117H123V116H122ZM126 117H127V116H126ZM147 117H149V116H147ZM160 117H161V116H160ZM165 117H164V118H165ZM173 117H174V116H173ZM183 117H184V115H183L181 118H183ZM222 117H223V116H222ZM226 117H227V113H226ZM237 117H236L235 119H237ZM250 117H251V116H250ZM256 117H257V116H256ZM259 117H258V118H259ZM65 118H66V117H65ZM158 118H159V117H158ZM168 118L170 119V117L167 116L166 121L169 120ZM171 118H172V117H171ZM181 118H179V119H181ZM194 118H192V119H194ZM215 118H216V117H215ZM230 118H231V117H230ZM230 118H229V119H230ZM246 118H247V117H246ZM251 118H252V117H251ZM251 118H250V119H251ZM18 119H19V120H18ZM47 119H48V116H47ZM129 119H130V118H129ZM140 119H141V118H140ZM143 119H145V118H144V117L142 118V120H141L142 122H144ZM162 119H163V118H162ZM177 119H178V118H177ZM198 119H199V118H198ZM202 119H203V118H202ZM211 119H212V118H211ZM217 119H218V117H217ZM217 119H216V120H217ZM227 119H228V118H227ZM229 119H228V120H229ZM244 119H245V118H243V120H244ZM247 119H248V118H247ZM260 119H262V117H261ZM0 120H2V119H0ZM24 120H22V122H23ZM30 120H31V119H30ZM44 120H45V118H44ZM44 120H42V121H44ZM130 120H132V119H130ZM133 120H134V119H133ZM163 120H164V119H163ZM219 120H221V119L219 118ZM223 120H225V119H223ZM239 120H240V119H239ZM241 120H242V119H241ZM245 120H246V119H245ZM4 121H5V120H4ZM7 121H5V122H7ZM25 121H26V120H25ZM25 121H24V122H25ZM137 121H138V120H137ZM145 121H147V118H146ZM212 121H213V120H212ZM221 121H222V120H221ZM261 121H262V120H261ZM0 122H1V121H0ZM5 122H4V123H5ZM27 122H28V121H27ZM27 122H26V123H27ZM28 123H30V122H28ZM42 123H43V125L46 124L45 122H42ZM147 123H148V122H147ZM13 124H14V123H13ZM13 124H12V125H13ZM16 124H17V123H16ZM23 124H24V123H23ZM23 124L21 123V125H23ZM40 124H41V123H40ZM3 125H4V124H3ZM18 125H19V124H18ZM18 125H16L17 128L19 127V128L22 129V127H20L21 125H20V126H18ZM27 125H28V124H27ZM30 125H32V123H31ZM5 126H6V125H5ZM13 126L15 127V125H13ZM13 126H11V127L13 128ZM23 126L25 127L26 125H23ZM0 127H2V126H0ZM3 127H4V126H3ZM3 127H2V128H3ZM6 127L8 128V127H10V126L8 125V126H6ZM30 127H33V126H29V128H30ZM39 127H40V126H39ZM44 127H46V126H44ZM152 127H153V126H149V128H151V129H155V128H152ZM17 128H16V131H17ZM26 128H27V126H26ZM26 128H25V129H26ZM42 128H43V127H42ZM149 128L147 127V129H149ZM4 129H5V128H4ZM8 129H9V128H8ZM10 129H11V128H10ZM14 129H15V128H14ZM14 129H13V130H14ZM35 129H36V128H35ZM157 129H161V128H157ZM157 129H156V130H157ZM0 130H1V129H0ZM19 130H20V129H19ZM19 130H18V131H19ZM30 130H31V128H30ZM33 130H34V127H33ZM33 130H31V132H32ZM45 130H47V128H45ZM161 130H162V129H161ZM188 130H189V129L184 130L185 132H184V131H183V132H184V133H187ZM11 131H12V129H11ZM35 131L37 132V130H35ZM42 131H43V129H42ZM42 131H41V132H42ZM49 131H50V130H49ZM112 131H114V130H112ZM153 131H155V130H153ZM158 131H159V130H158ZM181 131H182V130H181ZM186 131H187V132H186ZM245 131H247V130H245ZM249 131H250V130H249ZM249 131H247V132H249ZM5 132H6V131H5ZM5 132H2V133H5ZM56 132H57V131H56ZM71 132H72V131H71ZM73 132H74V131H73ZM73 132H72V134H73ZM110 132H111V131H109L108 133H110ZM115 132H116V131H114L113 133H115ZM117 132H118V131H117ZM143 132H145V131H143ZM164 132L167 133L166 131H164ZM170 132H171V131H170ZM194 132H195V135H196V134L198 135V133H199V131H198V133H197L196 131H194ZM194 132H193V133H194ZM202 132H203V131H201V135L199 134L200 136L198 135L200 138L202 137V135H203V138H204V134H202ZM218 132H219V131H218ZM221 132H222V131H220V133H221ZM247 132H246V133H247ZM9 133H10V132H9ZM11 133L14 135L13 132H11ZM16 133H17V132H16ZM16 133H15V135H17ZM20 133H21V135H17V136H15V137L11 134L12 137H14V138H9L11 135H9V137L6 135V137H8L9 139H8L7 141H4V142L1 141L2 143L0 144V145H1V146H0V189H1V188H3V189H8V190L13 191V192H14V191H17V193L20 194V195L22 196V198H23V199L25 200V202H26L25 205H22V208L20 209V212H19V214H20L21 217L18 219V224H19V228L22 230L21 234L23 235V239H22L23 242H22L21 245L18 247L17 251L19 252V254H20V256H21V263H22V264H26L25 262L28 263L29 261H30L29 263H32V264H33V262H35V261H37V262L40 261V259H41L44 255L46 256L47 253H49V251H50L49 247H51L50 245H48V243H47L48 241H47V242H40V241H38V239H37L38 242L35 241V242H37L36 245L34 244L35 246L27 247V242H28V240L30 239V235H29V231H28L27 228H26V227L29 225V222H28V225H25V224H26V221H27L26 218H27V215H29V213H30L31 211L33 212V210H32L33 208L31 209V208H30L31 206L29 207V205H30V204H29V201L32 200L31 198L34 196L33 193H35V191H34V189H33L35 186L33 187V185H34L35 183L37 184V182H39L38 179L40 178V177L38 178V176H39V174H38V176H37V178H38L37 181H35V183L32 182V178H33V181H34L36 178L34 179V177L31 176V175H34V176H35V175L37 174V169H36V167H35V164H37V163H35V160H36L37 158H38V160H39V159H43V160L46 161V162L44 161L45 163H47L48 165H51L52 167H53V166H56L55 168H58V169H59V168H62V167L65 168V167H67V166H70L69 164H67V165L64 164V163H66V162H68V161H70V160H68V161L65 160L66 162L64 161V163H62V164H64V165L59 166V164H58L59 161H60V164H61V162H63V161H61V160H63V159L60 158V156L63 157V155H61V153H62V151H63V148H62L63 146H61L62 144L60 145V143L57 142V139L60 138V137L55 138V136H54L53 133H52V135L54 136V138H55L56 140H54L53 138H51L52 136L49 137L50 135H48L46 138L43 137V138L39 139V141L35 140V141H37V144L35 143V141H34L33 144H36V145H32V140H33L32 138L34 137V136L31 137L32 133H31V135H30V133H29L28 131L24 132V134H23V131L20 132ZM20 133H19V134H20ZM33 133H34V132H33ZM44 133H45V132H44ZM44 133H43V134H44ZM54 133H55V131H54ZM57 133H58V132H57ZM65 133H66V135H67V132H65ZM80 133L82 134V132L80 131L78 135H81ZM108 133H106V135H107ZM118 133H119V132H118ZM130 133H131V132H130ZM136 133H137V132H136ZM141 133H142V132H141ZM146 133H147V132H146ZM153 133H154V132H153ZM155 133H157V132H155ZM159 133H160V132H158L157 135H158ZM162 133H163V132H162ZM168 133H169V131H168ZM190 133H191V131L189 132V134H187L188 139H190V138L192 137L193 139H190V140H191V141L195 140L194 137H196V136H194L193 133H192V134H190ZM215 133H216V132H215ZM240 133H243V132H240ZM240 133H239V134H240ZM244 133H245V132H244ZM246 133H245V134H246ZM0 134H1V133H0ZM5 134H8V130H7V133H5ZM5 134H2V135H5ZM50 134H51V132H50ZM55 134H56V133H55ZM58 134H62V133L59 132ZM58 134H56V135H58ZM68 134L70 135L71 133H68ZM74 134H75V133H74ZM76 134H77V133H76ZM86 134H87V132L84 134V136H85ZM111 134H112V132H111L109 135H111ZM132 134H133V133H132ZM143 134H144V133H143ZM147 134H148V133H147ZM160 134H161V133H160ZM172 134H173V133H172ZM175 134H176V133H175ZM182 134H183V133H182ZM211 134H212V133H211ZM211 134H210V135H211ZM216 134H218V133H216ZM216 134H215L214 136H216ZM224 134H225V133L222 132V135L225 137L226 135H224ZM239 134H238V135H239ZM250 134H251V133H250ZM2 135H0V136H2ZM40 135H41V134H40ZM46 135H47V134H46ZM46 135H43V136H46ZM64 135H65V134H64ZM66 135H65V136H66ZM69 135H67V137H69ZM78 135H77V136H78ZM113 135H114V134H113ZM115 135H116V134H115ZM119 135H121V134H119ZM145 135H146V134H145ZM145 135H144V136H145ZM157 135L155 134V137H156ZM162 135H164V134H162ZM173 135H174V134H173ZM177 135H178V136H177V138H178L179 135H180V133H178ZM208 135H209V133H208ZM219 135H221V134H219ZM222 135H221V136H222ZM234 135H235V134H234ZM234 135H233V136H234ZM238 135H237V133H236V137H237ZM248 135H249V133H248ZM252 135H253V134H252ZM60 136H63V135H60ZM71 136H72V135H71ZM81 136H82V138L84 137L83 135H81ZM89 136H90V138H91L90 133H89ZM133 136H134V135H133ZM133 136H132V137H133ZM140 136H142V135H140ZM140 136H137V137L139 138ZM152 136H154V134H153ZM175 136H176V135H175ZM175 136H174V137H175ZM227 136H228V133H227ZM229 136H230V135H229ZM239 136H240V135H239ZM242 136L245 137L244 134H243ZM246 136H247V135H246ZM253 136H254V135H253ZM253 136H252V137L248 136V137H249V138H253ZM263 136H264V135H263ZM72 137H73L72 139H74V135H73ZM78 137H79V136H78ZM106 137H107V136H106ZM109 137H110V136H109ZM111 137H113V136L111 135ZM120 137H121V136H120ZM122 137H123V136H122ZM134 137L137 138L136 136H134ZM145 137H147V135H146ZM145 137H144V138H145ZM149 137L151 138V136H149ZM149 137H148V138H149ZM157 137L159 138V136H157ZM160 137H161V136H160ZM163 137H165V136H162L161 139L159 138V142H161L160 140H162ZM183 137H184V136H183ZM183 137H181V138H183ZM189 137H190V138H189ZM199 137H198L197 140H195V141H198V144L201 145L202 149L205 148V150H207V152H209L208 149H211V148L209 147V143L212 144L211 142L208 143L209 136H208V139H207V138H206L207 136L205 135V138L207 139V141H204V140H206V139L203 140V139H200ZM210 137H213V136L211 135ZM219 137H220V136H219ZM219 137H216L218 140L215 139V137H214V140H216L215 142L220 141ZM224 137H222V138L224 139ZM234 137H235V136H234ZM248 137H247V138H248ZM254 137H256V136H254ZM257 137H258V136H257ZM257 137H256V139L258 140ZM85 138H87V137L85 136ZM92 138L94 139V137H92ZM104 138H105V137H104ZM104 138H103V139H104ZM114 138H115V136H114ZM114 138H112V141H113ZM118 138H119V136H118ZM158 138H156V139L158 140ZM220 138H221V137H220ZM260 138H261V137H260ZM260 138H259V140H261V142H262V139H260ZM1 139L3 140V136H2ZM35 139H36V138H35ZM61 139H63V137H62ZM61 139H60V140H61ZM66 139H68V138H66ZM66 139H63V140H66ZM77 139H78V138H77ZM79 139H80V138H79ZM79 139H78V140H79ZM98 139H99V138H98ZM103 139H102V140H103ZM106 139H110V138L107 137ZM119 139H122V138H119ZM119 139H117V140H119ZM125 139H126V137H125ZM133 139H134V138H133ZM153 139H154V138H152V140H153ZM164 139L166 140V138H164ZM168 139H169L170 141H169V140L166 141V142H169V144L166 143V147H168V145L171 144L170 142H174V141H175V140L173 141V136H171V135H169ZM184 139H186V135H185V138H184ZM198 139H200V140H198ZM210 139H212V138H210ZM223 139L220 141V142H222V144L227 140V139L225 138L226 140L223 142ZM231 139H232V136H231ZM233 139L235 140V138H233ZM242 139H243V138H242ZM5 140H6V139H5ZM63 140H61V141H62L61 143H64V142H65V141L63 142ZM70 140H71V139H70ZM83 140H84V139H83ZM88 140H89V138H88ZM95 140H97V139H95ZM95 140H94V141H95ZM114 140L116 141V139H114ZM122 140H124V138H123ZM122 140H121V141H122ZM127 140H128V139H127ZM140 140L143 141V139H140ZM148 140L152 141L151 139H148ZM154 140H155V139H154ZM181 140H182V139H180V137H179V142H180ZM202 140H203V141H202ZM236 140H240L239 137H238V139L236 138ZM244 140H246V139L244 138ZM249 140H250V139H249ZM254 140H255V138H254ZM68 141H69V139H68ZM71 141H72V140H71ZM71 141H70V142H71ZM91 141H92V140H91ZM91 141H89V142H91ZM94 141L92 142V144L94 143ZM97 141H98L99 143H102V141H101L100 139L97 140ZM100 141H101V142H100ZM103 141H104V142H107V140L105 141V139H104ZM109 141H110V140H109ZM112 141H111V142H112ZM124 141H125V140H124ZM142 141H141V142H142ZM145 141H147V140L145 139ZM150 141H149V142H150ZM182 141H184V140H182ZM199 141H201V142H199ZM211 141H212V140H211ZM228 141H229V138H228ZM247 141H248V140H247ZM72 142H76V140H75V141L73 140ZM81 142H83V141H81ZM86 142H88V141H86ZM89 142H88V143H89ZM104 142H103V143H104ZM111 142H109V144H108V142H107V143H106L107 145L104 144V145H101V146L99 145V143H97V144L99 145V146L97 145V147L100 148V147H103V146H105V145H106L105 147H107L108 145L111 146L110 144H113V143H114V144H113L114 146L112 145L111 147L113 148V147H116V146H117L118 149H119V147H121V149H119V150H122L121 152L124 153L123 148H122V146L120 145L121 143L119 144L118 142H113V143H111ZM122 142H123V141H122ZM152 142H153V141H152ZM157 142H158V141H157ZM164 142H165V141H164ZM179 142H178L177 144H179ZM187 142H188V141H187ZM187 142H186V140H185V143H186V144H187ZM193 142H194V141H193ZM232 142H233V141H232ZM234 142H236V141H234ZM234 142H233V143H234ZM251 142H252V141H251ZM257 142H258V141H256V143H257ZM261 142H260V143H261ZM66 143H67V142H66ZM103 143H102V144H103ZM115 143H118L119 145H116ZM154 143H155V142H154ZM154 143H152V145H153ZM185 143H183V144L186 145ZM189 143H190V145L192 144L191 142H189ZM189 143H188V145H189ZM194 143H197V142H194ZM240 143H241V142H240ZM244 143H245V142H244ZM252 143H253V142H252ZM252 143H251V144H252ZM258 143H259V142H258ZM260 143H259V144H260ZM67 144L69 145V142H68ZM70 144H71V143H70ZM79 144H80V142H79ZM127 144H128V143H127ZM139 144H140V143H139ZM141 144H142V143H141ZM141 144H140V145H141ZM143 144L145 145L146 143H143ZM143 144H142V146H140V145H138V146L141 148V147H143ZM147 144H148L147 146H148V148H149L150 145H151V143H148V141H147ZM155 144H156V143H155ZM162 144H164V143H162ZM174 144H176V143H174ZM177 144H176V145H177ZM224 144H225V143H224ZM224 144H223V146H224ZM236 144H237V142H236ZM236 144H233V145L235 146ZM263 144H264V141H263ZM74 145H75V144H74ZM74 145H73V146H74ZM83 145H84V144H83ZM88 145H89V144H87L85 147H88ZM90 145H91V144H90ZM90 145H89V146H90ZM94 145H95V143H94ZM115 145H116V146H115ZM122 145H123V143H122ZM129 145H130V144H129ZM152 145H151V148H152ZM158 145H160V143H159ZM164 145H165V144H164ZM171 145H172V146H171V147H172L171 149H174V148H173V144H171ZM176 145H174V146H176ZM180 145L183 146L182 143H180ZM190 145H189V146H190ZM195 145H196V144H195ZM199 145H197V146H199ZM213 145H214V143H213ZM227 145H228V144H227ZM230 145H231V144H230ZM233 145H232V146H233ZM237 145H238L237 147L243 149L242 146H241V147L239 146L240 144H237ZM241 145H242V144H241ZM248 145H249V144H248ZM248 145H247V147H248ZM252 145H253V144H252ZM78 146H81V145H78ZM109 146H108V148H109ZM124 146H125V143H124ZM131 146H132V145H131ZM134 146H136V145H134ZM154 146H155V147H154ZM154 146H153L154 149H156V147H159V146H156V145H154ZM189 146H188V148H189ZM214 146H216V145H214ZM219 146L221 147V145H218V147H219ZM225 146H226V144H225ZM232 146H231V147H232ZM253 146H254V145H253ZM261 146H263V145H261ZM51 147H53L54 150H56V151L60 154V155H58V156H59V158H60L61 160H59V161H58V159H57V160H54V159H53L54 156H52V157H53L52 159L49 158V155L58 154V153H55L56 151H54V154H53V153L51 154V152H53V151H51V150H52ZM67 147H68V146H66V148H67ZM69 147H70V146H69ZM69 147H68V148H69ZM75 147H76V145H75ZM75 147H73V148H75ZM90 147H91V146H90ZM90 147H89L88 149H90ZM136 147H137V146H136ZM136 147H134L135 150L137 149ZM144 147H145V149H146V146H144ZM144 147H143V149H144ZM160 147H161V145H160ZM160 147H159V149H160ZM177 147H178V149L180 148L179 146H176V148H177ZM191 147H193V146L191 145ZM195 147H196V146H194V148H195ZM220 147H219V149H221ZM235 147H236V146H235ZM237 147H236V148H237ZM250 147H251V146L249 145V148H250ZM258 147H260V145H259ZM50 148H51V150H50L51 152H50V154H49V149H50ZM71 148H72V147H71ZM73 148H72V149H73ZM76 148H77V147H76ZM94 148H95V147H94ZM94 148L92 147V149H94ZM103 148H104V147H103ZM103 148H100V149H103ZM112 148H111V149H112ZM126 148H127V149H124V150L128 153V150H129V149H128L127 146H126ZM129 148H130V147H129ZM151 148H150V152L147 150L149 153L153 152V150L151 151ZM168 148L170 149V147H168ZM176 148H175V149H176ZM181 148L183 149L184 147H181ZM185 148H187V146H186ZM206 148H207V149H206ZM212 148H214V147L212 146ZM222 148H223V147H222ZM239 148H237V149H239ZM253 148H254V147H253ZM255 148H256V147H255ZM261 148H262V147H261ZM72 149H71V150H72ZM79 149H81V147H80ZM86 149H87V148H86ZM96 149H97V148H96ZM100 149H98V150H100ZM105 149H107V148H105ZM131 149H133V147H132ZM131 149H130V151H134V152H135L134 149H133V150H131ZM143 149H142L141 151H143ZM159 149L157 148L156 150H159ZM162 149H163V150H166V149H164L163 147H162ZM202 149H201V150H202ZM214 149H216V148H214ZM214 149H213V150H214ZM219 149H218V151H219ZM251 149H252V148H251ZM83 150H84V149H83ZM83 150H79V151H81V152H78V153H81V156H80V157H83V156H82V153H83L82 151H83ZM103 150H104V149H103ZM107 150H108V149H107ZM113 150H115V148H114ZM137 150H138V149H137ZM139 150H140V149H139ZM185 150H187V149H185ZM188 150H190V151H188V153H187V151L185 152V154L183 153V155H185V157L183 158V160H185V158H186V159H187V160H185L186 162L183 161V160L181 159L182 162L184 163L183 166L181 165V164H182L181 161H180L181 164H179L180 162H179V163L177 162L180 158L178 159L177 157H175V158L178 159L177 161L174 159V160L177 162V165H178V164L180 165L179 167H181L182 170H181L177 165H175V161H174V160H173V163H174L175 166L173 165V167H172V168L175 167L174 170H173V169L169 170V169H170L169 167H171V166H168V168L166 169V165L164 164V163H166L165 160L163 161L164 163H162V165L165 166V167H164L165 169H163V166H162V168H160V169H161V170H160L159 167H160L161 165H159V167H155L156 164L158 165V162H159L158 159H160V158H158L157 156H156V157H157L158 159H157V158H156V159L158 160V162H157V160H156V162H155V166H154L155 168L152 166V169H153V168H154V169H157V170L159 169L161 172L169 170V171H171L170 173H172L171 175H172L173 177H174L175 175H173L172 170H173V171H176V170L179 168V169H180L181 171H183L184 173L187 171V173H189V174L185 173V175H184V176H185V179L182 178V176H181V179L179 178V179L177 180L178 183H180L179 181L182 180V179H183L184 181L186 180V178L189 180V178H188L189 176H188V175H190V177H192L191 181H189V182L192 183V186H191V184H190V186L193 187V183H194L195 186L197 185V190L199 189V190H201V191H202V190L204 191V190H205V189H204V186H205V187L208 186V183L206 182V181L208 180L207 178L209 177L210 174H212V175H211V178L213 177V174H214L213 172H214V170H213V172H211V170L213 169V168H212V165H211V168H212V169L209 168L210 166L207 167L208 169H210V172H206L207 174L209 173V174L207 175L208 177L206 176V177H207V178H206L205 175H204V174H205V171H204V168H205L204 165H205V164H204L203 166H199V165L202 164V163H201V164L199 163V159H200L201 157L198 156V155H196L195 157H199L198 159H196V162H197V160H198V163H199V164H194V163L192 162L193 165H191V164H190V163H191L190 160H192V159H194V158L189 159V157H194V156H193L194 154H193V155L191 154V151H193L194 149L192 150V148H191V149H188ZM197 150H198V149H197ZM205 150L203 149V151H205ZM247 150H249V149H247ZM252 150H253V149H252ZM252 150H251V151H252ZM254 150H256V149H254ZM263 150H264V149H263ZM64 151H65V152H64V155L66 156L67 152H66V150H64ZM67 151H68V150H67ZM76 151H77V150L75 149V151H72V152H73V153L75 152V153L78 155V153H77ZM86 151H88V150H86ZM90 151H91V149H90ZM94 151H95V150H94ZM101 151H102V150H101ZM116 151H117V150H116ZM116 151H115V152H116ZM130 151H129V152H130ZM141 151H140V152H141ZM147 151L144 150L143 153H141V154H145ZM167 151H168V150H167ZM167 151H166V152H167ZM182 151H183V150H182ZM198 151L200 152V150H198ZM214 151H215V150H214ZM214 151L211 150V152L207 154V156L209 155L208 158H212V159H213V157H214V158L216 159L217 156H216V157L214 156V155H215V154H213V153H215ZM218 151H216V152L218 153ZM221 151H222V150H221ZM221 151H220V152H221ZM243 151H244V150H243ZM259 151H262V150L259 149ZM259 151H258V152H259ZM92 152H93V150L91 151V153H92ZM97 152H98V151H97ZM97 152H96V155H94V156H97V157H98L99 154H98ZM103 152H104V151H103ZM113 152H114V151H113ZM118 152H119V151H118ZM121 152H119V153L122 154ZM126 152H125V154H126ZM134 152H132V153H134ZM138 152H139V151H137V153H135V154H137V155L139 156L140 152H139V154H138ZM144 152H145V153H144ZM160 152H163V151L161 150ZM171 152H174V150H172ZM175 152H177V150H176ZM175 152H174V153H175ZM183 152H184V151H183ZM193 152H194V151H193ZM196 152H197V151H196ZM238 152H239V150H238ZM249 152H250V151H249ZM70 153H71V152H70ZM70 153H69V154H70ZM84 153L86 154L85 150H84ZM109 153H111V152H109ZM149 153H148V155H150ZM156 153H157V151H156ZM156 153H155V150H154V152H153V154H152L153 156H150V157H152L151 160H154L153 157H155ZM169 153H170V151H169ZM169 153H168V154H169ZM186 153H187V154L190 153L191 156L189 155V157L187 156V157H188V158H187V157H186ZM194 153H195V152H194ZM197 153H198V152H197ZM203 153H204V152H203ZM203 153H202V154H203ZM243 153H244V152H243ZM245 153H246V151H245ZM87 154H89V151L87 152ZM93 154H95V153H93ZM93 154H92V156H93ZM103 154H104V153H103ZM105 154H106V150H105ZM113 154H115V153H111V155H113ZM120 154H117V155L115 154L114 156H115V157H116V156H119L121 159H122L123 157H125V154H124L123 157H121ZM135 154H134V158L137 159L138 157L136 158V157H135ZM154 154H155V155H154ZM158 154H159V151H158ZM158 154H157V155H158ZM177 154H178V153H175L174 155H177ZM179 154H181V153H180V149H179ZM204 154H205V156H206V153H204ZM218 154H220V153H218ZM218 154H217V155H218ZM239 154H242V153H239ZM262 154H263V153H262ZM70 155H71V154H70ZM70 155L67 154V157L70 156ZM111 155L109 154L110 157H111ZM127 155H128V154H126V156H127ZM130 155H131V154H130ZM161 155H162V154H160L159 157H161ZM165 155H167V154H165ZM172 155H173V153H172ZM174 155H173V157H174ZM199 155H200V154H199ZM260 155H261V154H260ZM260 155H259V156H260ZM86 156H87V155H85L84 159L86 158ZM89 156H90V155H89ZM102 156H103V155H102ZM114 156H112L111 158H114L113 161H114V163H115V162H117L118 159H117V157H116V159H117V160H116ZM143 156H144V155H143ZM169 156L172 157L170 154H169ZM169 156H166V157H167V158H166L167 162H168V160H169V161L171 160L170 158H168ZM177 156H178V155H177ZM201 156H202V155H201ZM237 156L240 157L241 155H240V156L237 155ZM243 156H244V157H243L242 159H244V158L247 156V154H246V155L244 154ZM248 156H249V155H248ZM253 156H254V155H253ZM261 156H262L261 158H264V155H261ZM67 157H66V158H67ZM72 157H73V156H72ZM72 157L70 156V158H72ZM107 157H108V155H107ZM119 157H118V158H119ZM127 157H128V156H127ZM130 157H133V155L130 156ZM140 157H142V155H140ZM144 157H145V156H144ZM144 157H142L141 159H144ZM173 157H172V158H173ZM218 157H221V156L219 155ZM251 157H252V156H251ZM57 158H58V157H57ZM66 158H65V159H66ZM73 158H74V159H73ZM73 158H72V159L75 160V155H74ZM90 158H91V160H93L92 157H90ZM93 158H95V157H93ZM98 158H101V157H98ZM98 158L95 159V160L98 161V160H99ZM104 158L106 159V157H104ZM104 158H103V159H104ZM111 158H110V159H111ZM125 158H126V157H125ZM128 158H129V157H128ZM128 158H126V159H124V160H128ZM134 158H133V159H134ZM147 158H149V156H148ZM147 158L145 157L146 161L144 160V162H147V161H148ZM162 158H164V157H162ZM254 158H255V156H254ZM254 158H253V159H254ZM68 159H69V157H68ZM76 159H78V158H76ZM82 159H83V158H81V159H79V160H82ZM86 159H87V158H86ZM86 159H85V160H86ZM108 159H109V158H108ZM133 159H132V160H133ZM135 159L133 160V162L136 161ZM141 159H140V162H141ZM149 159H150V158H149ZM201 159H202V158H201ZM201 159H200V162H203V161H201ZM222 159H223V158H222ZM222 159L219 158V162H218L217 159H216V162L221 163L220 161H221ZM245 159H246V158H245ZM248 159H249V158H248ZM248 159H247V160H248ZM253 159H252V160H253ZM255 159H256V158H255ZM79 160H78V161H79ZM101 160H102V159L99 160L100 163H101ZM119 160H120V159H119ZM122 160H123V159H122ZM122 160H121V161H122ZM124 160H123V161H124ZM130 160H131V159L129 158L128 161H130ZM160 160H161V159H160ZM162 160H163V159H162ZM224 160H225V158H224ZM227 160H228V159H227ZM227 160H226V161H227ZM236 160H237V159H236ZM236 160H234V161H235L236 164H238L239 167H240V165H243V167H244V162H243V164H242V163L240 164V162L237 163L240 159H239L238 161H236ZM249 160H250V159H249ZM262 160H263V159H262ZM41 161H42V160H41ZM57 161H58V162H57ZM76 161H77V160L74 161V162H75L74 166L76 165ZM89 161H90V160H88V162H89ZM97 161H95V162L92 161V162H93L92 164H94V163L97 164V163H98ZM123 161H122V162H123ZM128 161H126V163H128ZM187 161H188V162H187ZM189 161H190V163H189ZM192 161L195 162V160H192ZM213 161H214V159H213L212 161L210 160L209 162L212 163ZM234 161L232 160L233 163H234ZM242 161H243V160H242ZM242 161H241V162H242ZM255 161H256V160H255ZM258 161H259V160H258ZM70 162H71V161H70ZM74 162H73V163H74ZM79 162H80V161H79ZM79 162H78V164H77V168H79L80 165L82 164V161H81V163H79ZM84 162H85V161H84ZM86 162H87V160H86ZM88 162H87V164H88ZM102 162H105V161L102 160ZM111 162H112V160H111ZM118 162H119V161H118ZM124 162H125V161H124ZM131 162H132V161H131ZM144 162H143V163H144ZM153 162H154V161H153ZM153 162H152V163H153ZM161 162H162V161H161ZM171 162H172V161H171ZM248 162H249V161H247V164H248ZM39 163H40V162H39ZM106 163H108V162H106ZM126 163H125V164H126ZM137 163H138V165H139V167H140V163H139V162H137ZM143 163H141V167L143 166V165H142ZM148 163H149V161H148ZM173 163H170V164H173ZM214 163H215V161H214ZM222 163H223V161H222ZM222 163H221V164H222ZM227 163H228V161H227ZM235 163H234V165H235ZM263 163H264V162H263ZM40 164H42V163H40ZM79 164H80V165H79ZM96 164H95V165H96ZM102 164H103V163H102ZM108 164H109V163H108ZM120 164H121V162L119 163V165H120ZM129 164H131V163H129ZM133 164H136V163L134 162ZM133 164H131V165L134 166ZM212 164H213V163H212ZM215 164H216V163H215ZM229 164H230V161H229ZM231 164H232V163H231ZM239 164H240V165H239ZM247 164H246V165H247ZM249 164H250V163H249ZM249 164H248V165H249ZM253 164H254V163H253ZM255 164H256V162H255ZM255 164H254V165H255ZM78 165H79V167H78ZM90 165H91V162H90L89 166H90ZM97 165H99V163H98ZM100 165H101V164H100ZM100 165H99V166H100ZM105 165H107V164H105ZM105 165L103 164V167H104ZM110 165H111V164H110ZM112 165H113V164H112ZM116 165H118V163H117ZM119 165H118L117 169H116L115 167H112V166H110V168L112 167V168H113V172H114V168H115L116 171H117V170L120 169V167H122V165H121V166H119ZM138 165H137L136 167H138ZM144 165H145V163H144ZM146 165H147V163H146ZM146 165L143 166V167L146 168V167H147ZM168 165H169V164H168ZM208 165H210V164L208 163ZM217 165H218V164H217ZM223 165H224V164H223ZM232 165H233V164H232ZM232 165H231V166H232ZM256 165H257V164H256ZM108 166H109V165H108ZM108 166H107L106 168H108ZM123 166L125 167L124 163H123ZM132 166H129V169H128V167L126 166V167H127L126 170L128 169V170H129V173H130V170H132V169L130 168V167H132ZM150 166H151V164H150ZM150 166L148 165V167H150ZM176 166L178 167L177 169H176ZM236 166H237V165H236ZM238 166H237V169H236V170L239 169ZM260 166H262V165H260ZM260 166H259V167H260ZM37 167H39V166H37ZM41 167H42V166H41ZM46 167L48 168V166H46ZM46 167L44 166V170H43V171H44L45 173H47V172H51V171H48V170H50V169L46 170V171H47V172H46V171H45ZM49 167H50V166H49ZM75 167H76V166H75ZM85 167H86V166H85ZM95 167H96V166H95ZM103 167H102V166L99 167V168L97 167L96 169H100V170H101V168H103ZM124 167H122L123 169H121V170H124ZM136 167L134 166L135 169H137ZM141 167H140V168H141ZM148 167L146 168V170L149 169ZM183 167H185V170H186V171L183 170V169H184ZM213 167H214V169H215V168L217 169V168H219L220 166H217V167H216V166H214V164H213ZM222 167H223V166H222ZM226 167H228V166H226ZM241 167H242V166H241ZM241 167H240V168H241ZM247 167H248V166H247ZM55 168H53V169H55ZM71 168H72V167L70 166L69 169L71 170ZM90 168H91V166H90ZM90 168H89L88 165H87L86 169L89 170ZM106 168L104 167L103 170H102V171H103V173H102L103 175H102V174H100V175L98 174L97 177L100 176L98 179H101V175H102V176H105V178L109 177V176L106 177V175H110V172H109V171L112 170V168L109 169V170L106 169ZM140 168H139V169H140ZM145 168H143V169H145ZM220 168H221V167H220ZM229 168H230V165H229ZM232 168H233V166H232ZM234 168H236V167H234ZM234 168H233V169H234ZM38 169H39V168H38ZM51 169H52V168H51ZM53 169H52V174L50 173L51 176L53 175V172L55 171V170L53 171ZM62 169H63V168H62ZM65 169H66V168H65ZM65 169H63V170H65ZM67 169H68V168H67ZM67 169H66V170H67ZM69 169H68V170H69ZM81 169H82V167H81ZM83 169H85V168H83ZM83 169H82V170H83ZM92 169H94V165H92ZM104 169H105V171L107 170V171H106V174H104V172H105ZM135 169H134V171H131V173H130V174L133 175V177H134V176H136V177L139 176V174L134 175L135 172L137 173V171H138V170H135ZM150 169H151V168H150ZM162 169H163V170H162ZM175 169H176V170H175ZM226 169H228V168H225V170H226ZM230 169H231V168H230ZM241 169H243V168H241ZM63 170H61V171H63ZM68 170H67V175H66V176H67V178H68V176L70 177V181L67 180L66 178L63 179V180H64V184H65V181H66V180H67L66 182L69 181V183H66V184L69 185V184L73 181V178H74V177L72 178V174H69V173H68ZM76 170H77V169H76ZM88 170H86V172H87ZM100 170H98L99 172H97V173L102 172V171H100ZM126 170H124V172H126V173L124 174V176L127 174V171H126ZM140 170H141V173H142V174H145V173L142 172V171H145V170H142V169H140ZM159 170H158V171H159ZM180 170H179V171H176V173L180 172ZM205 170H206V168H205ZM259 170H260V169H259ZM39 171H40V170H39ZM56 171H57V170H56ZM58 171H59V170H58ZM58 171H57V172H58ZM73 171H75V168H74V170H72L71 172H73ZM90 171H92V170L90 169L89 172H87V173H90L89 175L87 174V176H86V175H81V176H86V177L88 178V176L91 177V175H92V177L94 178L93 175L96 176L97 173H95V174L92 173V174H91ZM94 171H95V170H94ZM150 171H151V170H150ZM150 171L148 170V173H150ZM169 171H168V174H169ZM207 171H208V170H207ZM231 171L233 172L232 169H231ZM244 171H245V172H244ZM244 171H243L244 173L248 172V171L245 170V167H244ZM44 172L42 173V171H41L42 175L44 174ZM57 172H55V173H56L55 176H57V175L59 174V173H57ZM59 172H60V171H59ZM64 172H65V171H64ZM81 172H83V171H81ZM81 172L79 171V175H80ZM84 172H85V171H84ZM84 172H83V173H84ZM95 172H96V171H95ZM108 172H109V174H107ZM111 172H112V171H111ZM119 172H121V171H118V174L115 172V173L117 174V176L119 175ZM132 172H133V173H132ZM145 172H146V171H145ZM155 172H156V171H155ZM155 172H153V173H155ZM161 172H160V174H159L160 177H159L158 174H157L158 172L155 173V174H157V175L154 174L155 177L158 176V177L160 178V180H161V177H162V180H161V181L164 180L165 183H166V181H165V178H164V177H166V180H167V178H169V177H170V178H169L168 180L171 179V175H170V174H169V175H170V176H169L168 174H166L167 172H166V173L164 172V173L166 174V176H165V174H163V173H161ZM183 172H180V173L182 174ZM217 172L219 173L220 171L217 170ZM232 172H231V173H232ZM237 172H238V171H237ZM237 172H236V173H237ZM243 172H242V173H243ZM61 173H62V172H60V175H59V176H62V177H63L64 173H62L63 175H61ZM83 173H82V174H83ZM121 173H123V171H122ZM129 173H128L127 176L130 178V177H132V176H131ZM138 173H139V171H138ZM146 173H147V172H146ZM148 173H147V174H148ZM151 173H152V172H151ZM151 173L149 174V176L146 174V175L148 176V178H146V179H149L150 176H151L152 179H150V180L153 181V183H154V180H155L156 178L154 177L155 179L153 180V177H152L153 174H151ZM174 173H175V172H174ZM176 173H175V174H176ZM228 173H230V172L228 171ZM239 173H240V175H241V170H240ZM253 173H254V172H253ZM48 174H49V173H48ZM68 174H69V175H68ZM73 174H74V173H73ZM162 174H163L164 176H161ZM186 174H187V177H186ZM215 174H216V173H215ZM248 174H249V173H248ZM250 174H252V173H250ZM25 175H29V176H31V177H30L31 179H29L28 177H25ZM129 175H130V176H129ZM140 175H141V174H140ZM154 175H153V176H154ZM167 175H168V177H167ZM178 175H180V174L178 173V174L176 175V177H177ZM182 175H183V174H182ZM224 175H226V174L224 173ZM228 175H229V174H228ZM231 175H232V174H230V176H231ZM235 175H236V174H235ZM242 175H243V174H242ZM246 175H247V174H246ZM253 175H255V173H254ZM253 175H252V176H253ZM44 176H46V175H44ZM48 176H49V175H48ZM48 176H47V177H48ZM59 176H58V178H59ZM66 176H65V177H66ZM110 176H111V175H110ZM112 176H113V175H112ZM114 176H115V174H114ZM120 176H123V175L121 174ZM120 176H118V177H120ZM143 176H144V175H143ZM184 176H183V177H184ZM215 176H216V175H215ZM219 176H220V173H219L218 177H219ZM237 176H239L238 173H237ZM248 176H249V175H248ZM250 176H251V175H250ZM252 176H251V177H252ZM62 177H61V178H62ZM86 177H84V178H86ZM90 177H89V178H90ZM97 177H96V178H97ZM128 177L125 178V179L128 180ZM136 177H135L136 180H138V179L140 178V176H139V178L137 177L138 179H137ZM173 177H172L173 183L176 184V182H177L176 179H177V178L175 179V182H174V178H173ZM178 177H179V176H178ZM204 177H205L207 180L205 179V181H204V180H203ZM218 177L216 176V178H218ZM223 177L225 178V176H223ZM232 177H233V176H232ZM232 177H228V178H229V179H230V178L232 179ZM246 177H247V176H246ZM255 177H256V176H255ZM42 178H43V176H42ZM51 178H53V177H51ZM63 178H64V177H63ZM82 178H83V177H82ZM82 178H81V179H82ZM93 178H91V179H93ZM103 178H104V177H103ZM114 178H115V177H114ZM163 178H164V179H163ZM216 178H215V180H216ZM219 178H221V177H219ZM226 178H227V176H226ZM228 178H227V179H228ZM235 178H236V176H235ZM237 178H238V177H237ZM237 178H236V179H237ZM242 178H243V177H242ZM44 179H45V178H44ZM46 179H47V178H46ZM49 179H50V176H49V178L47 179V183L49 182V181H48ZM68 179H69V178H68ZM94 179H95V178H94ZM94 179H93V180H94ZM98 179H97V180H94V181L91 180V181L95 182V181H98ZM109 179H111V178L109 177ZM109 179H107V180H109ZM112 179H113V178H112ZM116 179H117V178H116ZM119 179H120V180H122V179L125 180L123 177H122V179H121V178H119ZM119 179H117L118 181L115 180V182L117 181L116 183H115L114 181H112V180H111V181L109 180V181H108L109 183L107 182V180H105V181L103 182V184H105V187L108 186V185H111V186H109L110 188H112V186H114V185H115V187H117V190H115V188H112V189H114L115 191L111 190L112 192L110 191V193L108 192V191L110 190V189H108L109 187H108V188H105V187L103 188V186H102L103 184L101 185V184H99V183H98V186H99V187L102 186L103 189H100L101 187H100V188L96 187L97 185L95 186V184H97V183H95L94 186H95V188H98L99 190H102V191H99V190H98V191L100 192V193H99L96 189L94 190V189L92 188V187H93V183L87 179V180H88V185H89V187H90V183H92V185H91V186H92V187H91V190H94V192L96 191V193L98 192L99 195H100V194H102V195H101V198H100V196H99L98 194H96V193L94 194V195H98V196H99V198H100V200H99V199H98V196H94V197H93V193H92V192H91L92 195L90 194V196H87L88 194H87V195L84 194V192L86 193L87 191H84L83 193H79V192H78V194H77V192H76L77 196L74 197V200L71 199V201H72V200L74 201V202H72V203H73L74 207L76 208V211H75L76 219L79 218L78 221H81V223L79 222L80 225L83 223V221L85 222L86 219H88V218L90 219V218H91L92 210H93V209H95V208H99V209H100L101 207H104L106 203H109L112 207H113V206H117V207H115V209H113L111 206H109V205L106 204V206H109V209H113L114 211L117 210V209L119 208L117 211L120 213V217H121V219H122L124 222H127V225H125L126 223H125V224H124V223L122 224V225L127 226V227H125L126 229H124L125 232H123V233H124L123 235L126 236V238L129 237L128 235L131 234V233H130V230H131V229H134V227H135V228H136L135 231L137 232V228H138L140 225H143V224L145 223V222L142 223L143 220H144L143 218H145V221H146V217H145V216H144V217L142 216L143 218L141 217L142 219H140V220H139V218H138V219H137L138 221H137V220H134V219H133L134 216H135V214H134V216H132V215L130 214V212H129V216H131L132 219H133V221H131L130 217L128 216V211H126V210H129V209L126 208L127 205H125V207H124V204H123L124 202H121L122 200H124L123 198H126V197H125V192H126V195H127V193L130 191V190H129V189H130L129 186H133L135 183L133 182L134 184H132V182H130V183L132 184V185H131V184H127V182L125 183V181H124V183L126 184V186L129 185V186H128V189H127L128 192H127L126 189H125L126 191H124V189H122V188L120 187L121 185H119V186L116 185V184L119 183V181H120ZM135 179H131V180L134 181ZM212 179H213V178H212ZM229 179H228V180H229ZM236 179H235V181H233V180H232V181H233V182H238V179H237V180H236ZM240 179H241V176H240V178H239V181L242 180V179H241V180H240ZM245 179H246V178H245ZM245 179H244V180H245ZM252 179H253V177L251 178V180H252ZM258 179H261V178L258 177ZM258 179H256V182H257V183H260V182L257 181ZM53 180H54V178H53ZM53 180H52V182H56V183H54V184H57V183H58L56 180H54V181H53ZM59 180H60V179H58V181H59ZM63 180L61 179V183L63 182ZM71 180H72V181H71ZM74 180H75V179H74ZM102 180H104V179H102ZM102 180H101V181L99 180L98 182H101V183H102ZM123 180L120 181V182L123 183ZM168 180H167V182H169ZM172 180H171V183H172ZM183 180H182L181 182H183ZM188 180H187V181H188ZM192 180H193V182H192ZM217 180H218V179H217ZM217 180H216V181H217ZM244 180H243V181H244ZM251 180H250V181H251ZM42 181H43V180H42ZM42 181H41V178H40V182H39V183H41ZM76 181L78 182V179H76ZM84 181L86 182L85 179H84V180L82 179L81 183L84 182ZM128 181H130V179H129ZM142 181H143V177L140 178V182H142ZM145 181H146V180H144L143 182H145ZM161 181H156V180H155V185H154V184H147L149 181H148V182H145L146 185H145L143 182H142L143 184L140 183V184H141V185H140V184H139V181H138V182H136V183L139 184V185H135L134 187H132V188H135V187H136V190H135V189H134V190L137 192V194L140 193V195H141V197H142V200H140V203L143 202V203H141V204H143V207H146V208H144V209H147L148 207H149L150 209H151V208H154V209H152V210H154V211H152V210H151V211L155 213V210H157V208H155V207H156L157 202H158V201H157V198H158V197L160 198V197L162 196V198H160V200H161V199H162V200H167V199H170L169 197H172L171 199H172V201H173V199L175 198V197L173 198L174 194H175V196L177 195V197L180 196V195H178L180 192H181V194H182V191H181V190H183V189L178 190L179 188H181L182 184H181V185L178 184V186H177V191H180V192H178V194H176L177 191H175V193H174V190H176V189H174V190H173V194H172L173 196H172V195L170 194V193L172 192V188H170V187H175V188H176V186H173V185H172L173 183L171 184V186H169L170 183H168V184H164V182H162L163 184H161ZM187 181H185L186 184L188 183ZM202 181H204V182H202ZM209 181H211V180L209 179ZM224 181H225V180H224ZM224 181L222 180V183H223V184H224ZM230 181H231V180H230ZM230 181H228V182H230ZM245 181H246V183H247V181H248V177H247V179H246ZM254 181H255V179H254ZM260 181H261V180H260ZM85 182H84L83 184H85ZM89 182H90V183H89ZM105 182H107L108 185H106L107 183H105ZM157 182H160V183H159V184H156ZM213 182H214V181H213ZM228 182L226 183V185L229 184ZM32 183H33V185H32ZM149 183H152V182H149ZM198 183L201 184V185H203L202 183H205L203 186H201V187H203L202 189H200V185H199ZM206 183H207V184H206ZM209 183H212V181L209 182ZM215 183H218V182H214V184H215ZM230 183H232V182H230ZM238 183H239V182H238ZM242 183H243V182H242ZM252 183H254V182H252ZM41 184H42V183H41ZM44 184H45V183H43L42 185L45 187ZM52 184H53V183H51V185H52ZM54 184H53V186H52L53 189H54V186H55ZM58 184H59V183H58ZM58 184H57V185H58ZM62 184H63V183H62ZM62 184H61V186L58 185V187H55V188H59V186H60L61 188L63 187V189H61V188H59V189H60V190H63V192H64V185L62 186ZM66 184H65V185H66ZM72 184H74V182H72ZM72 184H70V185H72ZM79 184H80V181H79ZM212 184H213V183H212ZM214 184H213V185H214ZM223 184H221V185H223ZM232 184H233V186H232V185H231V186H232L233 188H235V187L237 186L236 183H232ZM244 184H245V183H244ZM247 184L250 185V182H248ZM247 184H245V186H246ZM261 184H262V182H261ZM261 184H260V185H261ZM49 185H50V183H49ZM49 185H48V186H49ZM51 185H50V186H51ZM68 185H66V187H65L66 190L69 189L68 187H71L70 185H69V186H68ZM74 185H75V184H74ZM122 185H124V184H122ZM167 185H168V186H167ZM176 185H177V184H176ZM184 185H185V184L183 183V186H184ZM198 185H199V186H198ZM206 185H207V186H206ZM209 185H211V184H209ZM239 185H240V184H239ZM249 185H247V187H248ZM255 185L259 187V185H257L256 183H255ZM255 185H254L253 189H256V188H255V187H256ZM263 185H264V184H263ZM263 185H261L260 187L263 188ZM50 186H49V187H50ZM67 186H68V187H67ZM76 186H77V185H76ZM79 186H80V185H79ZM138 186H139V187H138ZM179 186H180V187H179ZM186 186H188V188H186ZM186 186L184 187V189H185V190L188 189V193H191V192H189V191H191V189L189 188V185H186ZM195 186H194V187H195ZM215 186H216V185H214L213 188H210V189H212V190H209V188H207L209 191H206V192H207L206 194H208V192L211 193V191L215 190V189L217 188V187H215ZM217 186H219V184H218ZM224 186H225V185H224ZM229 186H230V185H229ZM242 186H243V185H242ZM36 187H37V186H36ZM36 187H35V190H37ZM38 187H39V186H38ZM40 187H41V185H40ZM46 187H47V184H46ZM49 187H48V188H49ZM52 187H50V188H51V191L53 190ZM81 187H82V188L85 187V189H86L87 184H86V186L83 185V186H81ZM122 187H123V186H122ZM137 187H138V190H139V191H137ZM194 187H193L192 189L196 190V187H195V188H194ZM209 187H212V186H209ZM214 187H215V189H214ZM258 187H257V188H258ZM48 188H46V191H48ZM71 188H72V187H71ZM124 188H126V187H124ZM223 188H224V187H223ZM223 188L221 187V189H223ZM233 188H232V189H233ZM237 188H239V187H236V189H237ZM240 188H241V185H240ZM240 188H239V189H240ZM250 188L252 189V187H250ZM262 188H261V189H262ZM38 189H39V188H38ZM43 189H44V188H43ZM59 189H57V190H59ZM75 189H76V188H75ZM83 189H84V188H83ZM85 189H84V190H85ZM87 189H88V188H87ZM87 189H86V190H87ZM207 189H206V190H207ZM232 189H230V190L232 191ZM241 189H243V188H241ZM241 189H240V190H241ZM246 189H247V188H246ZM246 189H245V190H246ZM261 189H260V190H261ZM55 190H56V189H55ZM66 190H65V192H66ZM73 190H74V188H73ZM79 190H80V189H79ZM106 190H107V192H108L109 194H112V195H108V196L105 195V194H107ZM134 190L132 189V193H133L132 195L135 196L136 194H134V192H133ZM194 190H193V191H194ZM199 190H198V192H199ZM217 190H218V188H217ZM219 190H220V189H219ZM224 190H225V192H226V189H225V188L223 189V191H220V192H221L220 194H222V192H223V197H224ZM228 190H229V189H228ZM228 190H227V193H228ZM230 190H229V191H230ZM248 190H249V189H248ZM248 190H246V192H245L244 190H243V191H244L245 193H247ZM260 190H259V191H260ZM33 191H34V192H33ZM38 191H39V190H37V194H38ZM40 191H41V189H40ZM42 191H43V190H42ZM46 191H44V192H46ZM67 191H68V190H67ZM70 191H71V189H69V192H70ZM76 191H78V190H76ZM193 191H192V192H193ZM231 191H230V192H231ZM235 191H236V190H235ZM235 191H234V192H231V193H234V194H235V193L237 192V191H236V192H235ZM238 191H239V190H238ZM241 191H242V190H241ZM250 191H251V190H250ZM250 191H248V193H249ZM253 191H254V190H252V192H253ZM255 191H257V190H255ZM255 191H254V193H256ZM259 191H258V193H259ZM261 191H262V190H261ZM261 191H260V192H261ZM263 191H264V190H263ZM48 192H49V191H48ZM54 192L57 193L58 191H54ZM63 192H62V193H63ZM74 192H75V191H72L73 194L68 193V192H66V194L63 193V194L66 195V196H64V195L62 194V196H63L62 198L67 197V193H68V194H71V195L73 196V195H74ZM80 192H82V191H80ZM136 192H135V193H136ZM239 192H240V191H239ZM239 192H238V194H239ZM244 192H243V194H244ZM41 193L43 194V192H41ZM52 193H53V192H52ZM52 193H50V195H52ZM89 193H90V192H89ZM183 193L185 194L186 192L183 190ZM188 193H186V194L188 195ZM213 193H217V192H213ZM227 193H226V194H227ZM240 193H241V192H240ZM248 193H247V194H248ZM254 193H253V194H254ZM258 193H257V194H258ZM261 193H264V192H261ZM53 194H54V193H53ZM57 194H58V193H57ZM129 194H130V192H129ZM164 194H165V196H164ZM169 194H170V196H169ZM186 194H185L184 196L187 197ZM206 194H205V192L203 193V195H206ZM220 194H219V195H220ZM226 194H225V197H226ZM247 194H246V195H247ZM257 194H255V195H257ZM38 195H40V193H39ZM45 195H48V194L45 193ZM140 195H139V198H140ZM166 195H168V196H167L168 198H166V199L164 198V199H163V196L166 197ZM182 195H183V194H182ZM182 195L180 196V199H179V200L176 199L177 197L175 198V199L178 201L177 204H180ZM191 195H192V194H191ZM197 195H198V194H197ZM199 195H200V197H199V196L196 197L197 199H200V198H201L202 193L200 192ZM214 195H215V194H213V197H214ZM227 195H228V194H227ZM230 195H231V194H230ZM239 195H241V194H239ZM246 195L244 194V198L239 196L240 200H238L239 198L237 197V200H238L237 202H239L240 205H239V203H238V205H236V204H235V205L238 206V209L235 208L236 206L234 205V206H235L234 208H235L236 210H238V213H239V217H238L239 219H238V220H240V222H241V226H239L240 229H239V228H236V230L230 232V236H228L229 233L227 234L228 238L236 237V238H234V239L237 240V242H239V241H240V242H242V241L244 242V240H245V236H244V240H242V239H241V236H242L241 234L244 235V234H245L244 232L247 231L248 227H249V229H250L249 224H250V223L252 224L253 221L255 222L254 219L257 217V215H261V211H260V214H257V215H256V213H255V212L258 210V209H257L258 206H257V208H255L256 206H255V207L253 206V203L255 204L256 200L253 198L255 201H254V202L251 201V202H252V203H251V202H250V199H249L250 197L247 195V196L249 197V198H248ZM249 195L252 196V194H250V193H249ZM255 195H253V196H255ZM263 195H264V194H263ZM263 195H262V197H263ZM48 196H49V195H48ZM54 196H55V194H54ZM54 196H53V197H54ZM69 196H70V195H69ZM74 196H75V195H74ZM127 196H128V195H127ZM134 196H132L134 199H138L137 197L135 198ZM136 196H138V195H136ZM184 196H183V197H184ZM206 196H207V195H206ZM211 196H212V194H211ZM234 196H238V195L235 194V195H233V197H234ZM242 196H243V195H242ZM253 196H252V197H253ZM258 196H260V195H258ZM258 196H255V198H256V197L258 198ZM37 197L39 198V196H37ZM41 197H43V196L41 195ZM50 197H52V196H50ZM53 197H52V198H53ZM55 197H56V196H55ZM60 197H61V191H60ZM96 197H97V198H96ZM130 197H131V195H130ZM183 197H182V198H183ZM186 197H184V199H182V200H185ZM202 197H203V196H202ZM213 197H211V198H213ZM216 197H217V195H216ZM216 197H215V198H216ZM220 197H222V196L220 195ZM220 197H219V199H220ZM245 197H247V198L249 199V202H250L252 205L249 206V205H248L249 203L247 204L246 202L242 201L243 199H245V200L247 199V198H245ZM38 198H37V199H38ZM44 198H45V200H46V197H44ZM58 198H59V197H57V199H58ZM62 198H61V199H62ZM67 198H69V197H67ZM159 198H158V200H159ZM178 198H179V197H178ZM196 198H195V199H196ZM204 198H205V197H204ZM208 198H210V196H209ZM211 198L209 199L210 201L207 199V201H209V202H207V203H210V202H211ZM215 198H213V199H215ZM231 198H232V197H231ZM241 198H242V200H241ZM263 198H264V197H263ZM33 199H34V198H33ZM48 199H49V198H48ZM59 199H60V198H59ZM96 199H97V200H96ZM127 199L130 200V199H132V198H126V200H127ZM171 199H170V203H172ZM195 199H194V200H195ZM223 199H225V200H226V199L229 200V197H227V198H222V199H220V200L222 201ZM248 199H247V200H248ZM253 199H251V200H253ZM260 199H261V198H259V200H260ZM65 200H66V199H64V201H65ZM126 200H125V202H126ZM194 200H193V201H194ZM204 200H205V202H204V201H203V202L206 203V198H205ZM227 200H226V202H227ZM235 200H236V197H235ZM235 200L233 199V201H235ZM261 200H262V199H261ZM39 201H40V200H39ZM41 201H42V200H41ZM49 201H51V200L49 199ZM57 201H58V200H56V204H57ZM64 201L61 200L60 202H63V203H64ZM67 201H68V200H67ZM71 201H70V202H71ZM132 201L135 202V200H130V204H131ZM137 201H139V200H137ZM137 201H136V202H137ZM156 201H157V202H156ZM179 201H180V202H179ZM193 201H192V202H193ZM223 201H224V200H223ZM223 201H222V202H223ZM229 201H230V200H229ZM263 201H264V200H263ZM37 202H38V201H37ZM45 202H46V201H45ZM45 202H44V203H45ZM47 202H48V201H47ZM47 202H46V203H47ZM65 202H66V201H65ZM70 202H69V203H70ZM155 202H156V203H155ZM162 202H166V203H167L166 206H167L168 204L170 205V203H169L168 201H161V202H158V203L163 204ZM174 202H175V201H174ZM185 202H186V201H184V203H185ZM192 202L190 201L189 203L192 205V204H194L195 201H194L193 203H192ZM196 202H199V203H200V200H196ZM214 202H215V200H214ZM222 202H221V203H222ZM224 202H225V201H224ZM226 202L224 203V205L226 204ZM235 202H236V201H235ZM235 202H233V203H235ZM247 202H248V201H247ZM30 203H31V204H35V206H36V203H34V200H33V202H30ZM38 203H39V202H38ZM38 203H37V204H38ZM49 203H51V202H49ZM49 203H48V204H49ZM58 203H59V201H58ZM63 203H62V204H63ZM66 203H68V202H66ZM137 203L139 204V202H137ZM175 203H176V202H175ZM175 203H172V205H170V206L175 207V209L172 207V209H174V210H176V207H177V206H178V208H179V205L176 206ZM182 203H183V201H182ZM207 203H206V204H207ZM221 203L218 201V204H221ZM257 203H258V201H257ZM257 203H256V204H257ZM259 203H262V202L259 201ZM263 203H264V202H263ZM40 204H42V202H40ZM52 204L55 205V209H56L57 212H58V211H62L61 209H62V206H63V205H60V204H57V205H56V204L53 203V202H52ZM52 204H51V205H52ZM114 204H115V205H114ZM120 204L123 205V206H121ZM127 204H128V203H127ZM154 204H155V207H154ZM161 204H160V205H161ZM196 204H197V203H196ZM196 204H194V205H196ZM231 204H232V202H231ZM231 204H230V205H231ZM45 205H46V204H45ZM64 205H65V203H64ZM85 205L88 206V207H86V208H87L86 210L83 208ZM118 205H120V207H119ZM128 205H129V204H128ZM132 205H133V204H132ZM132 205H129V206L132 207ZM139 205H140V204H139ZM139 205H138V206H139ZM160 205H159V206H160ZM174 205H175V206H174ZM185 205H188V204L185 203ZM185 205H183V206H185ZM198 205H199V204H198ZM198 205H196V206L198 207ZM201 205H202V204H201ZM213 205L215 206V204H213ZM226 205H227V207H228V206H229V203H227ZM260 205H262V204H260ZM263 205H264V204H263ZM32 206H33V205H32ZM37 206H38V205H37ZM37 206H36V207H37ZM49 206H50V205H49ZM106 206L104 207L105 209H106ZM157 206H158V205H157ZM161 206H163V205H161ZM164 206H165V203H164ZM164 206H163V208L158 207V208L160 209V213H163V210H161V209H164ZM196 206H193V208L195 209ZM206 206H207V205H206ZM217 206H218V205H217ZM221 206H222V205H221ZM251 206H253V207H251ZM33 207H34V206H33ZM46 207H48V206H46ZM110 207H111V208H110ZM135 207H136V208H139L140 206L137 207V205H135ZM197 207H196V208H197ZM201 207H202V206H201ZM209 207H211V208H210V213H211V211H214V210H211L212 207H213L212 205H211V206L209 205ZM219 207H220V206H219ZM223 207H224V206H223ZM225 207H226V206H225ZM225 207H224V208H225ZM227 207H226V208H227ZM232 207H233V206H232ZM40 208H41V207H40ZM40 208H39V209H40ZM42 208H43V207H42ZM42 208H41V209H42ZM63 208H64V206H63ZM128 208H129V207H128ZM133 208H134V206H133ZM133 208H132V209H133ZM136 208H135V209H136ZM140 208H141V207H140ZM183 208H184V207H183ZM183 208H182V206H181V209L183 210V213H184V209H183ZM186 208H187V207H186ZM188 208H189V207H188ZM188 208H187V209H188ZM193 208L191 207V210H192ZM229 208H230V207H229ZM261 208H262V206L260 207V209H261ZM34 209H35V207H34ZM37 209H38V208H37ZM37 209H35V211H36ZM39 209H38V210H39ZM50 209H51V208H50ZM71 209H72V208H71ZM109 209L107 208V211H109ZM144 209H143V210H144ZM159 209H158V212H159ZM167 209H168V208H167ZM172 209H171V207H170V209H168V210H169V213H168V212H167V213H168V214H171V215H172V214L175 215V214L173 213L174 210H172ZM181 209H180V210H181ZM189 209H190V208H189ZM194 209H193L192 211H194ZM207 209H208V206H207ZM217 209H219V208L217 207V208H216V211H217ZM221 209H222V208H221ZM227 209H228V208H227ZM252 209H254V210L256 209V211H252ZM260 209H259V210H260ZM263 209H264V207H263ZM45 210H47V209H43V211H44L43 214L45 213ZM52 210H53V207H52ZM52 210H51V211H52ZM74 210H75V209H74ZM101 210H103V209H101ZM101 210H100V211H101ZM136 210H138V209H136ZM136 210H134V211H136ZM141 210H142V208H141ZM141 210H139V211H137V212H142L143 210H142V211H141ZM147 210H148V209H147ZM170 210H172L173 212L170 213ZM177 210H179V209H177ZM177 210H176V211H177ZM180 210L178 211V213L180 212ZM182 210H181V211H182ZM197 210H198V209H197ZM202 210H203V209H202ZM228 210H229V209H228ZM228 210H227V211H228ZM230 210H231V208H230ZM230 210H229V211H230ZM236 210H234V211H236ZM41 211H42V210H40V213H38V214H42ZM48 211H49V209L47 210V212H48ZM63 211H64V210H63ZM67 211H68V210H67ZM70 211H72V210H70ZM100 211H99V212H100ZM114 211H113V212H114ZM130 211H131V210H130ZM148 211H149V210H148ZM186 211H187V210H185V213H186ZM206 211H207V210H206ZM220 211H221V210H220ZM223 211H224V210H223ZM231 211H233V209H232ZM231 211H230V212H231ZM234 211H233V212H234ZM262 211H263V210H262ZM47 212H46V213H47ZM54 212H55V210H54ZM96 212H98V209L96 210ZM103 212H104V211H103ZM109 212H110V211H109ZM109 212H108V213H109ZM111 212H112V211H111ZM118 212H116V214H117ZM132 212H133V211H132ZM132 212H131V213H132ZM137 212H133V213H136V214H137ZM144 212H146V211H144ZM164 212L166 213V210H164ZM190 212H191V211H190ZM197 212H198V211H197ZM225 212H226V211H225ZM230 212H229V213H230ZM258 212H259V211H258ZM263 212H264V211H263ZM263 212H262V213H263ZM34 213H35V214H34ZM49 213H50V212H49ZM67 213H69V212H67ZM72 213H73V211H72ZM105 213H107V212H104V213L100 212L99 214H100V215H103V214H105ZM133 213H132V214H133ZM142 213H143V212H142ZM150 213H151V212H150ZM150 213H149V214H150ZM154 213H151V215L154 214ZM178 213H177V214H178ZM180 213H181V212H180ZM205 213H207V215H208V212H205ZM227 213H228V212H227ZM63 214H64V213L61 212L60 215H63ZM94 214H95V213H94ZM99 214H98V215H99ZM111 214L113 215V213H109V215H111ZM146 214H147V212H146ZM149 214H147V215L149 216ZM156 214H157V212H156ZM156 214H154V215H156ZM177 214H176V216H177ZM186 214H188V213H186ZM186 214H185V215H186ZM192 214H193V212H192ZM195 214H196V213H195ZM195 214H193V215H195ZM221 214H222V213H221ZM233 214H234V213H233ZM236 214H237V213L235 212L234 217H236V216H235ZM32 215L38 217V215L36 214V212H33ZM32 215H31V213H30V216H31V217H32ZM47 215H49V214H47ZM50 215H51V214H50ZM72 215L74 216V214H72ZM114 215H115V214H114ZM118 215H119V214H118ZM139 215H140V213H139ZM141 215H142V214H141ZM141 215H140V216H141ZM143 215H144V214H143ZM158 215H160V214L158 213ZM158 215H157V216H154V217H153V216H150V221L153 222V221L151 220L152 217H153V220L157 217V219L159 218V225H160V224H161L160 221L162 220V219L160 220V218H161L162 216L160 215V217H158ZM185 215H184V217H185ZM203 215H204V213H203ZM212 215H213V212H212ZM212 215L209 214L208 217H209V216H212ZM223 215H224V214H223ZM225 215L228 216V214H226V213H225ZM229 215H230V214H229ZM40 216H41V215H40ZM44 216H45V215H44ZM67 216H69V215H67ZM96 216H97V215L95 214V216L93 215L92 217H95V219H96ZM103 216H104V215H103ZM116 216H117V215H116ZM116 216H115V218H116ZM136 216H137V215H136ZM136 216H135V218H136ZM140 216H139V217H140ZM166 216H168V215L165 214V217L163 216V220H162L163 222L166 221V220L164 219V218L167 219ZM181 216H183V215H181ZM189 216H190V215H189ZM216 216H218V215L216 214ZM226 216H225V217L223 216L224 219L226 218ZM231 216H233V215H231ZM237 216H238V215H237ZM261 216L264 217L263 215H261ZM261 216H260V217L258 216L260 220H261V218H262ZM24 217H25V218H24ZM63 217L65 218L64 215L62 216V218H63ZM111 217H113V216H111ZM120 217H119V218H120ZM137 217H138V216H137ZM169 217H172V216L169 215ZM203 217H204V216H203ZM220 217H222V216H220ZM29 218H30V217H29ZM35 218H36V217H35ZM45 218H46V217H45ZM51 218H52V216H51ZM64 218H63V219H64ZM66 218H67V217H66ZM73 218H75V216H74ZM97 218H98V217H97ZM103 218H104V217H103ZM103 218H102V219H103ZM106 218H108V215L106 216ZM119 218H118V220L120 221L121 219H119ZM128 218H129V219H128ZM148 218H149V217H148ZM148 218H147V219H148ZM174 218H176V217L174 216ZM177 218H178L177 221H179V219H180L179 215L177 216ZM177 218H176V219H177ZM185 218H187L188 222H190L189 219L191 218V216H190V218H189L188 216H186ZM188 218H189V219H188ZM193 218H194V216H192V219H193ZM217 218H218V217H217ZM217 218L214 219V220L218 221L219 219L217 220ZM232 218H233V217H232ZM30 219H31V218H30ZM36 219H37V218H36ZM57 219H58V218H57ZM60 219H61V218H60ZM70 219H71V218H70ZM89 219H88V221H89ZM104 219H105V218H104ZM110 219H111V218H110ZM157 219H156V220H157ZM172 219H173V217H172ZM183 219H184V218H183ZM195 219H196V216H195ZM195 219H194V221H196ZM203 219H204V218H203ZM212 219H213V218H212ZM212 219H211V221H212ZM229 219H231V217H230ZM233 219H234V218H233ZM236 219H237V218H236ZM25 220H26V221H25ZM28 220H29V219H28ZM31 220H32V219H31ZM31 220H29V221H31ZM38 220H39V222H40V218H38ZM38 220H37V221H38ZM61 220H62V219H61ZM72 220H73V219H72ZM98 220H99V219H98ZM100 220H101V219H100ZM106 220H107V219H105V223H106ZM113 220H115V219H113ZM118 220H117V218H116V221H118ZM122 220H121V221H122ZM141 220H142V222H139V221H141ZM164 220H165V221H164ZM168 220H169V219H168ZM173 220H174V219H173ZM173 220H172V221H173ZM187 220L185 219L184 222H186ZM199 220H200V219H198L197 221H199ZM205 220H206V219H205ZM207 220H208V218H207ZM226 220H227V219H226ZM226 220H225V221H226ZM238 220H237V222H238ZM256 220H258V219L256 218ZM32 221H33V220H32ZM32 221H31V222H32ZM34 221H35V219H34ZM43 221H45L44 218H43ZM56 221H57V220H56ZM68 221H69V220H68ZM88 221H86V222H88ZM90 221H92V220H90ZM93 221H94V219H93ZM103 221H104V220H103ZM108 221H109V220H108ZM123 221H122V222H123ZM170 221H171V220H170ZM170 221H166V222H167V223H168V222L170 223ZM172 221H171V222H172ZM181 221H182V218H181L180 222H181ZM194 221L191 223L192 225H193ZM197 221H196V222H197ZM202 221H203V220H202ZM209 221H210V220H209ZM222 221H224V220L222 219ZM228 221H229V220H228ZM230 221H231V220H230ZM233 221H234V220H233ZM233 221H232V222H233ZM263 221H264V220H263ZM54 222H55V221H54ZM63 222H64V221H63ZM71 222H72V221H71ZM74 222H76V221H74ZM95 222H97V220H96ZM101 222H102V220H101L100 222H98V223H99V226H100ZM146 222H147V221H146ZM166 222H165V223H166ZM173 222H174V221H173ZM180 222H179L178 224H181ZM212 222H213V221H212ZM226 222H227V221H226ZM256 222H257V221H256ZM258 222H259V220H258ZM258 222H257V224H258L259 227H260V224H259L260 222H259V223H258ZM34 223H35V222H34ZM34 223H32V224H34ZM40 223H41V222H40ZM40 223H39V224H40ZM42 223H43V222H42ZM58 223H59V221H58ZM69 223H70V222H69ZM72 223H73V222H72ZM105 223H104V224H105ZM107 223H108V222H107ZM112 223H113V222H112ZM118 223H119V222H118ZM153 223H156V222H153ZM206 223H208V221H206ZM221 223H222V222H221ZM45 224H46V222H45ZM65 224H66V223H65ZM74 224H75V223H74ZM74 224H73V225H74ZM76 224H78V223H76ZM76 224H75V227H76ZM84 224H85V223H84ZM86 224H88V223H86ZM93 224H94V222L92 223V225H93ZM95 224H96V223H95ZM95 224H94V225H95ZM102 224H103V222H102ZM114 224H115V223H114ZM120 224H121V223H120ZM148 224H149V223H148ZM148 224H147V225H148ZM151 224H152V223H151ZM157 224H158V223H157ZM163 224H164V223H163ZM163 224H161V225H162L161 228H163V232H162L161 235H164V236H165V239H166V235H167V236H168V235L170 236V233H169V232H171V231H169V230H171V229L167 226L168 224H167L166 226H165V224H164V227H163ZM174 224H175V222H174ZM178 224H176V226H177ZM189 224H190V223H189ZM199 224H201V222H200ZM203 224H204V223H203ZM203 224H201V225H203ZM214 224H215V222H214ZM214 224L211 223V225H214ZM236 224H240V223H235V225H236ZM261 224H263V223H261ZM53 225L55 226V223H53ZM56 225H57V224H56ZM67 225H68V224H67ZM69 225H70V224H69ZM73 225H72V226H73ZM78 225H79V224H78ZM89 225H91V222H89ZM89 225H88V226H89ZM109 225H111V224H109ZM117 225H119V224H117ZM147 225H146V226L144 225V226L146 227L145 229H147V227H149V226H147ZM154 225H156V224H153L152 226H154ZM159 225H158V226H159ZM161 225H160V226H161ZM170 225H172V224H170ZM182 225L184 226V223L181 224L180 226L183 227ZM192 225H191V226H192ZM216 225H217V224H216ZM216 225H215V226H216ZM223 225H224V224H223ZM252 225H253V224H252ZM36 226H37V225H36ZM45 226H46V225H45ZM48 226H49V223H48ZM54 226H53V227H54ZM57 226H58V225H57ZM62 226H63V225H62ZM65 226H66V225H65ZM65 226H64V227H65ZM72 226H71V227H72ZM107 226H108V225H107ZM113 226H114V225H112V227H113ZM119 226H120V225H119ZM172 226H173V225H172ZM172 226H171V227H172ZM174 226H175V225H174ZM176 226H175V229H176V232H177V228H176ZM180 226H179V227H180ZM185 226H186V224H185ZM189 226H190V225H189ZM191 226H190V228H191ZM193 226H194V225H193ZM198 226L200 227V225H198ZM198 226H197V227H198ZM208 226H210V224H208ZM219 226H220V225H219ZM224 226H225V225H224ZM229 226H231V224H230ZM232 226H233V225H232ZM255 226H256V225H255ZM262 226H264V225H262ZM29 227H31V226L29 225ZM32 227H35V225L32 226ZM37 227H38V226H37ZM41 227H42V225H41ZM51 227H52V226H51ZM60 227H61V226H60ZM67 227H68V226H67ZM67 227H66V228H67ZM85 227H87V226L85 225ZM93 227H94V226H93ZM108 227H109V229H110V226H108ZM115 227H116V224H115ZM115 227H114V228H115ZM120 227H121V226H120ZM150 227H151V226H150ZM150 227H149V228H150ZM155 227H156V226L151 227V228H155ZM177 227H178V226H177ZM199 227H198V229L200 230ZM210 227H211V226H210ZM216 227H217V226H216ZM236 227H237V226H236ZM252 227H254V226H252ZM35 228H36V227H35ZM35 228H34V230H36ZM49 228H50V226H49ZM57 228H58V227H57ZM57 228H56V229H57ZM82 228H83V227H81V229H82ZM91 228H92V227H91ZM94 228H95V227H94ZM102 228H103V227H102ZM104 228H106V227L104 226ZM114 228H113V231H115V229H116V228H115V229H114ZM117 228L119 229L118 226H117ZM122 228H123V227H122ZM122 228H121V229H122ZM140 228H141V227H140ZM140 228H139V229H140ZM143 228H144V227H142V229H143ZM149 228H148V229H149ZM151 228H150V229H151ZM161 228L158 227L159 231H160ZM183 228H184L183 230H186V229H187L186 227H183ZM188 228H189V227H188ZM201 228H202V227H201ZM206 228H207V226H206ZM206 228H205V229H206ZM221 228H222V227H221ZM226 228H227L226 230L229 229V231H231L229 227H226ZM232 228H234V227H232ZM232 228H231V229H232ZM254 228H255V227H254ZM260 228H261V227H260ZM262 228H263V227H262ZM29 229H31V228H29ZM40 229H41V228H40ZM43 229H44V228H43ZM51 229H52V228H51ZM51 229H50V232H52ZM56 229H55V230L53 229L54 232H55V231L57 232L58 229H57V230H56ZM77 229H79V227H78ZM77 229H76V230H77ZM89 229H90V228H89ZM95 229H96V228H95ZM95 229H94V230H95ZM97 229L101 230V229L98 228V227H97ZM97 229H96V230H97ZM111 229H112V228H111ZM111 229H110V230H111ZM148 229H147V230H148ZM158 229H157V230H158ZM173 229H174V228H173ZM175 229L172 230V231L175 232ZM202 229H203V228H202ZM202 229H201V230H202ZM212 229H213V228H212ZM219 229H220V228H219ZM237 229H239L240 231H237ZM249 229H248V230H249ZM251 229H252V228H251ZM257 229H258V227H257L255 230H257ZM34 230H32V231H34ZM37 230H38V229H37ZM65 230H66V229H65ZM76 230H75V231H76ZM87 230H88V229H87ZM94 230H92V231H94ZM99 230H97V231H99ZM119 230H120V229H119ZM143 230H144V229H143ZM143 230H142V231H143ZM147 230H146V231H147ZM154 230H155V229H154ZM161 230H162V229H161ZM183 230H182V232H183ZM190 230H191V229H190ZM190 230H188V234H189V231H190ZM201 230H200V231H201ZM207 230H209V228H208ZM214 230H216V229H213V230H212V231L215 233ZM259 230H260V229H259ZM259 230H257L258 233H256V232L254 233V231H253V233H254V235H255V237H256V238H254V240L252 241L253 246L255 245L254 242L256 243V242H259V240H262V239H263V238H262L263 236L261 235L262 237H261V236H260V237H261L262 239L259 238L258 241H257V236H256V234H257V235L260 234V233H259ZM261 230H262V229H261ZM261 230H260V231H261ZM32 231H30V232H32ZM42 231H43V230H42ZM42 231H41V233H42ZM59 231H60V229H59ZM59 231H58V232H59ZM78 231H79V230H78ZM80 231H81V230H80ZM88 231H89V230H88ZM101 231H104V230H101ZM113 231H110V233H112V235L110 234V236H114L115 233L117 232V231H116V232H114V234H113ZM131 231H132V230H131ZM138 231H139V230H138ZM146 231H145V234H144V235H147V234H146ZM148 231H150V230H148ZM152 231H153V230H152ZM159 231H158V232H159ZM179 231H181V228H180ZM179 231H178V232H179ZM192 231H193V228H192ZM210 231H211V230H210ZM210 231H209V232H210ZM212 231H211V232H212ZM251 231H252V230H251ZM263 231H264V230H263ZM34 232H35V231H34ZM50 232H49V233H50ZM73 232H74V230H73ZM81 232H82V231H81ZM84 232H85V231H84ZM89 232H91V231H89ZM99 232H100V231H99ZM106 232H107V230H106ZM106 232H105V233H106ZM118 232H120V231H118ZM118 232H117L116 234H118ZM143 232H144V231H143ZM178 232H177V234H178ZM184 232H185V235H183L184 233H182L181 236H183V237L185 236V237H186V235H187V234H186L187 231H184ZM190 232H191V231H190ZM202 232H203V230H202ZM202 232H201V233H202ZM225 232H228V231H224V233H225ZM249 232H250V231H248V234H249ZM37 233H38V231H37ZM41 233L39 232V234H41ZM44 233H46V232H44ZM44 233H43V234H44ZM52 233H53V232H52ZM69 233H70V230H69ZM74 233H75V232H74ZM77 233H78V232H77ZM86 233H87V231H86ZM102 233H104V232H102ZM102 233H101V235H103ZM105 233H104L105 236H107V233H108V237H110V236H109V232H107L106 234H105ZM140 233H141V232H140ZM150 233H151V232H150ZM152 233H153V232H152ZM160 233H161V231H160ZM168 233H169V234H168ZM172 233H173V232H172ZM179 233H180V232H179ZM192 233H193V232H192ZM196 233H197V231L195 230V234H196ZM207 233H208V231L206 232V234H207ZM217 233H218V230H217ZM251 233H252V232H251ZM30 234H31V235H34V234H32V233H30ZM59 234H60V233H59ZM61 234H62V233H61ZM78 234H79V233H78ZM80 234H82V233H80ZM80 234H79V235H80ZM93 234H94V233H93ZM135 234H136V233H135ZM148 234H149V232H148ZM153 234H154V235H155V234L157 235V233H153ZM174 234H175V233H174ZM174 234H173V235H174ZM177 234H176V236L178 237ZM193 234H194V233H193ZM193 234H192V235H193ZM202 234H204V232H203ZM208 234H209V233H208ZM215 234H216V233H215ZM262 234H263V232H262ZM22 235H21V237H22ZM50 235H51V234H50ZM53 235H54V234H53ZM62 235H63V234H62ZM72 235H73V233H72ZM91 235H92V234H91ZM91 235L89 234L90 237H91ZM99 235H100V234H99ZM101 235H100L99 238L102 237ZM119 235H120V237H121V235H122V230H121V234L119 233L117 236H119ZM132 235H134V234H133V231H132ZM137 235H139V234H137ZM140 235H141V234H140ZM173 235H171V238H174V237H172ZM179 235H180V234H179ZM211 235H213V234L211 233ZM221 235H222V232H221L220 236H221ZM263 235H264V234H263ZM37 236H39V235H37ZM40 236H41V235H40ZM47 236H48V238H49V237H51L52 235L49 236V235L47 234ZM47 236H46V240H47ZM54 236H55V235H54ZM56 236H57V235H56ZM63 236H64V235H63ZM63 236H62V237H63ZM74 236H75V235H74ZM76 236H78V235L76 234ZM76 236H75V237H76ZM82 236H83V235H82ZM82 236H81V238H82ZM84 236H85V235H84ZM84 236H83V237H84ZM87 236H88V235H87ZM89 236H88V238H89ZM147 236H148V235H147ZM164 236H160V237H164ZM187 236H189V235H187ZM193 236H194V235H193ZM193 236H192V237H193ZM206 236H207V235H206ZM206 236H205V237H206ZM220 236L216 235V236H215L216 239H215L214 236H213V238L216 240V241H215V242H216L215 245H217V247L219 246V247L221 248V252H220V253H221V257H222V258H220L221 261L219 260V256H217L218 258L216 257V258L214 259V261H215L216 259H218V260L220 261V262H219L218 260H216V262H217V261L219 262L218 264H256V263H258V262H256V260L260 258V257H259V258L257 257V255L259 256V254L256 255L255 252L251 251V252H253L251 256H253V258H254V262H255V263H253V261H252L253 258H251L249 255H248V256H249L251 259H249L248 256L246 257V258H248V259L243 258L244 255L241 256V257L239 256L238 253H239L241 250L238 251L239 249L236 248V247H233V243L230 242L231 239H233V238H231L230 240H229V239L227 240V239H221L223 236H222L221 238H220ZM31 237H33V236H31ZM42 237H43V236H42ZM59 237H60V236H59ZM64 237H65V236H64ZM66 237H67V236H66ZM72 237H73V236H72ZM85 237H86V236H85ZM85 237H84V238H85ZM114 237H116V236H114ZM134 237H135V236H134ZM136 237H137V236H136ZM138 237L141 238L142 235H141V236H138ZM150 237H152V234L150 235ZM156 237H158V235H157ZM177 237H176V238H177ZM194 237H196V235H195ZM197 237H198V236H197ZM197 237H196V238H197ZM199 237H200V236H199ZM217 237H219L220 239L217 240ZM246 237H247V236H246ZM33 238H34V237H33ZM37 238H38V237H37ZM54 238H55V237H54ZM67 238H68V237H67ZM67 238H65V239L67 240ZM70 238H71V237H70ZM79 238H80V236H79ZM93 238H94V237H93ZM93 238L91 237V239H93ZM96 238H97V237H95V239H93L92 241L96 240ZM102 238H104V236H103ZM110 238H111V237H110ZM129 238H130V237H129ZM132 238H133V236H132ZM132 238H131V240H132ZM143 238H144V237H143ZM148 238H149V236H148ZM154 238H155V236H154ZM168 238H170V237H168ZM171 238H170V239H171ZM186 238L188 239V237H186ZM209 238H210V237H209ZM213 238H212V239H213ZM237 238H238V239H237ZM242 238H243V237H242ZM40 239H41V238H40ZM43 239H45V234H44V238H42L41 241H42ZM52 239H53V238H52ZM60 239H61V237H60ZM65 239L63 240V241H64V244H65V242H66ZM77 239H78V238H77ZM82 239H83V238H82ZM114 239H117L118 242L121 243L120 240H119L118 238H114ZM122 239H123V237H121V240H122ZM133 239H135V238H133ZM137 239H138V238H137ZM137 239H136V241H137V244H138V240H140V239H138V240H137ZM141 239H142V238H141ZM149 239H150V238H149ZM149 239H148V241H149ZM165 239H164V240H165ZM179 239H180V238H179ZM181 239H182V238H181ZM192 239H193V238H191V240H192ZM212 239H211V241H212ZM249 239H250V237H248V239H247L246 242H248ZM35 240H36V237H35ZM48 240H49V239H48ZM55 240H57V239L55 238ZM55 240H54V242H56ZM83 240H84V239H83ZM85 240H86V238H85ZM98 240H99V239H98ZM98 240H97V241H98ZM100 240L102 241V239H100ZM100 240H99L98 242L101 243ZM104 240H105V238H104ZM104 240H103V241H104ZM111 240H112V239H111ZM142 240H143V239H142ZM142 240H141V241H142ZM144 240H145V239H144ZM146 240H147V239H146ZM161 240H163V238H161ZM172 240H173V239H172ZM183 240H186V239L184 238ZM183 240H182V241H183ZM207 240H209L208 237H207ZM207 240H206V241L204 240V241L207 242ZM241 240H242V241H241ZM251 240H252V239H251ZM251 240H250V243H251ZM32 241H33V239H32ZM32 241L30 240V242H32ZM57 241H58V240H57ZM77 241H78V240H77ZM112 241H116V240H112ZM126 241H127V239H126ZM134 241H135V240H134ZM158 241H159V240H158ZM158 241H156V242L158 243ZM165 241H166V240H165ZM176 241H178V239H177ZM180 241H181V240H180ZM187 241H188V240H187ZM187 241H186V242H187ZM193 241H195V239H194ZM33 242H34V241H33ZM72 242H73V241H72ZM82 242H83V241H82ZM90 242H91V241H90ZM90 242H89V243H90ZM106 242H107V243H106ZM106 242H104V245H102V244H100V243L98 244L97 242L93 243V244H96V243H97L98 245H96V246L93 245V246L95 247V248L93 249V251H92L93 254L88 253L89 255H93V256H92V259H90V260H92V262L95 260V261H97V262H95V263H99V262L101 263V260H100V259H102L103 252L106 253V251H105L106 249L110 250V248H108V247H110V245H112V244H110L111 241L107 240ZM122 242H123V244H125V243H124V242H125L124 240H122ZM128 242H130V240H129ZM128 242H127V243H128ZM131 242H132V241H131ZM142 242H143V241H142ZM200 242H201V241H200ZM233 242H234V240H233ZM237 242H235V243H237ZM243 242H242V244H243ZM262 242H264V241L262 240L260 243H262ZM49 243L51 244L50 240H49ZM58 243H59V242H58ZM62 243H63V242H62ZM75 243L79 244L78 242H76V241L74 240V243H73V244H75ZM80 243H81V242H80ZM85 243L87 244V245H86V247H87L89 243H87V241H85ZM115 243H116V242H115ZM145 243H146V242H145ZM157 243H156V244H157ZM166 243H167V242H166ZM166 243H165V244H166ZM169 243H170V241H169ZM169 243H167V246L169 245ZM174 243H175V242H174ZM178 243H179V242H177V244H178ZM183 243H184V242H183ZM183 243H182V245H183ZM190 243L192 244V245H190V247L194 245V242H193V243L190 242ZM196 243H197V242H196ZM198 243H199V242H198ZM212 243H213V242H212ZM235 243H234V244H235ZM30 244H31V243H30ZM32 244H33V243H32ZM52 244H53V243H52ZM60 244H61V242H60ZM73 244H72V245H73ZM105 244H106V245H105ZM116 244H117V243H116ZM128 244H129V243H128ZM128 244H126V245H127V246L131 245V244H129V245H128ZM132 244H134L133 246H136V245H137V244H135V243H132ZM139 244H141V243L139 242ZM139 244H138V245H139ZM149 244H150V243L146 244V246L144 245V248H145V247L148 248L147 245H149ZM161 244L163 245V243L160 242V246H161ZM170 244H171V243H170ZM175 244H176V243H175ZM184 244H185V243H184ZM188 244H189V243H188ZM238 244H239V243H238ZM238 244H236V246H237ZM247 244H249V243H247ZM247 244H245V245H247ZM53 245H54V246H53L52 248L54 249V248H55V244H53ZM72 245H71V246H72ZM90 245H92V243L89 244V246H90ZM113 245H114V244H113ZM119 245H121V244H119ZM119 245H118L117 247H119ZM126 245H125V247H123L124 245H122V247L126 249ZM142 245H143V244H141L140 246H142ZM150 245H151V244H150ZM179 245H181V244L179 243ZM182 245H181V246H182ZM195 245H197V244H195ZM195 245H194V246H195ZM198 245H199V244H198ZM198 245H197V246H198ZM200 245H201V244H200ZM208 245H209V242H208ZM250 245H252V244H250ZM258 245H259V243H258V244L256 243V246H255V247L259 248V246H260L261 244H260L259 246H258ZM28 246H29V245H28ZM63 246H64V245H63ZM65 246H66V244H65ZM71 246H69V247H71ZM131 246H132V245H131ZM133 246H132V249H131V250L134 249ZM156 246H157V245H156ZM167 246H166V247H167ZM176 246H177V249H180V248H178V245H175L174 247H176ZM181 246H180V247H181ZM186 246H187V244H185V247H186ZM211 246H212V245H211ZM211 246H209V247H211ZM213 246H214V245H213ZM234 246H235V245H234ZM240 246H242V245H240ZM253 246H252V250H253ZM262 246H263V245H262ZM56 247H57V246H56ZM58 247H59V246H58ZM60 247H62V246H60ZM72 247H73V248H72V249H73V250H72V251H73L72 255H71V253H70V250H69V253H70L71 257L75 256V259L78 257L77 255H79V257H80V256H83V254L85 253V248H84L85 246H82L81 244H79V245H75V246H72ZM90 247H92V246H90ZM90 247H89V248H90ZM114 247H115V245H114ZM149 247H150V246H149ZM152 247H153V246H152ZM158 247H159V246H158ZM161 247H163V246H161ZM164 247H165V245H164ZM166 247H165L164 249H166ZM171 247H172V246H171ZM174 247H173V248H174ZM217 247H216V249H217ZM219 247H218V248H219ZM238 247H239V246H238ZM248 247H249V246H248ZM255 247H254V248H255ZM260 247H261V246H260ZM67 248H68V247H67ZM111 248H112V247H111ZM128 248L130 249L131 247H128ZM146 248H145V250H147ZM154 248H155V247H154ZM167 248H170V247L168 246ZM183 248H184V247H183ZM183 248H182V249H183ZM194 248H196V247H194ZM194 248H193V249H194ZM198 248H199V246H198ZM206 248H208V247H206ZM211 248H212V247H211ZM211 248H210V249H211ZM246 248H247V247H245V249H246ZM250 248H251V247H250ZM250 248H249V250H248V249H246V250H248V252H249V251H250ZM257 248H255V249H257ZM53 249H52V251H53ZM70 249H71V248H70ZM116 249H117V248H116ZM118 249H119V248H118ZM118 249H117V250H118ZM139 249H140V248H139ZM141 249H142V248H141ZM150 249H151V248H148V250H150ZM152 249H153V248H152ZM155 249H156V248H155ZM157 249H159V248H157ZM164 249H163V250H164ZM185 249H187V247H186ZM210 249H209V250H210ZM214 249H215V246H214ZM216 249H215V250H216ZM237 249H238V250H237ZM241 249H242V248H241ZM255 249H254V250H255ZM261 249H262V247H261ZM263 249H264V248H263ZM56 250H57V249H56ZM58 250H60V249H58ZM64 250H65V249H64ZM111 250L113 251V249H111ZM120 250H121L120 253L124 251V249H123V250L121 249V246H120ZM135 250H136V249H135ZM145 250H143V251H145ZM159 250H160V249H159ZM161 250H162V249H161ZM161 250H160V251H161ZM170 250H172V249H169V251H170ZM187 250H188V249H187ZM189 250H191V249L189 248ZM200 250H202V249H200ZM200 250H199V252H200ZM219 250H220V249H219ZM219 250L217 249V252H218ZM243 250H244V249H243ZM246 250H244V251H246ZM88 251H90V250H88ZM118 251H119V250H118ZM137 251H138V250H137ZM141 251H142V250L138 251L137 253H139V252H141ZM153 251H154V250H153ZM155 251L157 252V250H155ZM169 251L167 250V251H165V252L168 253ZM174 251H175V250H174ZM178 251H179V250H178ZM180 251H181V249H180ZM180 251H179V252H180ZM183 251H184V250H182V252H183ZM196 251H198V249H196ZM257 251H258V250H257ZM259 251H260V250H259ZM57 252H58V251H57ZM59 252H60V251H59ZM61 252H62V251H61ZM107 252H108V251H107ZM113 252H114V251H113ZM124 252H125V251H124ZM130 252H131V251H130ZM134 252H135V251H134ZM134 252H133V253H134ZM146 252H147V251H145V254H146ZM151 252H152V250H151ZM187 252H188V251H187ZM187 252H186V253H187ZM189 252H190V251H189ZM202 252H204V251H202ZM202 252H201V253H202ZM241 252H243V251H241ZM241 252H240V253H241ZM260 252H262V251H260ZM51 253H52V252H51ZM55 253H56V252H55ZM86 253H87V252H86ZM108 253L110 254V251H109ZM108 253H107V254H108ZM116 253H117V252H116ZM142 253H144V252H142ZM148 253H149V252H148ZM148 253H147V254H148ZM158 253H159V254H157V253L154 252V256H156L155 254H157V256L160 257V256H161L160 253H162V251H161V252H158ZM172 253H173V252L171 251V254H172ZM176 253H177V255H178V252H177V251H176ZM191 253H192V255H193L192 250H191ZM201 253H200V254H201ZM214 253H216V251H214ZM214 253H213V254H214ZM218 253H219V252H218ZM243 253H244V252H243ZM246 253H247V252H246ZM246 253H245V254H246ZM256 253H257V252H256ZM262 253H264V252H262ZM52 254H53V253H52ZM64 254H65V253H64ZM88 254H87V255H88ZM117 254H118V257H117V258L119 259V256H120L121 254H120V255H119V253H117ZM117 254H116V255H117ZM122 254H123V256H124V253H122ZM125 254H126V253H125ZM140 254H141V253H140ZM151 254H152V253H151ZM151 254L149 253V255H151ZM168 254H169V253H168ZM174 254H175V252L172 254V256H173ZM179 254H180V253H179ZM181 254H182V253H181ZM196 254H197V253H196ZM196 254H194V255L197 256ZM213 254H212V258H213V256L215 255V254H214V255H213ZM260 254H261V253H260ZM49 255H51V254H49ZM49 255H48L47 258H49ZM59 255H60V254H59ZM89 255H88V256H89ZM116 255H115V256H116ZM126 255L131 256V255H132V252H131V255L128 254V253H127ZM138 255H139V254H136V253H135V256L138 257ZM141 255H144V254H141ZM141 255H140V256H141ZM175 255H176V254H175ZM184 255H185V251H184ZM189 255H191V254H189ZM198 255H199V254H198ZM216 255H217V253H216ZM218 255H219V254H218ZM241 255H242V254H241ZM54 256H55V254H54ZM63 256H65V255H63ZM76 256H77V257H76ZM105 256H108V255H105ZM123 256H121V257H123ZM163 256H165V254L162 255V257H163ZM168 256H169V255H168ZM168 256H167V257H168ZM180 256H181V255H180ZM180 256H178V257L180 258ZM202 256H203V254H202ZM202 256H201V257H202ZM204 256H205V255H204ZM207 256H208V255H207ZM260 256H262V255H260ZM60 257H61V256H59V258H60ZM65 257H66V256H65ZM83 257H84V256H83ZM83 257H82V258H83ZM90 257H91V256H90ZM109 257H110V256H109ZM127 257H128V256H127ZM127 257H126V258H127ZM137 257H135V258H137ZM141 257H143V256H141ZM144 257H145V255H144ZM144 257H143V258H144ZM147 257H148V255H147ZM151 257H153V256L151 255L150 258H151ZM158 257H157V259L159 260ZM165 257H166V256H165ZM173 257H174V256H173ZM184 257H185V256H184ZM184 257L181 256V258H184ZM187 257H188V255H187ZM187 257H186V258H187ZM197 257H198V256H197ZM199 257H200V256H199ZM262 257H264V256H262ZM47 258H44V259H47ZM51 258H54V257L51 256ZM59 258H58V259H59ZM82 258H81V260H82V262H84ZM87 258H88V257H87ZM87 258H86V259H87ZM93 258H94V259H93ZM103 258H104V257H103ZM105 258H106V257H105ZM131 258H132V256H131ZM133 258H134V256H133ZM135 258H134V259H135ZM143 258H142V259H143ZM150 258H149V263L151 262V261H150ZM175 258H176V256H175ZM181 258H180V259H181ZM189 258L191 259V257H189ZM189 258H188V259H189ZM192 258H193V257H192ZM194 258H195V257H194ZM210 258H211V257H210ZM64 259H65V258H64ZM69 259H70V258H69ZM75 259H73V260H75ZM78 259H79V258H78ZM86 259H84V260H86ZM106 259H110V261L112 260V264H113V262L115 263V259H116V257H113V254H112V257H110V258H106ZM120 259H121V258H120ZM120 259H119V260H120ZM138 259H139V258H138ZM147 259H148V258H147ZM147 259H146L145 261L148 262ZM154 259H155V257H154ZM161 259H163V258H161ZM161 259H160V261H161ZM164 259H165V258H164ZM164 259H163V260H164ZM170 259L172 260L171 257H170ZM180 259H179V261H180ZM190 259H189V260H190ZM197 259H201V258H197ZM202 259H203V258H202ZM31 260H32L33 262H31ZM41 260H42V259H41ZM49 260H50V259H49ZM49 260H48V261H49ZM56 260H57V259H56ZM62 260H63V259H62ZM66 260H67V258H66ZM71 260H72V259H71ZM73 260H72L71 262H74ZM79 260H80V259H79ZM88 260H89V259H88ZM99 260H100V261H99ZM102 260H103V259H102ZM116 260H117V259H116ZM122 260L124 261V258H122ZM125 260H127V259H125ZM129 260H130L129 263L131 262L130 264H132V261H133V260H132V259H129ZM131 260H132V261H131ZM151 260H152V258H151ZM167 260H168V259H167ZM176 260H177V259H176ZM181 260H182V259H181ZM184 260H185V258H184ZM194 260H195V262H196V258L193 259V261H194ZM206 260H208V259H206V256H205V261H206ZM260 260H261V259H260ZM260 260H259V261H260ZM48 261H47V262H48ZM104 261H105V259H104ZM108 261H109V260H108ZM108 261H107V264H109ZM117 261H118V260H117ZM117 261H116V262H117ZM127 261H128V260H127ZM127 261H125V263H126ZM135 261H136V259H135ZM142 261H144V260H142ZM142 261H140V262H142ZM152 261H153V260H152ZM160 261H159V263H160ZM173 261H174V260H173ZM193 261H192V262H193ZM197 261H198L199 264H201V262H202L203 260H200L201 262H199V260H197ZM205 261H203V262H205ZM210 261H211V260H210ZM210 261H208V264H209ZM37 262H36V263H37ZM43 262H44V261H43ZM47 262H46V263H47ZM51 262H53V261L51 260ZM64 262H65L64 264H67V263H68V262L66 263V261H64ZM75 262H76V261H75ZM79 262H80V261H79ZM79 262H77L76 264H79ZM82 262H81V263H82ZM89 262H90V261H88V262H86V263H87V264H90V263L92 264V262H90V263H89ZM120 262H122V261H120ZM120 262H117V263H120ZM136 262H137V261H136ZM147 262H145L144 264H146ZM156 262H157V261H156ZM166 262H167V261H166ZM169 262H171V261H169ZM185 262H187V261H185ZM192 262H191V264H192ZM203 262H202V264H203ZM29 263H28V264H29ZM36 263H35V264H36ZM41 263H42V262L40 261L39 264H41ZM81 263H80V264H81ZM86 263H85V264H86ZM102 263H103V261H102ZM117 263H116V264H117ZM129 263H128V264H129ZM149 263H148V264H149ZM161 263H162V262H161ZM167 263H168V262H167ZM193 263H194V262H193ZM206 263H207V262H206ZM211 263H213V262H211ZM211 263H210V264H211ZM263 263H264V262H263ZM37 264H38V263H37ZM44 264H45V262H44ZM47 264H49V263H47ZM51 264H52V263H51ZM56 264H57V262H56ZM58 264H59V263H58ZM60 264H63V263L60 262ZM72 264H73V263H72ZM74 264H75V263H74ZM93 264H94V262H93ZM110 264H111V262H110ZM122 264H123V263H122ZM133 264H135L134 261H133ZM137 264H139V261H138ZM140 264H141V263H140ZM142 264H143V263H142ZM151 264H152V263H151ZM155 264H156V263H155ZM163 264H164V262H163ZM177 264H178V263H177ZM181 264H182V263H181ZM188 264H190V262H189ZM214 264H215V262H214ZM216 264H217V263H216ZM258 264H259V263H258Z\"/></svg>","mask_w":264,"mask_h":264}]
</instances>
